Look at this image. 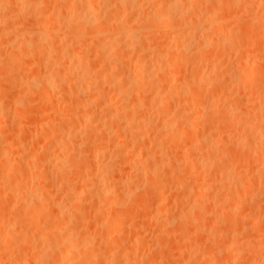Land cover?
Returning <instances> with one entry per match:
<instances>
[{"label":"rangeland","instance_id":"374dc122","mask_svg":"<svg viewBox=\"0 0 264 264\" xmlns=\"http://www.w3.org/2000/svg\"><path fill=\"white\" fill-rule=\"evenodd\" d=\"M21 1H23V0H0V5L2 6H0V146L1 145H5L6 144V146H4V148H2V149H4L3 151H0V152H4V154L3 155H1L0 156V172H1V174H0V177L2 178L3 176V179H5L6 181V183L8 184V185H6V187H7V190H6V187H1L0 188V197H1V199H0V214H1V211H2V214L1 215H4V214H6L7 216L6 217H8V218H6L5 217V215L4 216H1L0 217V226H2L3 224H2V222H3V218H6V219H9L10 220V218H11V220H12V222H16V223H18V220H19V223L18 224H16L15 226H14V228H13V230H15V231H13L12 233H11V237L13 238H10V239H8V240H10V242L8 243V241L7 240H5L7 243H4L5 241L4 240H2V239H4V237H3V235H5V232L4 231H0L1 233V235H2V237L0 236V240H1V243L0 244H4L5 245V248H6V246L8 247H10L9 249H7V251H6V249L5 248H2L3 246L2 245H0V257H1V259H0V264H20V262L23 260V261H27V263H30V264H40V262L42 263V264H45L42 260H41V258L46 262V260L48 261V262H50L49 261V259L52 257V255H50L49 254V250H47V248H46V246H43L44 244H42V243H45V241L44 242H42V238L41 237H43V235H42V233L44 232V234H45V232L46 233H48V231L47 230H49L50 231V229H49V227L50 228H54L55 226L54 225H56V224H59L60 226H62L61 227V231L63 232V230H62V228H64V231L66 232V234L67 235H65V237L63 238V239H65V241L64 240H62V241H60L59 243H60V245H59V243H58V245H57V243H56V246H60V247H54V248H56L57 250H58V248H60V250L61 249H63V247H66V246H68V245H72V244H69V243H67V242H73L72 240V238H70V237H68V234L69 233H75L76 234V236H77V234H78V236H84V237H81L82 239L83 238H85V236L86 237H88V238H90L89 239V241L91 240V242H93V244H95V245H93V249H95V251L94 252H92V257H91V254H90V256L89 257H91V260H93L92 258L95 256V255H93V253L94 254H96V256L98 257V259H99V257L100 256H102L101 257V260H103L102 261V263L103 264H105L106 262L108 263V264H127V262H129L128 264H130V261H132V262H134L135 261V264H153V262H154V264H264V240H263V238H264V163H262L261 162V160L259 161V158L257 157V156H261V155H259L257 152H259V150H260V148H263L264 149V110H262V109H264V21H263V18H264V0H257V1H255V0H229V1H231V2H229V1H227V0H223V2L221 1V0H219V1H214V0H198L199 2V7H198V5H197V7H196V4L195 3H190V0H187L188 1V3H186V4H184V6L182 5V4H179V6H178V8L180 7L181 8V5L183 6V7H185V8H181V10H180V8H179V10L176 8L177 6H175V7H173L174 9H175V11L173 10V8H172V6L170 7L169 6V2H167L166 0H164L166 3H165V6H164V2H163V0L161 1V0H153L152 1V3H151V0H147L148 1V4H147V2L145 3H143V4H141V5H143V6H141V5H139L138 7V9H141V10H138L136 13H134V15L137 17H135L134 15H133V13L132 12H135V11H130V10H127L126 12L125 11H122V12H119V13H121V14H118V13H116L115 14V17H118V18H115L116 19V21L118 22L119 21V23L121 22V23H125L124 25L125 26H128V25H133L134 23L133 22H135V23H137V22H139V21H141V23L139 24V23H137V24H134L137 28H140L142 25H143V23H145V22H147L148 20V22H150V21H154L152 18H154L155 17V15H157L159 12H160V8L161 7H165L164 8V11H167V9L169 10V12L171 13H168L169 15H173L172 17H174V15L175 16H178L179 17V19L181 20V18L183 17L184 18V16L185 17H187V15H189V14H191L190 12L192 11V12H195L196 14H194V13H192L191 14V16L189 15L187 18H184V20L185 21H183L180 25H178V27H180L183 23L185 24V26L187 25V26H189V27H192L193 29H195L196 31H197V29H198V31H202L201 33L200 32H194V31H190V28L189 27H187V28H189V29H187V28H185V26H184V24H183V26H181L180 28H179V30H178V28H177V32L174 30H171V29H169L170 27H168V26H162L163 28H164V31H163V28L162 27H155L154 26V28H152L153 30H152V32L154 33V32H157L156 34L154 33H151V31L150 30H148V31H150V32H147L146 33V35H144V33H145V30L143 31L142 29H138V33L139 34H141L142 35V41H143V44L146 46V49L144 50L145 52V54H143V52H141L140 50H137V51H134L135 52V54L134 53H132V52H130V54H131V57L132 56H135V57H130V55H129V50H127L126 51V53H123V51L122 50H126V48H121V50L118 52V50L117 49H120V43H122L121 41V39H123V41H125V39L122 37L121 39H119L120 38V33L119 32H117V30H116V27H114V29H113V27L112 26H109V27H111L112 29H109V27H108V29L110 30V31H108L107 30V28H106V30L107 31H105V28H104V30H103V38H106V39H104V40H107V38L108 37H112V38H114L115 40H118V42H120V43H118L117 44V48H115V49H113V51H112V49H111V51L113 52H111L110 50H108L107 51V53H105L106 52V50L104 51V57H102V55H97V56H94V55H92V52L94 53V51H93V49H92V47H91V43L89 42V40H91V37H90V34L88 33V32H86L84 35H85V37L83 38V39H81V40H83L84 41V43H83V41H80V40H78V42H79V44H80V42H81V45H82V43H83V45L82 46H85V47H82V46H80V45H78L76 42H75V44L73 43V42H71V37L69 38V36H72V35H70L71 33H70V31H69V33H68V30H66L65 28H62L61 30H60V32L61 33H59L60 35H59V37L58 38H56V37H53V40H55V41H57V42H53V40H52V38H51V40H49L48 39V41H50V42H53V44H50V42H49V45L51 46L49 49H47V51H50V50H52V51H50V52H47V51H45L44 52V50L43 49H41V47H39L40 45L38 44L39 42H35L36 40V38L37 39H39L38 37L39 36H41L40 34H41V32H38V31H40V30H42V29H40L41 27H43L44 26V28L45 29H47V28H49V29H51V28H53V29H55V28H60V26L62 25V23L63 22H65V20H69L68 19V16L70 17V15H68V13L66 12V6H68V4L69 3H71V0H70V2H69V0H66V3H63V4H59V5H57L58 3H62V1L63 2H65V0H43V2H42V0H25L26 1V3H28V4H26L25 3V1L23 2V3H25V4H23ZM28 1V2H27ZM35 1V2H34ZM36 1L38 2V4L36 3ZM48 1H51V2H48ZM55 1H56V4H55ZM73 1V0H72ZM103 1V0H102ZM102 1H98V0H96V1H93L92 3H90L89 2V4H88V6H93V10H95L94 9V7L96 8V10L95 11H93L92 13H91V15L92 16H95L96 18H98V16L100 17V18H102L103 16H105L106 14H105V12L106 11H104V10H107L108 8H106L105 9V3L104 2H102ZM186 1V2H187ZM192 1V0H191ZM214 1V2H213ZM248 1H249V3H248ZM19 2H21V3H19ZM30 2L32 3V2H34V4H30ZM41 2V3H40ZM45 2V3H44ZM69 2V3H68ZM150 2V3H149ZM155 2H157V3H155ZM193 2H194V0H193ZM201 2V3H200ZM204 2H207V4H205ZM227 2V3H226ZM242 2V3H241ZM246 2V3H245ZM19 3V4H18ZM39 3H40V5H39ZM51 3V4H50ZM68 3V4H67ZM137 3V2H136ZM158 3H160V4H158ZM168 3V4H167ZM185 3V2H184ZM225 3V4H224ZM242 5H241V4ZM258 3V4H257ZM260 3V4H259ZM18 4V5H17ZM29 4H30V6H32L33 8H30V6H29ZM36 4V5H35ZM43 4V5H42ZM91 4V5H90ZM94 4V5H93ZM96 4V5H95ZM146 4V5H145ZM151 4H153V5H151ZM156 4H158V5H156ZM163 4V5H162ZM169 6H167V5ZM190 4V6H188ZM192 4H195V5H192ZM221 4H222V6H223V8H220L221 7ZM224 4V5H223ZM48 6V9H47V6ZM155 5H156V7H155ZM159 5H161V7H159ZM207 5L210 7H207ZM252 5V6H251ZM60 6H61V8H60ZM65 6V7H64ZM102 6V7H101ZM174 6V5H173ZM191 6H194V8L196 7L197 9H196V11L195 10H193L192 8H190ZM206 6V7H205ZM229 6V7H228ZM235 6V7H234ZM46 9H45V8ZM57 7V8H56ZM63 7H64V9H63ZM100 7H101V9H100ZM152 7V8H151ZM205 7V8H204ZM227 7V8H226ZM244 7H246V8H244ZM27 8L29 9V10H33V11H36L37 13H35V12H29V10H27ZM35 8H37V9H35ZM39 8H41V9H39ZM50 8V9H49ZM56 8V10H57V13H55L54 14V9ZM171 9V11H170V9ZM192 9V10H189L188 11V9ZM202 8V10H200ZM211 8H212V10H211ZM243 8V9H242ZM63 9V10H62ZM177 9V10H176ZM205 9V10H204ZM241 9V10H240ZM40 10V11H39ZM51 10H53V11H51ZM62 10V11H61ZM156 10H158V11H156ZM173 10V11H172ZM211 10V11H210ZM221 10V11H220ZM225 10V11H224ZM233 10V11H232ZM245 10V11H244ZM246 10H249V11H246ZM45 11H48V12H45ZM60 11V12H59ZM150 11V12H149ZM154 11H156V14L154 13ZM208 11H210V12H207ZM219 12V14H218V12ZM231 11H232V13H231ZM131 12V13H130ZM140 12V13H139ZM143 12V13H142ZM173 12V13H172ZM189 12V13H188ZM217 12V13H216ZM225 12H226V14H225ZM230 12V13H229ZM234 12V13H233ZM240 12H242V13H240ZM33 13H35V14H37L38 16H36V15H33ZM44 15H43V14ZM51 13V14H50ZM66 13H67V15H66ZM98 14V15H95V14ZM125 13V14H124ZM132 14V16H128V15H130V14ZM176 13V14H175ZM183 15H182V14ZM202 13V14H201ZM216 13V14H215ZM43 16H42V15ZM52 14H54L55 15V17H54V15H52ZM62 14V15H61ZM137 14H138V16H137ZM140 14V15H139ZM143 14V15H142ZM185 14V15H184ZM198 14V15H197ZM206 14V15H205ZM215 14V15H214ZM223 14V15H222ZM252 14V15H251ZM57 15V16H56ZM59 15V16H58ZM60 15H61V17H60ZM91 15H88L89 17L91 16ZM120 15H122V17L120 16ZM194 15H195V21L197 20V22L195 23V24H197L198 26H190L189 25V21H188V19H190L191 17H194ZM201 15H204V16H201ZM229 15V16H228ZM256 15V16H255ZM53 16V17H52ZM76 16V17H75ZM88 16L85 18L86 19V21L87 20H91V21H89V22H92V24H94V22H97L96 20H94V22H93V17H91V18H88ZM143 16V17H142ZM154 16V17H153ZM201 16V17H200ZM226 16V17H225ZM227 16H228V18H227ZM235 16V17H234ZM262 16V17H261ZM74 19H73V18ZM81 17V16H80ZM128 17V18H127ZM135 17V18H134ZM152 17V18H151ZM203 17V18H202ZM211 19H210V18ZM213 17H215L213 20H212V18ZM217 17V18H216ZM232 17V18H231ZM249 17V18H248ZM254 17V18H253ZM261 19H260V18ZM55 18V19H54ZM57 18V19H56ZM70 18H72L73 20H75V21H72L73 23H76V22H78V24L81 22V20L83 19H81V18H78V15H74V16H72L71 15V17ZM141 18V19H140ZM143 18H145V19H143ZM147 18H150V19H147ZM176 18V17H175ZM197 18V19H196ZM227 18V19H226ZM231 18V19H230ZM250 18H253L252 20L253 21H251L250 20ZM85 19H83L84 21L83 22H86L85 21ZM118 19V20H117ZM138 19V20H137ZM146 19H147V21H146ZM152 19V20H151ZM155 19V18H154ZM186 19H187V22H186ZM202 19H203V21H202ZM209 19V20H208ZM220 19V20H219ZM235 19H237V20H235ZM257 19V20H256ZM259 19V20H258ZM59 20H61V21H59ZM64 20V21H63ZM128 21L129 22V24H127L128 22H125V21ZM131 20V21H130ZM142 20H145V22H143ZM206 20V21H205ZM208 20V21H207ZM232 20H233V22H232ZM239 20H241V21H239ZM262 20V21H261ZM63 21V22H62ZM123 21V22H122ZM156 21V20H155ZM201 22V24H200V22ZM214 21V23H212ZM225 21V22H224ZM256 21H258L256 24H255V22ZM262 23H261V22ZM61 22V23H60ZM133 24H132V23ZM187 24H186V23ZM206 22H208V23H206ZM210 22V23H209ZM30 23H31V25H30ZM82 23V22H81ZM211 23H212V26H211ZM225 23L227 24V25H225ZM77 24V25H78ZM148 24V23H147ZM150 24H152V23H150ZM194 24V25H195ZM210 24V25H209ZM214 24V25H213ZM33 25H37V27L39 28V29H37V27L36 26H34V27H36V29L38 30H36L34 27H33ZM41 25V26H40ZM95 25H97V23H95ZM133 25V26H134ZM137 25H139L140 27H138ZM199 25H201V26H199ZM209 25V26H208ZM232 25V26H231ZM259 25V26H258ZM261 25V26H260ZM29 26H31V27H29ZM71 26H73V25H71ZM170 26V25H169ZM205 26H206V28H205ZM210 28H208V27ZM216 26V27H215ZM218 26H220L219 28H217ZM263 26V27H262ZM11 27L12 28H15L16 30H17V28H22L21 29V31L19 32V33H17L18 34V36H16V35H9V37L10 38H8V32H9V30L11 29ZM29 27V28H28ZM75 27H76V25H75ZM146 27V26H145ZM171 27H174V26H171ZM177 27V26H176ZM259 27V28H258ZM262 27V28H261ZM25 28H26V30H28L27 32L29 33V34H31L32 32H29V30L30 31H33L34 30V34H32L31 36L29 35L28 36V38H29V40L27 41V37L26 38H24V37H22L23 38V40H22V38H21V41L20 42H23L24 41V43H25V45L27 46L26 48H29L28 50L27 49H24V43H23V46H22V43L20 44V42H19V40H17L16 41V38H19V35L21 36V33H22V35L24 34L25 36H27L26 34V30H25ZM30 28H33V29H30ZM157 28V29H156ZM166 28V29H165ZM185 28V29H184ZM191 28V30H193ZM199 28H201V30L199 29ZM213 28H216V29H214L213 30V32H212V29ZM221 28V29H220ZM256 28V29H255ZM154 29H156V30H154ZM187 29V30H186ZM209 29V30H208ZM225 29V30H224ZM35 30H36V32H37V35L39 34V36H37L36 34H35ZM141 30V31H140ZM169 30H171V31H169ZM216 30V31H215ZM234 32H233V31ZM241 30H243V31H241ZM8 31V32H7ZM63 31V32H62ZM65 31H67V33L65 32ZM113 31V32H112ZM115 31V32H114ZM161 31V32H160ZM181 31V33H179ZM186 31V32H185ZM208 33V34H210V36H212L213 35V37H216L217 38V36H219V33L220 32H224L223 33V36H219V37H221V39H223V40H221V41H224V40H226L227 39V37H228V32L230 33V35H229V37H228V39H227V41H226V43L227 42H230V44H231V46L230 47H232V48H230L228 45L227 46H225L226 44H224L225 43V41H224V43H220V44H223L222 46L224 47V49H222L223 47H221V45L220 44H218V46L220 47V48H217V46H215V44H217V41L215 42V44H213V42L212 41H215V40H212V41H208V40H211V38L209 37H204L203 36V34L202 33H205L206 34V32ZM217 31H218V33H217ZM231 31V32H230ZM239 33H238V32ZM258 31V32H257ZM261 31V32H260ZM7 32V33H6ZM26 34H25V33ZM165 32H168V33H165ZM183 32V33H182ZM189 32V33H188ZM190 32H191V34H190ZM211 32H212V34H211ZM214 32H215V35H214ZM236 32V33H235ZM242 32H243V34H242ZM143 33V34H142ZM151 33V34H150ZM174 33V34H173ZM187 33V34H186ZM218 35H217V34ZM225 33H226V35H225ZM232 33H234L235 35H233ZM261 33V35L262 36H260L259 34ZM6 34V35H5ZM10 34V33H9ZM64 36H63V35ZM147 34H148V36H147ZM152 34H153V36H152ZM172 36H171V35ZM181 35V36H176V35ZM184 34V35H183ZM188 34H190V37H188L189 35ZM197 34H201V35H197ZM221 34V33H220ZM241 34V35H240ZM257 36H256V35ZM23 35V36H24ZM35 35H36V38L34 39V37H35ZM65 35H66V37H65ZM86 35H87V37H86ZM149 35H151V36H149ZM239 35V36H238ZM255 35V36H254ZM6 36H7V38H6ZM147 36V37H146ZM193 36H195L194 38H193ZM197 36V37H196ZM234 36H235V38H234ZM243 37V39H242V37ZM258 36H260V37H258ZM65 37V38H64ZM144 37H146V39H144ZM150 37V38H149ZM167 37V38H166ZM171 37H173V38H171ZM178 38V40H180L179 41V43L181 42L182 43V40H183V43L181 44V45H178V43H176L174 40H176V41H178L177 39H175V38ZM179 37H182V38H179ZM186 37V38H185ZM202 39H201V38ZM204 37V38H203ZM218 37V38H219ZM223 37V38H222ZM15 38V39H14ZM19 38V39H20ZM56 38V39H55ZM171 40H170V39ZM184 38H185V40H184ZM206 38V39H205ZM230 38H231V41H230ZM61 39V40H60ZM64 39V40H63ZM65 39L67 40L65 43H66V46H69V47H67V48H69V52H71L72 50H76V49H78V50H76L75 52L77 53H81V51H79L80 49H82V48H84L85 49V52H87V55H84V57L85 56H87L88 58H84L83 60H82V62L84 63L86 60H88V61H86V63H88V68L90 69V72L87 74L88 76H86V79H87V81H88V83H91L92 82V87L89 89L90 90V92H88V91H86V92H88V93H86V94H83L82 92H78V91H80L79 90V87H78V84L81 82V81H79V78H77L78 76H76V77H71V79L69 78V80H65L66 82H68V83H71V84H68V83H66L65 82V85L66 84H68V85H64V82L62 83V84H60L59 82L61 81H63V80H60L59 82L56 80V78H55V81H57V82H54V78H53V81H52V79H51V77L53 76V71H52V68H55V67H57L56 65H58V67H59V65H60V67H68V68H72L73 69V71H76V70H74V68L76 67V65H77V63L75 64V60H73V57H74V52L72 51L71 52V54H67L68 53V51L66 52V54H64L63 52H62V46L60 47V44H62V43H64V41H65ZM70 39V40H69ZM93 39V38H92ZM149 39V40H148ZM153 39V40H152ZM164 39V40H163ZM168 39V40H167ZM207 40V41H205V40ZM234 39V40H233ZM241 39V40H240ZM251 40V41H249V40ZM60 40V41H59ZM63 40V41H62ZM103 40V42H105ZM120 40V41H119ZM162 41V42H159V41ZM167 40V41H166ZM173 40V41H172ZM194 40V41H193ZM199 40V41H198ZM233 40V41H232ZM236 40V41H235ZM254 40V41H253ZM260 40V41H259ZM175 42L176 43V46L175 47H173L175 44L174 43H171V42ZM189 41V42H188ZM192 41V42H191ZM240 41H242V42H240ZM246 41H248L247 43H246ZM253 41V42H252ZM258 41V42H257ZM16 42V44L14 45V43ZM32 43V45H30L31 43ZM70 42L74 45H71L70 44ZM86 42V43H85ZM199 42H202V43H199ZM209 42H211V44H213V46L212 45H210V43ZM251 42V43H250ZM261 42V43H260ZM19 43V44H18ZM36 43V44H35ZM56 43V44H55ZM64 43V44H65ZM89 43V44H88ZM170 43V44H169ZM203 43H205L204 44V47L205 48H207L206 50H205V48L204 47H202V45H203ZM207 43V44H206ZM208 43H209V45H208ZM233 43H235L234 45H233ZM239 43V44H238ZM245 43V45H243ZM258 43V44H257ZM12 44H13V46H12ZM70 44V45H69ZM188 44V45H187ZM228 44V43H227ZM252 44V45H251ZM256 44H257V49L255 48L254 49V47L256 46ZM260 44V45H259ZM38 46V49H39V51H40V53L42 52H44L43 53V55L45 54V57L46 58H40V56H43L42 55V53L40 54V55H38V53L36 52V50H38L37 48L36 49H34V47L33 46ZM76 45H78L77 47H75ZM122 45H123V43H122ZM201 45V46H200ZM242 45V46H241ZM18 46V47H17ZM23 47L22 49L20 48V47ZM53 46H55L54 48H52ZM57 46V47H56ZM65 45L63 46V47H66ZM70 46H72V47H70ZM80 46V47H79ZM190 46V47H189ZM196 46V47H195ZM208 46V47H207ZM210 46H212V47H210ZM15 49H14V48ZM30 47H33V48H30ZM87 47H88V49H87ZM170 47H172V48H170ZM199 47H202V48H199ZM216 47V48H215ZM234 47H236V48H234ZM243 47H244V49H243ZM247 47V48H246ZM259 47V48H258ZM12 48V49H11ZM73 48V49H72ZM148 48V49H147ZM152 49V51L150 50V49ZM203 48H204V50H203ZM208 48H211V49H208ZM230 49V51H229V49ZM30 49H32V50H30ZM42 51H41V50ZM60 49H61V51H60ZM70 49H72L71 51H70ZM90 49V50H89ZM194 49V50H193ZM198 49V50H197ZM203 50V51H200V50ZM214 49V50H213ZM247 49V50H246ZM17 50V51H16ZM34 50V51H33ZM56 50H58V51H56ZM96 50V49H95ZM146 50H148V51H146ZM222 50V51H221ZM242 50L244 51V52H242ZM255 50H256V52H255ZM261 50V51H260ZM28 51H30V52H28ZM91 52L90 54H89V52ZM110 51V53H108ZM156 51H158V52H156ZM207 51H209V52H207ZM212 51V52H211ZM56 54H55V53ZM57 52H59V53H57ZM82 52H84L83 51V49H82ZM116 52V53H115ZM122 52V54H120L121 55V57L124 59V60H122V58L120 57V59H119V53H121ZM147 52V53H146ZM149 52H150V54H149ZM156 52V53H155ZM163 52H169L168 54L166 53V55L164 56L165 57V60L166 61H164V60H162V58H164V57H162V58H157V59H159V60H162L163 61V64H162V62L161 61H156L157 59L155 58V54H163ZM197 52V53H196ZM213 52H215V53H213ZM218 54H217V53ZM234 52V53H233ZM246 52V53H245ZM24 53V54H23ZM52 53H54V54H52ZM115 53V54H114ZM136 53H137V55H136ZM152 53V54H151ZM154 53V54H153ZM238 55V56H236V54ZM243 53V54H242ZM34 54V55H33ZM37 54V55H36ZM58 54V56H56ZM61 54H63L62 56H61ZM95 55H96V53H94ZM109 54V55H108ZM116 54H117V56H116ZM124 54H127V55H124ZM141 54V55H140ZM147 54V56H144V55H146ZM172 56H171V55ZM174 54H176V55H174ZM231 56H230V55ZM241 54H242V57H241ZM47 55V56H46ZM53 55V56H52ZM55 55V56H54ZM65 55V56H64ZM92 55V56H91ZM107 55V56H106ZM119 55V56H118ZM126 56V59H125V57L124 56ZM151 55V56H150ZM223 55V56H222ZM224 55H227V56H224ZM90 56V57H89ZM113 56H115V57H113ZM145 58H144V57ZM162 56V55H161ZM177 56H182V57H178L179 58V61L177 60L178 58H177ZM185 56H188L186 59L184 58V60H183V57H185ZM44 57V56H43ZM48 57V58H47ZM59 59H58V58ZM63 57V58H62ZM110 57H112V58H110ZM118 57V58H117ZM131 59H129V58ZM144 58V59H141V58ZM154 59H153V58ZM158 57V56H157ZM168 57V58H167ZM170 57V58H169ZM191 58V59H193V62H194V65H193V63H192V61L189 63V61L187 60L188 58ZM49 58H51V59H53L54 58V60H53V62L52 61H49V60H51V59H49ZM72 58V59H71ZM93 60H92V59ZM115 58V59H114ZM128 58V59H127ZM41 59V60H40ZM65 59H66V61H65ZM100 59V60H99ZM108 59L109 60H111V59H114V60H111V61H108ZM118 59H119V61H121L120 63H119V66L121 65V67L119 68V71L120 70H122L121 72H123V73H125V72H127L126 74H123V73H119V71H117L118 70V68H117V70H113L114 69V67H113V71L111 70V67L112 66H114V65H117V62H116V60L118 61ZM137 59V60H136ZM169 59V60H168ZM195 59V60H194ZM256 59V60H255ZM36 60V61H35ZM46 60H48L47 61V63H45L46 62ZM73 62H72V61ZM85 60V61H84ZM92 62H91V61ZM105 60V61H104ZM130 60V61H129ZM135 60V61H134ZM140 60V61H139ZM152 60V61H151ZM168 60V61H167ZM174 60H176V61H178V63L176 62V63H174L175 61ZM183 60V61H182ZM190 60V59H189ZM197 60V61H196ZM199 60V61H198ZM201 60V61H200ZM240 60V61H239ZM262 60V61H261ZM38 61H40V62H38ZM57 61V62H56ZM65 61V62H64ZM93 61H96V62H93ZM118 61V62H119ZM126 61V63H124ZM138 61V62H137ZM145 61L146 62H148V63H145ZM151 61V62H150ZM170 61V62H169ZM196 61V62H195ZM252 61V62H251ZM36 62V63H35ZM68 62V63H67ZM105 62V63H104ZM108 62V63H107ZM110 62H116V63H112V66H111V63ZM129 62V63H128ZM142 62V65L140 64L139 65V63H141ZM143 62H144V64H143ZM156 62H157V64H156ZM169 62V63H168ZM182 62V63H181ZM197 62H198V64H197ZM204 62V63H203ZM256 62V63H255ZM258 62H261V63H258ZM43 63V64H42ZM109 63H110V66H109ZM150 63V64H149ZM152 63H154V64H152ZM168 63V64H167ZM184 63V64H183ZM186 63V64H185ZM196 63V64H195ZM208 63H210L209 65H208ZM39 64V65H38ZM51 64V65H50ZM54 64V65H53ZM85 64V63H84ZM92 64V65H91ZM114 64V65H113ZM128 64V65H127ZM131 64V65H130ZM134 64V65H133ZM145 64H147V65H145ZM148 64H149V66H148ZM159 64V65H158ZM161 64V65H160ZM165 64H167V66L165 65ZM176 64H177V66H176ZM182 64H183V67H182ZM187 64H189V66L187 65ZM45 65V66H44ZM75 65V66H74ZM83 65V64H82ZM108 65V66H107ZM124 65V66H123ZM125 65H127V66H125ZM138 65V66H137ZM153 65V66H152ZM169 65V66H168ZM172 65H174V66H172ZM181 65V66H180ZM199 65V66H198ZM213 65V66H212ZM217 65H219L218 67H217ZM223 65L225 66V67H223ZM84 66V65H83ZM90 66H93V67H90ZM101 68H100V67ZM104 66V67H103ZM137 66V67H136ZM140 66V67H139ZM143 66H145L146 68H148V69H146V70H144L143 68H145V67H143ZM153 67V69H155L156 67H158V68H156L154 71H153V69H152V67ZM156 66V67H155ZM185 66V67H184ZM188 66V67H187ZM194 66H198V67H194ZM39 67V68H38ZM41 67V68H40ZM44 67V68H43ZM48 67V68H47ZM66 67V68H67ZM74 67V68H73ZM86 67H87V65H86ZM130 67V68H129ZM133 67V68H132ZM155 67V68H154ZM160 67V68H159ZM162 67H163V69H162ZM165 67H167L166 69H165V74H167L166 76H168V78H171V80L170 79H168L167 77H165V75H164V77L165 78H167V79H165L164 77V79L165 80H160V82H158L156 79V77H155V79H154V76H156V74L158 73V69H162L161 71L163 72L164 71V68ZM168 67H170V69H169V72H168ZM176 68L175 70H174V68ZM193 67V69H191ZM205 67V68H204ZM207 67V68H206ZM209 67V68H208ZM219 67H220V69H219ZM100 68V69H99ZM106 68V69H105ZM110 68V70H111V72H110V70H108L107 71V69H109ZM121 68H123V69H121ZM129 68V69H128ZM139 68H140V71H139ZM188 68V69H187ZM213 68V69H212ZM223 68H225V69H223ZM75 69H77V68H75ZM103 69H105L106 70V74H109V77L112 75V73H114L113 75L115 76H113L112 75V77H113V79L112 78H110L111 80L109 81V79H107V80H105L106 81V83L108 82V84L107 85H105V81L103 80L104 78H103ZM132 70V72H134V74L131 72V70ZM135 69V70H134ZM136 69H138L137 71H136ZM142 69L144 70V72L142 71ZM151 69V70H150ZM171 69H172V71H171ZM178 69H182L181 71L182 72H179V70ZM188 71H187V70ZM196 69H198V70H196ZM203 69V70H202ZM212 69V70H211ZM48 70V71H47ZM51 70V71H50ZM187 72H189V73H187L186 74V71ZM22 71H24V73L22 72ZM43 71V72H42ZM46 71V72H45ZM96 71V72H95ZM116 71L118 72V73H116ZM136 71V72H135ZM150 71H153V72H151V74L152 75H148V79H151V81L150 80H148V81H150V83L152 82V80H153V82H152V85H154V90L152 89V87L151 86H146V85H148L149 84V82L148 81H146L147 79H145L146 78V76L145 75H142V74H146V72H150ZM155 71H156V74H154L155 73ZM175 73H174V72ZM196 72V74H195V72ZM230 71V72H229ZM27 72V73H26ZM40 72V73H39ZM47 72H49V74H50V76H49V78L47 79L46 78V76L48 75V73ZM98 72V73H97ZM138 72H140L139 74H137ZM167 72V73H166ZM179 74H178V73ZM194 72V73H193ZM232 72H233V74H237L236 76L235 75H233V77L231 76L232 75ZM234 72H236V73H234ZM248 72V73H247ZM42 73H45V74H47L46 76H44V74H42ZM79 76L82 74V71L80 70L79 72ZM111 73V74H110ZM169 73L171 74V73H173V75H169ZM211 73V74H210ZM228 73V74H227ZM261 73H263L262 75H261ZM21 74V75H20ZM37 74V75H36ZM98 74H100L101 75V77L98 75ZM117 76H116V75ZM120 74V75H119ZM123 74V75H122ZM176 74H178L177 76H175ZM181 74V75H180ZM184 74H186V77H185V75ZM195 74V75H194ZM221 74V75H220ZM229 74H230V76H229ZM239 74V75H238ZM245 74V75H244ZM246 74H247V77L249 76V78L247 79V78H245L244 76H246ZM253 74H254V76H253ZM259 74H260V76H259ZM19 75V76H18ZM24 75V76H23ZM41 75H43L42 76V78H46L47 80H45V78H44V83L40 80V78L41 77H39V76H41ZM52 75V76H51ZM105 75V74H104ZM126 75H128V77L126 76ZM130 75V76H129ZM134 75H140V76H138L137 78L139 79V81H137L138 79L134 76ZM196 75H198V77H200V75H202V77H205L204 78V80L205 81H201V83H198V86H196L197 84V82L195 81V79L194 78H197V76ZM211 75H213L212 77H211ZM224 75V76H223ZM15 76V77H14ZM92 76V77H91ZM94 76H97V77H94ZM121 76V77H120ZM145 76V77H144ZM151 76H153V77H151ZM170 76V77H169ZM216 76V77H215ZM218 76V77H217ZM225 77V78H223V77ZM229 78H228V77ZM16 77H18V78H16ZM20 77V78H19ZM24 77H26V78H24ZM31 80H38L37 81V85H38V83L40 82H42V85L44 84V85H46V84H48V82H51L52 81V83H53V85H52V83H49L48 85L50 86H52V87H46L45 88V86L43 85V86H41V84H40V88L36 85V84H32L30 81H29V79ZM32 77H36V78H32ZM87 77H90V79H88ZM98 77H100V80H99V78ZM133 77V78H132ZM142 77H144V80H143V78ZM209 77H211L212 79H208ZM227 77V78H226ZM12 78V79H11ZM22 78V79H21ZM96 80H95V79ZM135 78V79H134ZM153 78V79H152ZM174 78V79H173ZM175 78H176V80H175ZM220 78V79H219ZM231 78H232V80H231ZM92 79H94L93 81H92ZM97 79H98V81H97ZM118 79V80H117ZM131 79V80H130ZM141 79H142V81H143V84H145V82L144 81H146L148 84H145V86L143 85V87H142V81H141ZM187 79V80H186ZM192 79V80H191ZM215 79V80H214ZM262 79V80H261ZM17 82H16V81ZM20 80V81H19ZM27 80H28V82H27ZM40 80V81H39ZM51 80V81H50ZM72 80V81H71ZM78 80V81H77ZM126 80V81H125ZM182 80V82H180ZM222 82H221V81ZM261 80V81H260ZM25 81V82H24ZM48 81V82H47ZM75 83H74V82ZM100 81H102V82H100ZM104 81V82H103ZM124 83H123V82ZM163 81V82H162ZM170 83H169V82ZM190 81V82H189ZM191 81H194V83H195V85L193 84V82H191ZM207 81H208V83H207ZM210 81H211V83H210ZM214 81V82H213ZM229 81V82H228ZM45 82H47V83H45ZM96 83V84H94V83ZM99 82V83H98ZM127 83V85H126V83ZM136 82V83H135ZM139 82V83H138ZM166 82H168V83H166ZM175 82H177V84L175 83ZM186 84H185V83ZM204 82V84H202ZM218 84H217V83ZM227 82H228V84H227ZM240 82V83H239ZM250 82H252V83H250ZM260 82V83H259ZM23 83V84H22ZM28 83H31L33 86H36V87H38L36 90H32L31 88L33 87V86H31V87H26L27 85H28ZM97 83H98V85H97ZM109 83L110 84H112V85H109ZM121 83H123L122 85H121ZM155 83H159V84H157L156 86H158V87H156L155 86ZM188 83H190V84H188ZM214 83V84H213ZM221 83H224L223 84V86H221L222 84ZM249 84L250 83V85H247V84ZM259 83V84H258ZM13 84H15V85H13ZM25 84V85H24ZM30 84V85H31ZM56 84V85H55ZM58 84H60V85H58ZM99 84H101L102 86H100ZM139 84H141V85H139ZM161 84V85H160ZM165 84V85H164ZM182 84V85H181ZM202 84V86H200V87H202V89H201V91H199L198 89H200V88H197V87H199V85H201ZM212 84V85H211ZM221 84V85H220ZM239 84V85H238ZM245 84H246V86H245ZM256 84V85H255ZM262 84V85H261ZM55 85V86H54ZM64 85V86H63ZM70 85V86H69ZM94 85H95V87H94ZM96 85H97V87H96ZM104 85V86H103ZM110 87H109V86ZM128 85L129 86H132V87H128ZM138 85H139V87H141V88H139L138 87ZM181 85V86H180ZM185 85V86H184ZM191 85V86H190ZM206 87H204V86ZM213 85H215L216 87H214L213 88ZM219 85V86H218ZM227 85V86H226ZM261 85V86H260ZM62 86H63V88H62ZM75 86V87H74ZM180 86V87H179ZM186 87L189 91H185V89H184V91L181 89V87ZM242 86V87H241ZM250 86H251V91L249 90L250 89ZM259 86H260V88H259ZM45 89V90H47V92L45 91V90H43L44 92H45V94H41V93H44V92H42V89L43 88ZM67 87H69L68 88V90L66 89ZM71 87H72V89H71ZM77 88L78 89V91H77V89H74V88ZM122 87V88H121ZM134 87H136V88H134ZM150 87H151V89H150ZM161 87V88H160ZM226 87V88H225ZM241 89H240V88ZM248 87V88H247ZM31 89V91H29L30 89ZM48 88V89H47ZM51 88V89H50ZM57 88V89H56ZM66 89V93H68V92H72V93H69L71 96H70V100H69V102H67L68 100H66L67 98H65L64 100H63V98L61 99H58V97H57V95L59 96V95H61L60 93L61 92H63L65 89ZM97 88V89H96ZM114 88V89H113ZM138 88V89H137ZM144 88H145V90L147 89V91H145L144 90ZM151 90V91H149V89ZM155 88H157L156 90H155ZM174 88V89H173ZM197 88V89H196ZM222 88H225V89H222ZM236 88V89H235ZM246 88V89H245ZM27 89V90H26ZM50 89V90H49ZM58 89H60V91H58ZM64 89V90H63ZM75 91H74V90ZM96 89L97 91L94 93V90ZM122 89V90H121ZM133 91V92H135V90L137 89L138 91V93L140 92V95L142 96L143 94H145V95H143L142 97H140V95L138 94V93H134V97H136L137 98V100H136V98H131V97H133V96H130V98H131V100L133 99V101L135 100V102H136V104H135V102H133V101H130L129 100V102H126L128 99H130L129 98V96L128 97H126V98H128V99H120V97L118 96L119 95V93L121 92V91ZM168 89V90H167ZM179 90V92H178V90ZM186 89V90H187ZM195 89V90H194ZM258 89V90H257ZM39 90V91H38ZM49 90V91H48ZM55 90V91H54ZM63 90V91H62ZM73 90V91H72ZM101 91V93H100V91ZM106 90V91H105ZM114 90V91H113ZM141 90H142V92H143V94H142V92H141ZM191 90V91H190ZM198 90V91H197ZM245 90V91H244ZM248 92H247V91ZM257 90V91H256ZM260 90V91H259ZM38 91V92H37ZM51 91H52V93H51ZM54 91V92H53ZM57 91H58V93H57ZM162 91V92H161ZM172 91V92H171ZM194 91L195 92H197V95H196V93H194ZM224 91V92H223ZM244 91V92H243ZM249 91H250V93H249ZM259 91V92H258ZM263 91V92H262ZM73 92H74V94H73ZM104 92V94H102ZM148 92H150V93H148ZM158 92V93H157ZM187 92V93H186ZM229 92V93H228ZM231 92V93H230ZM258 92V94H256V93ZM54 93V95H52ZM55 93H57V94H55ZM65 93V91L63 92V94ZM65 93V94H66ZM78 93L80 94V95H82V97H84V96H87V94H88V98L90 97V99H89V103L91 104L89 107L86 105L85 107H83L82 106V108H81V106H79V104H77L78 106H76L74 103L75 102H77V103H80L79 102V100L81 101L82 99L81 98H79V97H81V96H75L76 94L78 95ZM92 93H94L95 95H93ZM101 94V96L103 97V98H101L100 97V94ZM118 93V94H117ZM148 93V94H147ZM179 93V94H178ZM189 93V94H188ZM193 93V94H192ZM200 93H203V94H200ZM206 93L208 94L209 93V95H207L206 96ZM213 93H214V95H213ZM223 93H224V95H223ZM227 93V94H226ZM238 93V94H237ZM40 94V95H39ZM48 94H50V95H48ZM62 94V95H63ZM69 94H67V97H68V95ZM90 94H92V96H90ZM113 94V95H112ZM133 94V93H132ZM138 94V95H137ZM151 94V95H150ZM175 94H177V97L176 96H174V99H172V101H173V103H171L172 105H170V107L172 106V108H170V107H166V108H164V107H160V106H156V104H155V102L157 103V105H158V102L159 101H161V99L163 98V99H166V97L165 96H167V99L166 100H169V102H170V100H171V97H173L172 95H175ZM182 94V95H181ZM188 94V95H187ZM198 94L199 95H201L203 98H201V96L199 97L198 96ZM212 96H211V95ZM215 94H216V96H215ZM233 94V95H232ZM236 94V95H235ZM240 94V95H239ZM253 94H255V96L253 95ZM262 94V95H261ZM56 95V96H55ZM84 95V96H83ZM168 95L170 96V98L168 97ZM187 95V96H186ZM205 95V96H204ZM230 95V96H229ZM259 95V96H258ZM47 96V97H46ZM55 96V97H54ZM65 96V95H64ZM110 96V97H109ZM145 96H146V98H147V96H148V99H147V101L145 100L146 98H145ZM159 96V97H158ZM163 96V97H162ZM179 96H181V97H179ZM185 96V97H184ZM195 96V97H194ZM227 96H229V101H230V99L231 100H234V101H228L227 102ZM249 96V97H248ZM49 97H51V98H49ZM59 97H61V96H59ZM74 97H78V99L79 100H77V99H75ZM118 97V98H117ZM139 97H140V99H139ZM143 97H144V99H143ZM149 97H150V99H149ZM154 97H156L155 99H154ZM188 99H187V98ZM208 97H210V98H208ZM222 97V98H221ZM226 98V99H224V98ZM231 97V98H230ZM240 97V98H239ZM254 97H255V99H254ZM258 97V98H257ZM261 97V98H260ZM101 98V99H100ZM160 98V99H159ZM169 98V99H168ZM206 98V99H205ZM213 98V99H212ZM263 98V99H262ZM51 99V100H50ZM73 99V100H72ZM103 99H105V100H103ZM116 99H117V101H116ZM119 99H120V101H119ZM152 99V100H151ZM156 99H158V101H155L154 102V104L152 105V103H153V101L154 100H156ZM162 99V100H163ZM185 99V100H184ZM190 99V100H189ZM212 99V100H211ZM216 99H218V100H216ZM221 99H223V100H221ZM261 99V100H260ZM43 100V101H42ZM57 100V101H56ZM66 100V101H65ZM93 102V103H91V101ZM100 100V101H99ZM102 100H103V102H102ZM139 100H143V102H144V105H142V103L143 102H141V101H139ZM151 100V101H150ZM175 100V101H174ZM187 100V101H186ZM191 100H193V102L191 101ZM224 100H226V104H225V101ZM251 100V101H250ZM48 101V102H47ZM55 101V102H54ZM72 101L74 102L73 104H72ZM106 101V103H104ZM119 101V102H118ZM122 101L124 102L123 104H122ZM151 102V103H148V102ZM171 101V102H172ZM182 101V102H181ZM260 101H262V103L260 102ZM47 102V103H46ZM51 102V103H50ZM67 102V103H66ZM71 102V103H70ZM100 102V103H99ZM102 102V103H101ZM113 104H112V103ZM141 102V103H140ZM176 102V103H175ZM190 102H192L191 104H193L192 106H191V104H187V103H190ZM198 103V104H196V103ZM199 102H200V104H199ZM234 102V103H233ZM55 103V104H54ZM68 103H69V105H70V107L68 106ZM96 103V104H95ZM100 104V107H99V105L98 104ZM118 103V104H117ZM145 103L147 104V105H145ZM178 103V104H177ZM210 103V104H209ZM247 103H248V105L249 106H247ZM53 104V105H52ZM97 106H95V105ZM106 104H107V106H106ZM133 104H135V107H136V109L135 110H133L132 108L134 107V105ZM138 104H139V106H140V108L138 107ZM182 104V105H181ZM187 104V106H184V105H186ZM207 105V106H205V105ZM211 104H212V107H211ZM238 105L241 109H239V107L237 106H235V105ZM241 104V105H240ZM27 105V106H26ZM103 107H102V106ZM118 105V106H117ZM133 105V106H132ZM142 105V106H141ZM155 105V106H154ZM174 105V106H173ZM177 105V106H176ZM252 105V106H251ZM52 106V107H51ZM59 106V107H58ZM62 106H66V107H62ZM72 106H74V107H76V110H75V108L73 107L72 109H71V107ZM117 106V107H116ZM146 106V107H145ZM154 106V107H153ZM201 106V107H200ZM228 106V107H227ZM262 106V107H261ZM40 107V108H39ZM91 107V108H90ZM94 107H95V109H94ZM114 107V108H113ZM119 107H121L120 109H119ZM124 107V111L125 112H123L122 110V108ZM126 107V108H125ZM131 107V108H130ZM147 107H149V108H147ZM151 107V108H150ZM153 107V108H152ZM179 107H180V109L182 108V109H186V112L183 110L182 111V109H181V111H180V109H179ZM184 107V108H183ZM190 109H189V108ZM220 107H221V109H220ZM231 107V108H230ZM236 107V108H235ZM242 107H244V110H242L243 108ZM245 107H246V109H248V111L247 110H245ZM249 107V108H248ZM255 107V108H254ZM49 108V109H48ZM50 108L53 110V112L50 110ZM84 108V109H83ZM89 110H88V109ZM97 108H99V109H103V110H97ZM133 112V113H131V111H129V109ZM139 108V110H138V112L140 111L141 113H139L138 114V112H137V109ZM147 108V109H146ZM228 108V109H227ZM233 108H234V111H233ZM250 108H252V109H250ZM62 109V110H61ZM66 109V110H65ZM115 109H117L116 111H115ZM118 109L119 110H121V111H119V112H117L118 111ZM126 109V110H125ZM142 109V110H141ZM213 109V110H212ZM218 110V111H215V110ZM237 109V110H236ZM238 109H239V111H238ZM35 110V111H34ZM64 110V111H63ZM86 110V111H85ZM88 110V111H87ZM92 110V111H91ZM105 110H107V111H105ZM114 111V112H117L119 115H117V113H115L116 114V118L117 117H119V118H117V119H113L112 121H110L111 120V118L109 117L108 118V114H105L106 112L108 113L109 111ZM175 111V114H173V112ZM178 110V111H177ZM191 110H193V111H191ZM220 110H222V111H220ZM241 110L243 111V112H241ZM252 110H253V112H252ZM44 113H43V112ZM51 111V113H49ZM74 111L76 112V113H74ZM78 111V112H77ZM100 111H102L101 113L103 114V115H100L101 113H100ZM104 111V112H103ZM135 111V112H134ZM205 111V112H204ZM209 111H211L212 113H210ZM237 111H238V113H240V114H238L237 113ZM89 112H91V113H89ZM92 112H94V113H92ZM97 112H99V113H97ZM113 112V113H114ZM120 112H122V113H120ZM136 112H137V114H138V117H137V114H136ZM179 112V113H178ZM214 112H217L218 113V115H217V113H214ZM234 112V113H233ZM238 114H236V113ZM250 114H248V113ZM256 112H257V114H256ZM260 112H262L263 114H261ZM42 113H43V115H42ZM79 113V114H78ZM89 113V114H88ZM127 113V114H126ZM156 113V114H155ZM181 113V114H180ZM198 113V114H197ZM34 114V115H33ZM39 114H41V116L42 117H46L47 119L46 120H48L49 122H45L46 120H44L45 118H41L40 117V115ZM45 114L47 115V116H45ZM62 114V115H61ZM104 114H105V116H104ZM120 114L122 115V116H120ZM134 116H133V115ZM136 114V115H135ZM172 114H173V116H172ZM183 114V115H182ZM195 114H197V115H195ZM206 114H208V116H209V118L206 116ZM216 116H215V115ZM236 114V115H235ZM244 114H248L249 115V118H248V115H244ZM252 114H254V115H252ZM261 114V115H260ZM50 115V116H49ZM55 115V116H54ZM98 115L100 116V117H98ZM132 115V116H131ZM151 115V116H150ZM161 115H162V117H161ZM164 115V116H163ZM170 115V116H169ZM177 117H175V116ZM180 115V116H179ZM193 115V116H192ZM224 115V116H223ZM235 115V116H234ZM242 115H244V116H242ZM258 115V116H257ZM260 115V116H259ZM31 116L34 118V120L31 118ZM35 116V117H34ZM59 116V117H58ZM61 116V117H60ZM71 116V117H70ZM75 116V117H74ZM76 116H77V118H76ZM80 116V117H79ZM91 116V117H90ZM128 117L129 116V118H130V123H129V118H125V117ZM155 116V117H154ZM206 116V117H205ZM218 116V117H217ZM223 116V117H222ZM231 116H233L234 118H235V120H234V118L233 117H231ZM254 116H255V118L257 119L258 117V119H259V121H255L256 119L254 118ZM257 116V117H256ZM263 116V117H262ZM56 117V118H55ZM73 117V118H72ZM102 117H105L104 119H102ZM106 117L108 118L107 120H106ZM123 117H124V119H123ZM135 118V119H132V118ZM140 117V118H139ZM168 117V118H167ZM175 117V118H174ZM184 117V118H183ZM191 117V118H190ZM241 117V118H240ZM250 117H252L253 119H255L254 121H255V124H253L252 123V121H251V118ZM262 117V118H261ZM31 118V119H30ZM38 118H40L39 120H38ZM53 118V119H52ZM85 118V119H84ZM91 120H90V119ZM149 118V119H148ZM180 118L182 119V120H180ZM186 118V119H185ZM187 118H188V120L190 121V124H192V123H194L195 124V128H194V126L193 125H190L191 126V129H196V128H198V129H196V133H195V131H190V130H187L188 132H191V133H189L188 134V132L186 131V130H184L185 128H184V124L186 123L185 121H187L188 122V120H187ZM193 118H195V120H194V122H191L192 120L191 119H193ZM206 118V119H205ZM231 119V121L230 120H227V119ZM238 118V119H237ZM248 118V119H247ZM37 119V120H36ZM77 119L79 122H78V124H77V121H75V120ZM81 119V120H80ZM87 119V120H86ZM97 119L100 121H97ZM110 119V120H109ZM118 119H120V120H122V121H120V120H118ZM125 119H127L126 121L128 122V124H126L127 122H125ZM134 120V121H132V120ZM137 119H139V123L137 122ZM153 119V120H152ZM164 119V120H163ZM203 119H205L204 121H203ZM208 119H209V121H211V123H208L209 121H208ZM213 119V120H212ZM225 119V120H224ZM233 119V120H232ZM242 121H241V120ZM263 119V120H262ZM44 120V121H43ZM64 120V121H63ZM66 120V121H65ZM85 120V121H84ZM89 120V122H87ZM95 120H96V122H95ZM104 120H106V122H104ZM118 120V121H117ZM124 120V121H123ZM196 120H199L198 122H195ZM214 120H216V121H214ZM247 120H250L249 122L247 121ZM261 120V121H260ZM29 121V122H28ZM34 121H36V123L34 122ZM73 123H72V122ZM93 121V123H91ZM116 121V122H115ZM146 121H147V123H146ZM149 121V122H148ZM152 121V122H151ZM162 121V122H161ZM170 121V122H169ZM208 121V122H207ZM214 121V122H213ZM230 121V122H229ZM239 121V122H238ZM247 121V122H246ZM34 122V123H33ZM41 122V123H40ZM44 122V123H43ZM57 122V123H56ZM67 122V123H66ZM74 122H75V131L74 130H72L73 131V134H72V132H70L69 134H71L72 135V137L73 136H76V137H73L74 139H71L74 143H73V147L71 146V144L69 145V142L71 141V140H69L70 138H72V137H70V135L68 134V133H65V131L66 130H69L70 131V129H68V128H70L71 126V129L72 128H74L73 127V124H74ZM81 122V123H80ZM109 122V123H108ZM111 122V123H110ZM112 122H114V123H116V124H118V125H116V124H112ZM121 123L120 125H122L123 123L125 124H123L122 125V127L119 125V123ZM132 122H134L135 123V126H134V124L132 123ZM137 122V123H136ZM169 122V123H168ZM202 122V123H201ZM213 122V123H212ZM218 122V123H217ZM222 122V123H221ZM224 122V123H223ZM234 122V123H233ZM256 122H258V125H259V122H260V125L258 126V125H256ZM262 122V123H261ZM32 123V124H31ZM41 125H40V124ZM47 123V124H46ZM54 123V124H53ZM68 123H72V125L71 124H69V126H68ZM79 123H80V125H79ZM86 123V124H85ZM110 127H108L106 124ZM145 123H146V125H148V126H146L145 125ZM150 125H149V124ZM155 123L157 124V126L155 125ZM162 123V125L160 126V124ZM177 123V124H176ZM180 123V124H179ZM189 123V122H188ZM199 123V124H198ZM205 123H208V124H206V125H204ZM234 125H233V124ZM239 125H238V124ZM243 123H244V125H243ZM249 123H252V125H256V127H253V126H250V125H248ZM20 124V125H19ZM22 124V125H21ZM24 124V125H23ZM37 125V126H35V125ZM38 124L40 125V126H38ZM43 124V125H42ZM51 124L52 125H54V126H51ZM88 124H90V129L88 128ZM110 124V125H109ZM131 124H132V126L134 127V129H133V127L131 126ZM138 124V125H137ZM175 124V125H174ZM198 126H197V125ZM201 124V125H200ZM203 124V125H202ZM212 124V125H211ZM217 124V125H216ZM225 124H226V126H225ZM227 124H229L228 126H227ZM241 124V125H240ZM32 125V126H31ZM58 125H60V126H58ZM76 125H79V126H81V127H84L83 129L81 128V129H78L77 128V126ZM85 125H86V127H85ZM94 125H96V126H94ZM101 125V126H100ZM103 125V126H102ZM112 125V126H111ZM128 125V126H127ZM144 125H145V128H143L142 129V127L141 126H143L144 127ZM208 125V126H207ZM236 125V126H235ZM248 125V127H246V129L244 128L245 126H247ZM19 126H22V127H19ZM44 126V127H43ZM48 126H50V127H48ZM78 126V127H79ZM94 128H93V127ZM104 126H107L106 128L104 127ZM117 126H119L120 128H119V130H118V127ZM125 126V127H124ZM171 126V127H170ZM199 126H201V127H199ZM204 126H206V127H204ZM239 126V127H238ZM242 126V127H241ZM249 126L250 127H253L252 129L251 128H249ZM44 129H43V128ZM54 127H56V128H54ZM60 127V128H59ZM65 127V128H64ZM68 127V128H67ZM97 127V128H96ZM99 127V128H98ZM102 129H101V128ZM104 127V128H103ZM138 127V128H137ZM147 127H154V128H150V130H148L149 128H147ZM170 132V131H172L171 129H173V132H170V133H172V134H170L167 130V133H165L166 131H163V130H165V128ZM176 127V128H175ZM182 127L184 128V129H182ZM204 128V131H203V128ZM209 129H208V128ZM226 127V128H225ZM232 129H231V128ZM77 128V129H76ZM87 128V129H86ZM107 128H109V129H107ZM112 128V129H111ZM127 129L128 131H126V130H122V129ZM147 128V129H146ZM216 128V129H215ZM223 128H225L224 130H223ZM230 128V129H229ZM241 130H240V129ZM242 128H244V129H242ZM250 130H249V129ZM254 128H256L255 130H253ZM39 129V130H38ZM48 130L47 132L46 131H44V130ZM57 129H58V131H57ZM64 129V130H63ZM86 131H85V130ZM116 129V130H115ZM130 129V130H129ZM161 129H163V130H161ZM202 129V130H201ZM215 129V130H214ZM238 129V130H237ZM261 129H263V130H261ZM52 130H53V132L55 131V133H51L52 132ZM80 130V131H79ZM102 130V131H101ZM105 130V131H104ZM107 130H109V131H107ZM113 130V131H112ZM122 130V132H120ZM138 130L140 131H142L143 130V132H141L140 131V133H138ZM176 130H178V132L176 131ZM182 131V130H184V131H186L185 133L184 132H180V131ZM213 130V131H212ZM218 130H220L219 132H218ZM232 130V131H231ZM62 131H63V133H62ZM79 131V132H78ZM94 131V132H93ZM100 131V132H99ZM107 131V132H106ZM123 131H125V132H127V134L126 133H124ZM144 131H145V133H148V134H145V136H143L144 134ZM149 131V132H148ZM161 131V132H160ZM198 131V132H197ZM206 131V132H205ZM210 131V132H209ZM237 131V132H236ZM244 131V132H243ZM253 131V132H252ZM42 132V133H41ZM44 132V133H43ZM60 132V133H59ZM66 132H68V131H66ZM77 133V135H76V133ZM102 132V133H101ZM119 132V133H118ZM176 132V133H175ZM212 132V133H211ZM245 132H248V133H246L245 134ZM252 132V133H251ZM258 134H257V133ZM59 133V134H58ZM68 134V136L69 137H66V135L64 136V135H62V134ZM82 133V134H81ZM103 133H104V136L106 135V137H104V136H102L103 135ZM112 133V134H111ZM124 133V134H123ZM173 133L174 134H176L177 135V137L179 138H176V136L174 137L173 136ZM179 133H184V135H182V134H179ZM199 133V134H198ZM241 133V134H240ZM47 134H49L48 136H45V135H47ZM54 134V135H53ZM110 134V135H109ZM120 134H122V135H120ZM135 135V134H139V138H138V141L136 142V140L135 139H132V137L131 136H133V135ZM143 134V135H142ZM196 134H198V135H196ZM252 136H251V135ZM254 134H255V136H254ZM262 134V135H261ZM60 135H61V137H60ZM100 135L104 138H100ZM125 135H127L126 136V138H128L127 139V141H126V138H125ZM142 135V136H141ZM167 135V136H166ZM179 135V136H178ZM192 135V136H191ZM217 135V136H216ZM257 135V136H256ZM146 136H148L149 138H147ZM166 136V137H165ZM186 136V137H185ZM190 136V137H189ZM198 136V137H197ZM224 136V137H223ZM244 136V137H243ZM249 136V138H247ZM47 137H49V138H47ZM51 137V138H50ZM56 139H55V138ZM80 137V138H79ZM82 137V138H81ZM87 137H89L88 139H87ZM110 137V138H109ZM118 137V138H117ZM129 137L131 138V140H135V142H136V144H133V143H131V142H134V141H131L130 139H129ZM144 138V137H146V138H144V139H142L141 140V138ZM171 137V138H170ZM184 137V138H183ZM197 137V138H196ZM221 137H223V138H221ZM228 137V138H227ZM258 137V138H257ZM54 138V139H53ZM62 138V139H61ZM64 138V139H63ZM67 138H69V139H67ZM109 138V139H108ZM115 138V139H114ZM166 138V139H165ZM195 138V139H194ZM226 138V139H225ZM252 138V139H251ZM261 138H263V139H261ZM58 139V140H57ZM65 139L67 140V142H68V150L66 149V153H64V155H62L61 157H60V160L62 161L61 163H62V165H64L63 166V168H65V170L66 171H69V172H71L70 170H72V172L69 174H67V176L65 175V177H62V178H64V181H66L67 183H65L64 184V181H61V180H58V181H56L57 179H55L54 177L55 176H53L52 177V175H53V173H55V172H57V170L55 171L54 170V168L53 167H55V164L54 163H51V164H54V165H51V164H49L51 167H49V165L46 167V166H39L42 162H45V164H48V161L53 157V156H55L56 155V153H59L60 151H59V146L57 145V144H64V143H62L60 140H62L63 142L65 141ZM81 139V140H80ZM94 139V140H93ZM100 139V140H99ZM103 139V140H102ZM137 139V138H136ZM139 139H140V141H139ZM165 139V140H164ZM167 139H169V140H167ZM174 139H176V140H174ZM185 139H187V140H185ZM190 139V140H189ZM193 139V140H192ZM203 139V140H202ZM215 139V140H214ZM54 140H56V141H58V143L56 142L55 143V141ZM107 141V142H104V141ZM111 140H114V141H111ZM129 140V141H128ZM144 140V141H143ZM174 140V141H173ZM248 140V141H247ZM250 140H252V142L250 141ZM17 141V142H16ZM53 141V142H52ZM76 141V142H75ZM78 141V142H77ZM87 141V142H86ZM98 141L99 142H101L100 144H98L97 145V143H98ZM141 141H143V142H141ZM160 141V142H159ZM163 141V142H162ZM164 141H166V142H164ZM175 141H177V142H175ZM186 141V143H182V142H185ZM204 141H206V142H204ZM212 141V142H211ZM213 141H215V142H213ZM245 141V142H244ZM254 141H255V143H254ZM258 141V142H257ZM7 142V143H6ZM9 142V143H8ZM22 142V143H21ZM67 142H65L66 144H67ZM93 142V143H92ZM95 142H96V144H95ZM109 142V143H108ZM127 142V143H126ZM129 142V143H128ZM139 142H141V143H139ZM198 142V143H197ZM223 142H225V143H223ZM257 142V143H256ZM263 142V144H261ZM15 143H17V144H15ZM90 143V144H89ZM110 143H111V145H110ZM137 143H139V145H141V146H139ZM142 143H145V145H147V146H145L144 144H142ZM159 143V144H158ZM211 143H213L212 145H211ZM217 143L219 144L216 148L215 147H213V145L214 146H216L217 145ZM221 143H223V144H221ZM241 143V144H240ZM253 143V144H252ZM9 144H12V145H9ZM14 144H15V146H14ZM22 144H23V146H22ZM50 144V145H49ZM51 144L53 145L52 147H51ZM56 144V145H55ZM106 146H105V145ZM127 144V145H126ZM132 144H133V146H132ZM161 144V145H160ZM169 144H172V145H169ZM179 144H181V147H180V145L178 146ZM194 144H196V145H194ZM198 144V145H197ZM250 144V145H249ZM257 144V145H256ZM8 145V146H7ZM19 145V146H18ZM79 145V146H78ZM89 145H90V147H89ZM94 145V147H102L101 148V151L102 152H99V155H97V156H95V157H93V156H91V154L92 155H94L92 152H90L89 153V150L90 151H92L91 150V148H92V146ZM96 145V146H95ZM121 145V146H120ZM130 145V146H129ZM160 145V146H159ZM169 145V146H168ZM175 145V146H174ZM201 145V146H200ZM208 147H207V146ZM222 145V146H221ZM241 145V147H239ZM245 145H246V147H245ZM248 145L249 146H251V148L250 147H248ZM17 146V147H16ZM49 146V147H48ZM58 146V147H57ZM84 146V147H83ZM103 146H104V148H103ZM129 146V147H128ZM183 146V147H182ZM197 146V147H196ZM212 146V147H211ZM219 146H221L220 147V149L218 148ZM228 146H229V148H230V150L229 149H227L228 148ZM256 146V147H255ZM260 146V148L259 149H257V147H259ZM25 147H27V148H25ZM71 147H72V150H71ZM105 147H106V150H105V152H104V149H105ZM116 147V148H115ZM124 147H126V148H123ZM133 147V148H132ZM137 147V148H136ZM167 147V148H166ZM169 147H170V149H169ZM180 147V148H179ZM186 147V148H185ZM209 147H211V148H209ZM224 147V148H223ZM253 147V148H252ZM6 148H8V150H7V152L5 151V149ZM23 148H24V151H23ZM30 148V149H29ZM56 148V149H55ZM78 148V149H77ZM80 148V149H79ZM201 148V149H200ZM244 148H247V150L246 149H244ZM1 149V150H2ZM14 149V151H12ZM16 149L18 150L16 153H15V151H16ZM22 149V150H21ZM28 151H27V150ZM78 150L77 152H76V150ZM103 149V150H102ZM109 149V150H108ZM116 149V150H115ZM121 149L123 150V151H121ZM133 149V150H132ZM135 149V150H134ZM144 149H146L147 150V152H146V150H144ZM174 149H176V150H174ZM178 149V150H177ZM198 149V150H197ZM212 149H215V150H213V151H211ZM217 149H219V150H217ZM224 151H223V150ZM254 149V150H253ZM20 150V151H19ZM26 150V151H25ZM35 150V151H34ZM58 150V151H57ZM73 150H75L74 152H76V153H72L73 152ZM95 150V149H94ZM117 150H119V151H117ZM126 150V151H125ZM174 150V152H171V151H173ZM200 150H203V152L202 151H200ZM220 150H222L221 152H220ZM229 150V151H228ZM243 150H245V151H243ZM252 150V151H251ZM71 151V152H70ZM82 151V152H81ZM115 151V152H114ZM177 151V152H176ZM180 151V152H179ZM185 151V152H184ZM194 151V152H193ZM198 151V152H197ZM200 151V152H199ZM251 151V152H250ZM12 152H14L15 154H16V156H20V158H21V163H23V164H25L27 161H28V159H32L33 157H34V159H36V155H37V159L36 160H38V162L35 160V162H37V164H33L34 166H36V167H38V169L39 170H41V168H42V170H44L45 172H46V170L48 171V169H49V171L48 172H51L52 170H53V172H52V175H50V173H49V175H46L45 177H46V179H47V181H46V179L44 178V176H42L41 175V177H39L40 176V174L41 173H39L38 175V177L37 178H32L31 179V177H30V179H28L29 178V176H27V173L25 172L26 170L28 171L29 170V165L27 166L28 168H24V166H23V164L20 166V165H18V163H20V161H18V162H16V161H14L11 157H14V153H12ZM20 152V153H19ZM25 152V153H24ZM35 152V153H34ZM49 152V153H48ZM68 152V153H67ZM81 152V153H80ZM117 152V153H116ZM122 152V153H121ZM144 152V153H143ZM176 152V153H175ZM182 152V153H181ZM196 152V153H195ZM214 152V153H213ZM223 152V153H222ZM227 152V153H226ZM231 152H232V154H231ZM254 152V153H253ZM8 155H7V154ZM46 153V154H45ZM70 153H72V155H70ZM114 153V154H113ZM134 153V154H133ZM176 155H175V154ZM193 153V154H192ZM205 153V154H204ZM218 153V156L216 155ZM222 153V154H221ZM19 154V155H18ZM22 154V155H21ZM26 154V155H25ZM32 154V155H31ZM36 154V155H35ZM45 154V155H44ZM65 154H68V155H66L65 156ZM75 154V155H74ZM84 154V155H83ZM90 154V155H89ZM105 154V155H104ZM122 154V155H121ZM132 154V155H131ZM169 154V155H168ZM177 154L179 155V156H177ZM181 154V155H180ZM230 154V155H229ZM241 154V155H240ZM249 156H248V155ZM253 154H257V155H253ZM6 155V156H5ZM9 155L11 156V157H9ZM44 155V156H43ZM58 155V154H57ZM79 155H80V157H82L81 159H79L80 157H79ZM81 155H83V156H81ZM109 155H110V157H109ZM175 155V156H174ZM184 155H185V157H184ZM198 157H197V156ZM239 155H240V157H239ZM242 155H244V156H242ZM264 155V154H263ZM5 156V157H4ZM22 156V157H21ZM31 156H33V157H31ZM47 156V157H46ZM69 156V157H68ZM75 156V157H74ZM93 157V159H91L90 157ZM100 156V157H99ZM120 158H119V157ZM132 156V157H131ZM139 156V157H138ZM144 156V157H143ZM168 156V157H167ZM173 156V157H172ZM181 156V157H180ZM187 156V157H186ZM228 158H227V157ZM250 156H251V158L254 160V158H256L257 160H252L251 158H250ZM256 156V157H255ZM29 157V158H28ZM46 158L45 160L44 159H42V158ZM50 157V158H49ZM56 157V156H55ZM63 157V158H62ZM66 159H65V158ZM124 157V158H123ZM126 157V158H125ZM174 158V157H176L175 159H172V158ZM180 157V158H179ZM209 157V158H208ZM214 157V158H213ZM230 157V158H229ZM242 157H244V158H242ZM246 157L247 158H249L250 159V161H252L251 163H250V161H247V160H249V159H247L246 160ZM6 158V159H5ZM8 158V159H7ZM10 158L12 159L11 161H10V163L8 164L10 167L13 165L14 166V164L15 163H17V165L15 166V167H18L17 169H19V174H18V177H19V175H21V169L23 170V172H24V174H25V176L22 174V176H20L21 178H18V177H16L15 175V177H12L11 179L12 180H9L10 179V177H7L9 174H10V172H11V168L13 167H11V168H8L9 166L7 165V161L6 160H10ZM27 160L26 162H24L25 161V159ZM28 158V159H27ZM62 158V159H61ZM74 158H76V159H74ZM140 158V159H139ZM146 158H148L149 159V161H148V159H146ZM165 158V159H164ZM167 158V159H166ZM169 158V159H168ZM212 160H211V159ZM233 158V159H232ZM235 158V159H234ZM239 158H241V159H239ZM2 159H5V161L4 160H2ZM30 159V160H31ZM34 159H32L31 161H33ZM70 159V160H69ZM74 159V160H73ZM126 159H128V160H126ZM153 159H154V161H153ZM158 159V160H157ZM181 159V160H180ZM194 159V160H193ZM198 159V160H197ZM206 159H207V161L208 162H210V160L213 162V161H215L216 163H218V164H213V167H212V169H213V172H212V169H211V164H212V162H210V163H207L206 162V166H207V164H210V165H208L207 167L206 166H204L203 165V163H205V161H206ZM223 159H225V160H223ZM24 160V161H23ZM41 160H44V161H41ZM46 160H48V161H46ZM64 160H68L67 162L66 161H64ZM83 160V161H82ZM140 160H142V161H140ZM143 160H145V161H143ZM152 160V161H151ZM155 160H157V162L155 161ZM167 160V161H166ZM173 160H175L172 164L175 166H173V165H171L170 163V161H173ZM190 160H191V162H190ZM217 160H219V161H217ZM223 160V161H222ZM240 160V161H239ZM242 160L244 161L243 163H242ZM30 161V162H31ZM41 161V162H40ZM70 161V162H69ZM86 161V162H85ZM106 161H107V163H106ZM113 161V162H112ZM115 161V162H114ZM124 161V162H123ZM131 161V162H130ZM159 161H162V162H165V163H167V166H164V167H166V168H164L163 167V165L161 166L160 164H159ZM195 161V162H194ZM228 163H227V162ZM64 162V163H63ZM99 162H100V164H99ZM111 162V163H110ZM116 162H118V163H116ZM121 162H123V164L121 163ZM140 162H142L141 163V165H139L140 164ZM145 162V163H144ZM154 162H156V164L154 163ZM177 163V165H176V163ZM181 162V163H180ZM194 162V163H193ZM199 162V163H198ZM230 162V163H229ZM248 164H247V163ZM29 163V162H28ZM40 163V164H39ZM67 163L68 164H70L68 167H70V166H72L73 168L72 169H69V168H67L66 166H67ZM72 163H74L73 165H75V166H73L72 165ZM105 163H106V165H105ZM134 163V164H133ZM193 164L192 166H191V164ZM200 164L199 165V167L201 166V167H205L206 169H204V171H203V168L201 169V167L199 168V167H196V166H198V164ZM233 163V164H232ZM258 163V164H257ZM95 164V165H94ZM99 164V165H98ZM102 164V165H101ZM145 164V165H144ZM152 164H154V165H152ZM161 166V168H162V170L160 169V166ZM172 166H170V165ZM190 164V165H189ZM229 164H230V166H229ZM239 164H240V166H239ZM244 164V165H243ZM3 165H4V167H3ZM26 165L27 164H25V167H26ZM94 165V166H93ZM108 165L110 166V167H108ZM112 165H113V167H112ZM152 166V168L153 169H155V170H152V168H151V166ZM184 167H183V166ZM194 165H195V167H196V169L198 170H196V169H194L195 167H194ZM215 165H217V166H215ZM218 165H220V166H218ZM223 165V166H222ZM224 165H226L225 166V168H224ZM242 165V166H241ZM246 165V166H245ZM5 166H7V167H5ZM32 166V165H31ZM78 167V169H77V167ZM84 166V167H83ZM92 166V167H91ZM102 166V167H101ZM106 166V167H105ZM123 166V167H122ZM126 166V167H125ZM148 166V167H147ZM150 166V167H149ZM153 166H156V167H153ZM159 166V167H158ZM170 166V167H169ZM188 166V167H187ZM194 167V168H191V167ZM253 166V167H252ZM86 167V168H85ZM97 167V168H96ZM104 167V168H103ZM137 167V168H136ZM145 167V168H144ZM158 167V168H157ZM187 167V168H186ZM219 167V168H218ZM227 167V168H226ZM246 167H250L249 168V170H251V172L253 173V174H251V172L248 170V168L247 169H245ZM8 168V169H7ZM21 168V169H20ZM43 168H45V169H43ZM74 168H76V170H74L73 171V169ZM109 168V169H108ZM111 168V169H110ZM115 168V169H114ZM118 170H117V169ZM119 168H121V169H119ZM149 168H150V170H149ZM169 169V171H170V173L168 172V170L167 171H164L165 169ZM179 168V169H178ZM220 168H223V170L222 169H220ZM230 168V169H229ZM252 168V169H251ZM56 169V168H55ZM81 169H83V170H81ZM104 169V170H103ZM109 171H108V170ZM141 169H142V171H141ZM160 169V170H159ZM177 169V170H176ZM192 169H194V170H192ZM217 169V170H216ZM218 169H220V170H218ZM234 169V170H233ZM7 171L8 170V172H9V174H8V172H5V171ZM42 170H41V172H42ZM51 170V171H50ZM81 170V171H80ZM90 170V171H89ZM92 170V171H91ZM100 170V171H99ZM107 170V171H106ZM113 170V171H112ZM121 170H123V171H121ZM133 170V171H132ZM142 172H140V171ZM144 170V171H143ZM171 170H173V173H172V171ZM175 170H176V172H175ZM186 170V171H185ZM187 170H188V172H187ZM201 172H200V171ZM232 170H233V172H232ZM246 170H247V172H246ZM2 171H3V174L4 175H2ZM75 171H77V174L76 173H73V172H75ZM78 171H80V173L78 172ZM104 171V172H103ZM112 171V172H111ZM119 172V174H118V172ZM148 172V175L150 176H148V175H145L144 173H146V172ZM164 171V172H163ZM190 171V172H189ZM218 171V172H217ZM225 171L227 172V171H229L228 173H230L228 176L226 175V173H225ZM249 171V172H248ZM254 171V172H253ZM257 171V172H256ZM21 172V173H20ZM98 172V173H97ZM100 172V173H99ZM103 174H102V173ZM109 172H111V173H109ZM124 172V173H123ZM138 172V173H137ZM143 175H140V177L142 178V180H141V178H140V181L138 180L139 178V176H138V174H140V173ZM150 172V173H149ZM166 172V173H165ZM186 172H187V174H186ZM222 172H223V174H222ZM246 174H245V173ZM47 173V172H46ZM91 173H93V174H91ZM105 173V174H104ZM136 174V176H135V174ZM175 173V174H174ZM179 173H181V174H179ZM192 173H194V174H192ZM200 173V174H199ZM248 173V174H247ZM258 173V174H257ZM261 173V174H260ZM5 174H6V176H5ZM43 174V173H42ZM83 175V176H79V175ZM88 174V175H87ZM93 176H91V175ZM97 174H100V175H97ZM111 174V175H110ZM133 174V175H132ZM147 174V173H146ZM155 174H156V176H155ZM184 174V175H183ZM186 174V175H185ZM43 175H45V174H43ZM87 175V176H86ZM116 175V176H115ZM122 175V176H121ZM163 175V176H162ZM164 175H166V176H164ZM244 175H246V176H244ZM262 177H261V176ZM69 176H73L72 178L70 177L69 178ZM80 178H79V177ZM86 176V177H85ZM110 176H112L114 179V181L111 179L112 177H110ZM145 176V177H144ZM235 176V177H234ZM244 176V177H243ZM23 177H27L26 178V183H23L24 181H22V178ZM48 177H52V179H51V181L52 180H54V181H52L51 183H52V185H49V184H51V183H49L48 181H50L49 179H48ZM69 178L70 179V181H69V179H66V178ZM82 177V178H81ZM92 179H91V178ZM120 177V178H119ZM157 177H158V179H157ZM162 178V180L160 181L159 179H161ZM168 177V178H167ZM228 177V178H227ZM54 178V179H53ZM85 178V179H84ZM88 178V179H87ZM90 178V179H89ZM100 178V179H99ZM119 178V179H118ZM146 178V179H145ZM174 178H175V180H177V181H175L174 180ZM184 178V179H183ZM241 178V179H240ZM19 179H21V180H19ZM74 179H75V181H76V183H74L75 181H74ZM79 179V180H78ZM102 179V180H101ZM133 179V180H132ZM138 181H137V180ZM164 179V180H163ZM185 179H188V180H185ZM192 179V180H191ZM234 179V180H233ZM239 179V180H238ZM247 180V181H245V180ZM252 179H254V180H256L255 182H253L254 180H252ZM32 182H31V181ZM110 180V181H109ZM116 180V181H115ZM184 180V181H183ZM236 180V181H235ZM244 180V181H243ZM10 181H12V183L10 182ZM18 181V182H17ZM21 181V182H20ZM28 181V182H27ZM46 181V182H45ZM59 181H61V182H59ZM73 181V182H72ZM82 181V182H81ZM86 181V182H85ZM97 181H98V183H97ZM117 181H120V182H118L117 183ZM135 181V182H134ZM137 181V182H136ZM142 181V182H141ZM160 181V182H159ZM162 181H165V182H163L162 183ZM178 181H180V183L178 182ZM249 181V182H248ZM258 181V182H257ZM43 182H45V183H43ZM57 184V186H56V184ZM91 182V183H90ZM131 182V183H130ZM172 182V183H171ZM174 182V183H173ZM224 184H223V183ZM11 183V184H10ZM48 183V184H47ZM69 183V184H68ZM94 183V184H93ZM109 183V184H108ZM136 183V184H135ZM139 183V184H138ZM168 183V184H167ZM236 183V184H235ZM259 183V184H258ZM16 184V185H15ZM26 184H28L27 186H26ZM31 184H33V185H31ZM42 184V185H41ZM54 184V185H53ZM71 184V185H70ZM106 184H108L109 186H107ZM110 184H112V185H110ZM165 184V185H164ZM190 184V185H189ZM248 184V185H247ZM249 184H250V186L251 185H253V186H249ZM15 185V186H14ZM47 185V186H46ZM75 185V186H74ZM88 185V186H87ZM96 185V186H95ZM118 185V186H117ZM160 185H162V186H160ZM200 185H201V187H200ZM222 185H223V187H222ZM248 187H247V186ZM20 187L21 189H18L17 187ZM24 186V187H23ZM40 186L41 187H43L44 188V190H43V188H40ZM53 186H55V187H57V188H55V187H53ZM69 186V187H68ZM85 186V187H84ZM100 186V187H99ZM104 186V187H103ZM107 186V187H106ZM116 186V187H115ZM122 186V187H121ZM128 186H129V188H128ZM164 186V187H163ZM166 186V187H165ZM198 186V187H197ZM232 186H233V188L235 189H233L232 188ZM240 186V187H239ZM9 187V188H8ZM11 187V188H10ZM16 187V189L15 190H13V188H15ZM28 187V188H27ZM34 187V188H33ZM65 187H67V188H65ZM94 187L96 188V187H99V188H102L103 190L104 189H107V191L105 192V194L104 195H106L107 193L109 194V195H106L105 197H102V196H100L99 198H104V200L101 198V200L99 199H97L98 197H94V196H92V195H89V194H87V195H89V196H87L86 197V194H83L84 195V197H86L85 198V202L83 201L84 200V197L82 198L81 196H78L79 194H81L82 192H83V190H81V189H83V188H85V190H88V189H91V188H93L94 189ZM106 187V188H105ZM110 187V188H109ZM115 187V188H114ZM168 187H170V188H168ZM244 187V188H243ZM247 189H246V188ZM2 188L4 189V191L2 190ZM37 188V189H36ZM40 188V189H39ZM46 188V189H45ZM52 188V191L50 190ZM63 188V189H62ZM125 188V189H124ZM159 188V189H158ZM224 188V189H223ZM226 188V189H225ZM237 188H238V192H237ZM251 188V189H250ZM255 188V189H254ZM262 188V189H261ZM9 189V190H8ZM12 191H11V190ZM22 189L24 190V192L22 191ZM62 190V192H61V190ZM67 189V190H66ZM71 189H73V190H71ZM78 191H77V190ZM162 189V190H161ZM232 189V190H231ZM20 190V191H19ZM35 190V191H34ZM36 190H37V192H36ZM48 190H49V192H48ZM70 190V191H69ZM249 190V191H248ZM76 191V192H75ZM79 191H80V193H79ZM112 191V192H111ZM128 191V192H127ZM200 191V193L198 194V192ZM252 193H251V192ZM7 192H9V193H7ZM12 194H11V193ZM20 192H22V193H24L23 195H25L26 194V196H23L24 197V199H23V197H20V199H19V196H17V194H19L20 195ZM51 192V193H50ZM67 192V193H66ZM69 192L71 193V194H73L72 196H71V194H69ZM110 192H111V194H110ZM162 192H164L163 194H162ZM223 192V193H222ZM231 192H236V194L235 193H231ZM239 192H241V193H239ZM2 193H5V194H2ZM22 193H21V195H22ZM38 194L39 193V195H40V197L42 196L41 194H44L45 196H46V200L47 201H49V202H51V200H52V202L54 203H52L53 205L52 206H50L49 204H48V207H50L51 209L49 210L48 208L44 211V212H42L40 215L41 216H43L44 218H42V217H38V216H36V218H35V220H36V222L34 223L33 222V224L29 227V229L28 230H26L24 227H23V223H25V222H27V220H29L27 217L29 216L28 215V208H27V205H25L26 203H24V200H25V198L27 199V198H29V195H32V194ZM77 193H79V194H77ZM113 193V194H112ZM195 193V194H194ZM6 194H8V195H6ZM10 194H11V196L13 197V198H9V197H11L10 196ZM46 194H48V195H46ZM49 194H50V196H51V199H49L50 197H48L49 196ZM55 194H57V195H55ZM65 195V197H64V195ZM124 194V195H123ZM226 194L227 195H229V196H231V194H233L234 196H236L234 199H231V202H230V199L229 198H233L234 196L232 195V197H226ZM247 194V195H246ZM16 195V196H15ZM60 195V196H59ZM68 195L70 196L69 198H68ZM76 195V196H75ZM103 195V196H104ZM110 195H112V196H110ZM159 195V197H157ZM209 195V196H208ZM221 195H224L223 197L221 196ZM6 196L9 198H6ZM55 196V197H54ZM67 196V197H66ZM78 196V197H77ZM163 196V197H162ZM200 196V197H199ZM238 196V197H237ZM243 198H242V197ZM258 196V197H257ZM16 197H18L16 200H15V198ZM43 197L44 196H42V199H43ZM48 197V198H47ZM65 199H64V198ZM82 198L83 200H81L80 201V199L79 198ZM154 197V198H153ZM207 197H209V198H207ZM246 197V198H245ZM251 197V198H250ZM257 197V198H256ZM22 198V199H21ZM63 198V199H62ZM159 198V199H158ZM227 198V199H226ZM3 199V200H2ZM6 199V200H5ZM67 199H69V200H67ZM72 199V200H71ZM74 199H75V201H76V205L73 203V202H75L74 201ZM79 199V200H78ZM107 199V200H106ZM201 199H202V202H201ZM225 199V200H224ZM243 199H245L244 201H243ZM2 200V201H1ZM7 200H9V201H7ZM14 200H15V204H14ZM21 200V201H20ZM23 200V201H22ZM64 200H66V201H64ZM91 200V201H90ZM233 200V201H232ZM237 200V201H236ZM239 200V201H238ZM6 201V202H5ZM12 201V202H11ZM45 201V200H44ZM46 201V202H47ZM71 201V202H70ZM82 201L85 203V204H83L82 203ZM102 201H106V202H103L102 203ZM113 201V202H112ZM153 201V202H152ZM205 201V202H204ZM236 201V202H235ZM249 202L248 204L246 203V202ZM253 201V202H252ZM10 202V203H9ZM91 202V203H90ZM96 202H98V203H96ZM107 202H110V203H108V204H106ZM120 202V203H119ZM142 202V203H141ZM159 202H161V204L159 203ZM207 202V203H206ZM240 202V203H239ZM5 203L7 204L6 205V207L5 206H3V204L5 205ZM9 203V204H8ZM23 204L24 203V205H21V204ZM48 203V202H47ZM56 203V204H55ZM59 203V204H58ZM61 203V204H60ZM70 203V204H69ZM82 203V204H81ZM105 203V204H104ZM116 204V207L114 206V205H111V204ZM122 203V204H121ZM165 203V205H163ZM199 203V204H198ZM214 203V204H213ZM230 203V204H229ZM14 206H13V205ZM19 204V205H18ZM65 204V205H64ZM69 206V212L70 211H72L73 213L71 214V212H70V215H69V217L67 216L66 218H64V220L63 219H59L60 217L59 216H61V211H58V209L61 207V206H64V208H68V206ZM77 204H79V205H77ZM81 204V205H80ZM92 204V205H91ZM102 204V205H101ZM103 204H104V207H102L103 209H101L100 210V212H99V208H97L99 205L100 206H103ZM147 206H146V205ZM149 204V205H148ZM157 204H159V205H157ZM197 204V205H196ZM205 204V205H204ZM61 205V206H60ZM98 205V206H97ZM106 205H108V206H106ZM119 205L121 206V207H119ZM161 205H163V207L161 206ZM209 205V206H208ZM211 205V206H210ZM227 205H230L229 207L232 209H230ZM17 206H19V208L17 207ZM56 206V207H55ZM57 206L59 207L58 209H56L57 208ZM66 206V207H65ZM73 206V207H72ZM76 206H79V207H76ZM90 206V207H89ZM94 206V207H93ZM108 207L107 209H105L106 207ZM110 206H114L115 208H114V210H111V207ZM143 206V207H142ZM155 206H157V207H155ZM198 206V207H197ZM2 207V208H1ZM7 207H9V208H7ZM18 208V210L16 209V208ZM23 207H24V210H23ZM87 207V208H86ZM151 207V209H148V208H150ZM153 207V208H152ZM164 208L165 207V209H162V208ZM207 207H209L208 209L209 210H211V211H209L208 209H207ZM224 207V208H223ZM227 207V208H226ZM3 208H4V210H3ZM5 208H7L6 210H5ZM91 208H92V210H91ZM116 208H118V210H116ZM201 209L202 210V213H204V212H206V213H208V212H211L209 215L208 214H199V212H197V211H199L198 209ZM250 208V209H249ZM12 209V210H11ZM72 209H74V210H72ZM78 210V211H76V210ZM84 209V210H83ZM113 209V208H112ZM158 209V210H157ZM197 209V210H196ZM217 209V210H216ZM8 210H10L12 213H10V211H8ZM16 210V211H15ZM19 210H20V212H22L23 214H25L24 215V218L25 219H20V217L21 216H15L16 214H20V212H19ZM23 210V211H22ZM49 210V211H48ZM60 210V209H59ZM106 210V211H105ZM111 210V211H110ZM193 210H195L196 211V213H195V211H193ZM200 210V211H201ZM203 210H205V211H203ZM7 211L9 212V213H7ZM26 211V212H25ZM51 211H52V215H51ZM56 211V212H55ZM58 211V212H57ZM92 211H94V212H92ZM103 211V212H102ZM113 211V212H112ZM19 212V213H18ZM28 212V213H27ZM48 212V213H47ZM60 212V213H59ZM75 212V213H74ZM78 212V213H77ZM84 212V213H83ZM98 212V213H97ZM111 212V213H110ZM117 212H118V214H117ZM120 212V213H119ZM144 212H146V213H144ZM181 212V213H180ZM196 214H194V213ZM4 213V214H3ZM15 215H14V214ZM57 213H59L60 215H58L57 216ZM77 213V214H76ZM93 213V214H92ZM104 214V215H102V214ZM133 213V214H132ZM136 213V214H135ZM201 213V212H200ZM216 213V214H215ZM222 213V214H221ZM235 213V214H234ZM9 214H11L10 216H8ZM15 216H13V215ZM22 214V215H23ZM45 214H47V215H45ZM53 214H55V216H53ZM89 214V215H88ZM100 215V217H99V215ZM126 214H127V216H126ZM135 214V215H134ZM224 214V215H223ZM230 214V215H229ZM28 215V216H27ZM63 215V214H62ZM71 215L73 216H76V218L75 217H71ZM78 215L79 216H82V217H84L83 218V220L82 219H80V218H82V217H78ZM116 215H117V217H116ZM121 215H124V217H126V218H119ZM130 215V216H129ZM238 215V216H237ZM46 216L48 217H50V216H53V217H48V219L46 218ZM64 216V215H63ZM98 216V217H97ZM132 216H133V218H132ZM219 216V217H218ZM221 216H222V219H220L221 218ZM241 216H244V217H241ZM16 217H19V219H17ZM54 217H59L58 219H59V221H58V219H56L55 218V220H54ZM62 217V216H61ZM90 217V218H89ZM113 217H115V219H123V220H126V221H123V223H122V220H117L118 221V223L119 222H121L122 224H120V225H116L117 227L118 226H120L119 228H117L114 224H113V221L114 222H116L115 221V219L113 218ZM122 217V216H121ZM146 219H145V218ZM149 217V218H148ZM219 219H218V218ZM16 218V219H15ZM39 218V219H38ZM46 218V219H45ZM96 218H97V220H96ZM206 218V219H205ZM2 219V220H1ZM5 219V220H6ZM44 219V220H43ZM80 219V220H79ZM90 219V220H89ZM93 219H95V220H93ZM114 219V220H113ZM141 219V220H140ZM242 219H243V221H242ZM4 220V221H5ZM24 220V222H22ZM40 220V221H39ZM46 220V222H44ZM51 220V221H50ZM67 220V221H66ZM74 220V221H73ZM77 220H79L78 222H77ZM107 220V221H106ZM113 220V221H112ZM138 220V221H137ZM143 220V221H142ZM206 220V221H205ZM219 220H221V221H223V222H221V221H219ZM20 221H21V223H20ZM83 223H82V222ZM87 221H88V223H87ZM90 221V222H89ZM112 221V222H111ZM147 221V222H146ZM200 221H201V223H200ZM239 223H238V222ZM6 222H9V221H7L6 220ZM11 222V221H10ZM54 222V223H53ZM67 222V223H66ZM72 222V223H71ZM79 222H81L80 223V225L78 224L77 225V223H79ZM95 222H97L96 224H95ZM105 222V223H104ZM111 222V223H110ZM125 222V223H124ZM133 222V223H132ZM143 222V223H142ZM45 223H47V224H45ZM49 223V224H48ZM118 223H116V224H118ZM146 223H147V225H146ZM168 223V224H167ZM195 223V224H194ZM197 223V224H196ZM203 223V225H200V224H202ZM206 223H208L207 225H206ZM223 223V224H222ZM237 223V224H236ZM240 223H242V224H240ZM20 224V225H19ZM22 224V225H21ZM53 224V225H52ZM74 224H76V225H74ZM82 224V225H81ZM88 224V225H87ZM107 224V225H106ZM112 224V225H111ZM124 224V225H123ZM221 224V225H220ZM19 225V226H18ZM34 225V226H33ZM52 227H51V226ZM59 225H57V227H58V229L60 230V227H59ZM109 225H110V228L112 229V230H110V228H108L109 227ZM127 225V226H126ZM129 225V226H128ZM237 225V226H236ZM49 226V227H48ZM54 226V227H53ZM66 226H68V228H66ZM74 226V227H73ZM226 226V227H225ZM245 226V227H244ZM45 227V228H44ZM48 227V228H47ZM200 227V228H199ZM43 230H42V229ZM47 228V229H46ZM66 228V229H65ZM72 228V229H71ZM76 228H77V230H76ZM116 230H115V229ZM130 228V229H129ZM161 228V230H159ZM236 228H238V229H236ZM114 229V230H113ZM123 229V230H122ZM221 229H222V232H221ZM29 230H31V231H29ZM38 230H40V231H38ZM67 230H71V232L70 231H67ZM121 230V231H120ZM198 230V232H196V231ZM225 230H227V231H225ZM230 230V231H229ZM27 231V232H26ZM73 231H76V232H73ZM157 231V232H156ZM188 231V232H187ZM200 231H201V233H200ZM215 231V232H214ZM220 231V232H219ZM224 231V232H223ZM239 231V232H238ZM241 231V232H240ZM24 232V233H23ZM29 234L28 236L31 238V239H29L28 238V236H27V234ZM195 232H196V234H195ZM219 233V236H218V233ZM230 232V233H229ZM263 232V233H262ZM32 233H33V235H32ZM64 233V232H63ZM82 233V235H80V234ZM84 233V234H83ZM105 233H108V234H105ZM166 233H167V235H166ZM217 233V234H216ZM227 234V236L228 235H230V236H224L223 234ZM14 234V235H13ZM23 234H26V236L25 235H23ZM40 234H41V236H40ZM57 234V233H56ZM111 234V235H110ZM121 234V236H119ZM190 234V235H189ZM221 234V235H220ZM242 234V235H241ZM250 234H251V236H250ZM19 235H21V236H19ZM39 235V236H38ZM46 235V234H45ZM107 235H109V236H107ZM236 235V236H235ZM23 236V237H22ZM38 236V237H37ZM77 236V237H78ZM116 236H117V238H116ZM161 236V237H160ZM217 237V239H215L216 237ZM220 236H222V238L220 237ZM244 236V237H243ZM262 236H263V238H262ZM19 237V238H18ZM20 237H22V239L20 238ZM36 237V238H35ZM45 237L46 236H44L43 238L45 239ZM213 237V238H212ZM220 237V239H218ZM257 237V238H256ZM259 237V238H258ZM28 239L27 241V243H25L23 240L24 239ZM33 238H35L34 239V243L32 244L31 242L29 243V241H32V239ZM79 238V237H78ZM97 238V239H96ZM109 239L110 241H108V240H106V239ZM110 238H113L114 240H118L117 242L116 241H113V239H110ZM119 238V239H118ZM128 238V239H127ZM224 238H228L227 240L225 239L224 240ZM16 239H18V240H16ZM70 239H72V240H70ZM82 239H81V241H82ZM94 239V240H93ZM213 239V240H212ZM252 240V242L251 241H246V240ZM261 239V240H260ZM20 240V241H19ZM78 240V239H77ZM75 240L74 242L75 243H77V242H79L80 240ZM85 240V239H84ZM83 240V241H84ZM93 240V241H92ZM106 240V241H105ZM120 240V241H119ZM122 240V241H121ZM137 240V241H136ZM141 240H143V241H141ZM4 241V242H3ZM95 241V242H94ZM256 241V242H255ZM36 242H38V243H36ZM40 242V243H39ZM63 242V243H62ZM96 242H97V244H96ZM106 242V243H105ZM112 243V247L111 246H109V248H108V243ZM120 242H122V243H120ZM229 242V243H228ZM251 242V243H250ZM261 242V243H260ZM24 243H25V245L26 246H22V245H24ZM74 243V244H75ZM113 243H114V246H113ZM228 243V244H227ZM247 243V244H246ZM253 243V244H252ZM13 244V245H12ZM20 244H22L21 246L22 247H24V248H22V249H25V251H23L22 249H21V246H18V245H20ZM28 244V245H27ZM29 244H31L30 246H29ZM38 244H40V245H38ZM63 244V245H62ZM256 244V245H255ZM42 245V246H41ZM111 245V244H110ZM116 245V246H115ZM117 245H121V246H117ZM243 245V246H242ZM249 245V246H248ZM251 245H252V247H251ZM39 246V247H38ZM95 246V247H94ZM242 246V247H241ZM25 247H27V248H25ZM29 247V248H28ZM36 247H37V249H36ZM42 249H41V248ZM122 247V248H121ZM139 247V248H138ZM244 247V248H243ZM254 247V248H253ZM18 249L19 251H17L16 252V249ZM105 248V249H104ZM3 249V251H1ZM11 249V250H10ZM47 251H46V250ZM56 249H55V251H56ZM108 249L112 252H110V251H108ZM123 249V250H122ZM137 249V250H136ZM139 249V250H138ZM248 249V250H247ZM250 249V250H249ZM255 249V250H254ZM15 250V251H14ZM37 250V251H36ZM99 250V254L97 253V251ZM132 250H134L133 252H132V254H131V251ZM244 250H245V252H244ZM12 251H14L13 253H12ZM41 251V252H40ZM63 251V250H62ZM65 251V250H64ZM117 251V252H116ZM43 252H45V254H47V252H48V254L47 255H50L51 257H49L48 258V256L47 255H45ZM53 252V251H52ZM51 252V253H52ZM58 252V251H57ZM102 252V253H101ZM105 254H107V255H105ZM108 252V253H107ZM113 252H115V253H113ZM213 252H215V256H214V259H213V257L211 256V255H213L214 253ZM220 252V253H219ZM250 252H252V253H250ZM16 253V254H15ZM56 253V252H55ZM59 253H60V251H59ZM213 253V254H212ZM244 253V254H243ZM247 253H249V254H247ZM14 254V255H13ZM22 254V255H21ZM52 254H54V252L52 253ZM58 254V253H57ZM57 254H54V255H57ZM110 254H113V255H110ZM128 254H129V256H128ZM209 254H211V255H209ZM220 254V255H219ZM243 254V255H242ZM247 254V255H246ZM8 257H7V256ZM18 255V256H17ZM19 255H21V256H19ZM24 255V256H23ZM81 256H79V253H78V255H75V257H67L66 255H64L63 256V258H61L62 260H60V254H59V258L57 259L56 258V260H59V261H52L51 262V264L52 263H54V264H85V263H88V264H90L89 262H91L90 260H89V257H87L88 258V261L89 262H86L87 260V258L85 257V255L83 254H80ZM89 255V254H88ZM109 255H110V257H109ZM118 255V256H117ZM134 255V256H133ZM208 255V256H207ZM216 255H217V257H216ZM15 256V257H14ZM41 256V257H40ZM94 257V258H97V257ZM209 256H211L212 258L210 259L209 258ZM219 256H221V257H219ZM46 257L47 259H44V258ZM54 257H56V256H54ZM57 257H58V255H57ZM64 257H66V260L68 259V258H70V259H72V260H65V258ZM107 257V258H106ZM117 257V258H116ZM120 257V258H119ZM123 257V258H122ZM128 257V259H126ZM134 259H133V258ZM206 257V258H205ZM231 257V258H230ZM240 257H242V258H240ZM16 258H18V260L20 259V262L19 261H17L16 260ZM109 258H110V261L111 262H109ZM113 258V262H114V259H115V262L113 263L112 262V259ZM130 258V259H129ZM132 258V259H131ZM136 258V259H135ZM147 258V259H146ZM216 258V259H215ZM240 258V259H239ZM63 259H64V261H63ZM82 259H83V261L84 260H86V261H84V262H82ZM121 261H120V260ZM197 259V261H195ZM11 260V261H10ZM29 260H31V261H29ZM37 260V261H36ZM41 260V261H40ZM51 260H54V258L53 259H51ZM101 260L99 259V260H97V262H91V264L92 263H94V264H101ZM107 260V261H106ZM119 260V261H118ZM127 260V261H126ZM200 260V261H199ZM207 260V261H206ZM66 261V262H65ZM93 261H95V259L93 260ZM99 261V262H98ZM119 262V263H117V262ZM123 261H125V262H123ZM4 262V263H3ZM7 262V263H6ZM19 262V263H18ZM82 262V263H81ZM132 262H131V264H132ZM148 262V263H147ZM195 262V263H194ZM106 263V264H107ZM50 264V263H49Z\"/></svg>","mask_w":264,"mask_h":264},{"label":"bare ground","instance_id":"6f19581e","mask_svg":"<svg viewBox=\"0 0 264 264\" xmlns=\"http://www.w3.org/2000/svg\"><path fill=\"white\" fill-rule=\"evenodd\" d=\"M24 1H25V0H23V1H21V2L23 3ZM37 1H38V0H37ZM37 1H36V3L38 4ZM56 1H57V0H56ZM56 1H55V4H56ZM93 1H96V0H73V1L71 0V3H69V2H70V0H69V2H68L69 4L67 3L68 6H66V12L68 13V15H70V17H71V15H72V16H74V15H78V18H81V19L83 18V19H85L88 15H91V13H92L93 11L96 10L95 7H94L95 10H93V6H91V7L88 6L89 2L92 3ZM98 1H99V0H98ZM100 1H102V0H100ZM148 1H149V0H148ZM148 1H147V0H103L102 2L105 3V9L108 8L107 10H104V11H106V12H105L106 15L103 16L102 18H100L99 16H98V18H96L95 16H92V15H91L90 17L88 16V18L93 17V22H94V20L97 21V22H94V24H92V22H89V21H91V20H87V21H86V19H85L86 22H83L84 20L82 19V20H81L82 23H81V22H80L79 24H78V22L73 23L72 21H75V20H73L74 18H73V17H72L73 19L70 18V17L67 15V13H66V15L68 16V19H69V20H65V22H63V21H64V20H63V21H62L63 23H62V25L60 26V28H55V29H53V28H51V29L47 28V29H45L44 26H43V27L40 28V29H42V30L38 31L37 29H39V28H38L39 26L37 27V25H33V27H34V26L37 27V29H36V27H34V28H35L38 32H41V34H40L41 36H39V34L37 35V32H36V30H35V34H36L37 36H39V37H38L39 39H37V38H36V35H35V37H34V39L36 38V39H35V40H36L35 42H36V43L39 42V43H38V44L40 45L39 47H41V49H43L44 52H45V51H47V49H49V48L51 47V46L49 45V42H50V41H48V39L50 38L49 40H51V38H52V40H53V37L58 38L59 35H60L59 33H61L60 30H61L62 28H65L66 30H68V33H69V31H70V33H71L70 35H72V36H69V38L71 37V42H73L74 44H75V42L77 43L78 40L83 41V40H84L83 38L85 37L84 34H85L86 32H88V33L90 34V37L92 36V37H91V40H89V42L91 43L90 45H91V47H92L94 53H96V55H95V54L92 52V55H94V56L102 55V54L104 53L105 50H106L105 53H107L108 50L111 51V49H112V51H113V49H115V48L118 47L117 44L120 43V42H118V40H115V39L112 38V37H108L107 40H104V39H106V38H103V30H104V28L106 27L107 30L110 31L109 29H112V28L109 27V26H112V27L114 26V27H116L117 32H119L120 35H121L119 39H121L122 37L125 39V41H123V39H121V40H122L121 42L123 43V45H122V43H120V44H121V45H120V49H117L118 52L121 50V48H126V50H122L123 53H126V51L129 50V55H130V57H131V54H132V53L135 54L134 51H137V50H140L141 52H143V54H145V53H144V52H145L144 50L146 49V46L143 44V41H142V35L138 33V29H142L143 31L146 29L144 35H146V33H147V32H150V31H151V33H153V32H152V30H153L152 28H154V26H155V27H156V26H157V27H162V26L164 25L165 27H166V26L170 27L169 29H171V30H173V29H174V30H175V29L177 30V28H178V30H179V28H180L181 26H183L184 23H183L180 27H178V25H180L183 21H185L184 18H187L189 15L191 16L192 13L196 14L195 12H192V11H191V12H190L191 14L187 15V17H185V16H184V18L182 17L181 20H180L178 16H175V15H174V17H172L173 15H172V16L169 15V14H168V13H170L169 10L167 9V11H164V8H165V7H161V5H159V7H161V8H160V9H161L160 12H159L157 15H155V17L153 16L155 19L151 17L154 21H150V22H148L149 20L147 21V19H150V18H147V19H146L147 22H145V20H142V21L145 22V23H143V25H142L141 27H140L139 25H137V26L140 27V28H137L134 24H137V23L140 24L141 21H139V22H137V23H135V22H136V21H135V22H133L134 24L131 22L134 26H133V25L125 26V25H124L125 23L123 24V23H121V22L119 23V21H118V22L116 21L115 18H118V17H115V14H116V13L121 14V13H119V12H122V11H125V12H126L127 10H130V11H135V12H132L133 15H134V13H136L138 10H141V9H138V8L140 7L139 5L143 4L144 2H145V3L147 2V4H148ZM152 1H153V0H151V3H152ZM161 1H162V0H161ZM166 1L169 2V6L171 5L172 8L175 7V6H177L176 8H177L178 10H179V8H180V7L178 8L179 4H182V5L184 6V4L188 3L187 0H166ZM186 1H187V2H186ZM196 1H197V2H196ZM196 1L194 0V2H193V0H192V1L190 0V3H195V2H196V3H197V4L195 3V4H196V7H197V5H198V7H199V3H198L199 1H198V0H196ZM210 1H211V0H210ZM214 1H215V0H214ZM214 1H213V2H214ZM216 1H219V0H216ZM216 1H215V2H216ZM221 1L223 2V0H221ZM227 1H229V0H227ZM233 1H234V0H233ZM238 1H239V0H238ZM255 1H257V0H255ZM21 2H19V3H21ZM27 2H28V1H27ZM34 2H35V1H34ZM34 2H32V3L30 2V4H34ZM42 2H43V0H42ZM48 2H51V1H48ZM136 2H137V3H136ZM163 2H164V3H163L164 6H165V3H166V2H165L164 0H163ZM184 2H185V3H184ZM229 2H231V1H229ZM19 3H18V4H19ZM22 3H21V4H22ZM25 3H26V1H25ZM25 3H23V4H25ZM40 3H41V2H40ZM40 3H39V5H40ZM44 3H45V2H44ZM63 3H66V0H65V2L62 1V3L60 2V3H58L57 5H59V4L61 5V4H63ZM140 3H141V4H140ZM149 3H150V2H149ZM155 3H157V2H155ZM200 3H201V2H200ZM204 3L207 4V2H204ZM226 3H227V2H226ZM241 3H242V2H241ZM241 3H240V4H241ZM245 3H246V2H245ZM248 3H249V1H248ZM18 4H17V5H18ZM26 4H28V3H26ZM30 4H29V6H30ZM50 4H51V3H50ZM158 4H160V3H158ZM158 4H156V5H158ZM163 4H162V5H163ZM167 4H168V3H167ZM167 4H166V5H167ZM195 4H192V5H195ZM224 4H225V3H224ZM224 4H223V5H224ZM257 4H258V3H257ZM259 4H260V3H259ZM35 5H36V4H35ZM42 5H43V4H42ZM90 5H91V4H90ZM93 5H94V4H93ZM95 5H96V4H95ZM143 5H144V4H143ZM143 5H141V6H143ZM145 5H146V4H145ZM151 5H153V4H151ZM156 5H155V7H156ZM173 5H174V6H173ZM182 5H181V8H185V7H186V6L183 7ZM186 5H187V4H186ZM241 5H242V4H241ZM0 6H1V5H0ZM46 6H47V5H46ZM138 6H139V7H138ZM167 6H168V5H167ZM169 6H168V7H169ZM171 6H170V7H171ZM188 6H190V4H189ZM251 6H252V5H251ZM1 7H2V6H1ZM64 7H65V6H64ZM64 7H63V9H64ZM101 7H102V6H101ZM101 7H100V9H101ZM196 7L194 8V6H191L190 8H192L193 10L196 11V9L198 8V7H197V8H196ZM205 7H206V6H205ZM205 7H204V8H205ZM207 7H209V6L207 5ZM228 7H229V6H228ZM234 7H235V6H234ZM30 8H33V7L30 6ZM44 8H45V7H44ZM56 8H57V7H56ZM56 8L54 9V14L57 13V10H58V9L56 10ZM60 8H61V6H60ZM151 8H152V7H151ZM156 8H157V7H156ZM181 8H180V10H181ZM190 8L188 9V11H189V10H192V9H190ZM209 8H210V7H209ZM220 8H223L222 4H221V7H220ZM226 8H227V7H226ZM244 8H246V7H244ZM35 9H37V8H35ZM39 9H41V8H39ZM45 9H46V8H45ZM47 9H48V6H47ZM49 9H50V8H49ZM63 9H62V10H63ZM169 9H170V8H169ZM177 9H176V10H177ZM242 9H243V8H242ZM27 10H29V9L27 8ZM62 10H61V11H62ZM173 10L175 11L174 8H173ZM173 10H172V11H173ZM200 10H202V8H201ZM204 10H205V9H204ZM211 10H212V8H211ZM211 10H210V11H211ZM240 10H241V9H240ZM39 11H40V10H39ZM51 11H53V10H51ZM141 11H142V10H141ZM156 11H158V10H156ZM156 11H154L155 14H156ZM170 11H171V9H170ZM210 11H208V12H210ZM220 11H221V10H220ZM224 11H225V10H224ZM232 11H233V10H232ZM232 11H231V13H232ZM244 11H245V10H244ZM246 11H249V10H246ZM29 12H30V13H31V12H35V13H37L36 11H33V10H32V11L29 10ZM45 12H48V11H45ZM59 12H60V11H59ZM127 12H128V11H127ZM149 12H150V11H149ZM196 12H197V11H196ZM206 12H207V11H206ZM208 12H207V13H208ZM217 12H218V11H217ZM217 12H216V13H217ZM35 13H33V15L38 16V15H37L38 13H37V14H35ZM130 13H131V12H130ZM130 13H129V14H130ZM139 13H140V12H139ZM142 13H143V12H142ZM172 13H173V12H172ZM188 13H189V12H188ZM216 13H215V14H216ZM229 13H230V12H229ZM233 13H234V12H233ZM240 13H242V12H240ZM42 14H43V13H42ZM42 14H41V15H42ZM50 14H51V13H50ZM54 14H52V15H54ZM94 14H95V13H94ZM98 14H99V13H98ZM98 14H95V15H98ZM124 14H125V13H124ZM170 14H171V13H170ZM175 14H176V13H175ZM181 14H182V13H181ZM201 14H202V13H201ZM215 14H214V15H215ZM218 14H219V12H218ZM225 14H226V12H225ZM43 15H44V14H43ZM43 15H42V16H43ZM61 15H62V14H61ZM61 15H60V17H61ZM135 15H136V14H135ZM135 15H134V16H135ZM139 15H140V14H139ZM142 15H143V14H142ZM182 15H183V14H182ZM184 15H185V14H184ZM197 15H198V14H197ZM205 15H206V14H205ZM222 15H223V14H222ZM251 15H252V14H251ZM56 16H57V15H56ZM58 16H59V15H58ZM80 16H81V17H80ZM120 16L122 17V15H120ZM128 16H132V14H130V15H128ZM137 16H138V14H137ZM201 16H204V15H201ZM201 16H200V17H201ZM228 16H229V15H228ZM228 16H227V18H228ZM255 16H256V15H255ZM52 17H53V16H52ZM54 17H55V15H54ZM75 17H76V16H75ZM135 17H136V16H135ZM135 17H134V18H135ZM142 17H143V16H142ZM175 17H176V18H175ZM225 17H226V16H225ZM234 17H235V16H234ZM261 17H262V16H261ZM0 18H1V17H0ZM61 18H62V17H61ZM127 18H128V17H127ZM136 18H137V17H136ZM202 18H203V17H202ZM209 18H210V17H209ZM214 18H215V17H213L212 20H213ZM216 18H217V17H216ZM227 18H226V19H227ZM231 18H232V17H231ZM231 18H230V19H231ZM248 18H249V17H248ZM253 18H254V17H253ZM253 18H250V20L253 21V20H252ZM259 18H260V17H259ZM54 19H55V18H54ZM56 19H57V18H56ZM140 19H141V18H140ZM143 19H145V18H143ZM152 19H151V20H152ZM196 19H197V18H196ZM210 19H211V18H210ZM228 19H229V18H228ZM260 19H261V18H260ZM117 20H118V19H117ZM137 20H138V19H137ZM155 20H156V21H155ZM197 20H198V19H197ZM197 20L195 21V15H194V17H191L190 19H188V21H189V25H190V26H198L197 24H195V23L197 22ZM208 20H209V19H208ZM208 20H207V21H208ZM219 20H220V19H219ZM235 20H237V19H235ZM256 20H257V19H256ZM258 20H259V19H258ZM59 21H61V20H59ZM128 21H129V20H128ZM128 21L126 20L125 22H128ZM130 21H131V20H130ZM202 21H203V19H202ZM205 21H206V20H205ZM239 21H241V20H239ZM261 21H262V20H261ZM261 21H260V22H261ZM263 21H264V18H263ZM122 22H123V21H122ZM186 22H187V19H186ZM186 22H185V23H186ZM199 22H200V21H199ZM224 22H225V21H224ZM232 22H233V20H232ZM257 22H258V21H256L255 24H256ZM60 23H61V22H60ZM95 23H97V25H95ZM147 23H148V24H147ZM150 23H152V24H150ZM197 23H198V22H197ZM206 23H208V22H206ZM209 23H210V22H209ZM212 23H214V21H213ZM212 23H211V26H212ZM261 23H262V22H261ZM77 24H78V25H77ZM127 24H129V22H128ZM186 24H187V23H186ZM194 24H195V25H194ZM200 24H201V22H200ZM257 24H258V23H257ZM30 25H31V23H30ZM71 25H73V26H71ZM75 25H76V27H75ZM169 25H170V26H169ZM209 25H210V24H209ZM209 25H208V26H209ZM213 25H214V24H213ZM225 25H227V24L225 23ZM263 25H264V24H263ZM40 26H41V25H40ZM145 26H146V27H145ZM164 26H163V27H164ZM171 26H174V27H171ZM176 26H177V27H176ZM184 26H185V24H184ZM186 26H187V25H186ZM186 26H185V28L189 27V26H187V27H186ZM199 26H201V25H199ZM208 26H207V27H208ZM231 26H232V25H231ZM258 26H259V25H258ZM260 26H261V25H260ZM29 27H31V26H29ZM29 27H28V28H29ZM108 27H109V29H108ZM114 27H113V29H114ZM163 27H162V28H163ZM215 27H216V26H215ZM219 27H220V26H218L217 28H219ZM262 27H263V26H262ZM262 27H261V28H262ZM106 28H105V31H107ZM185 28H184V29H185ZM189 28H190V31L200 32V31H198V29H197V31H196V30L193 29L192 27H189ZM189 28H187V29H189ZM191 28H192L193 30H191ZM205 28H206V26H205ZM208 28H209V27H208ZM258 28H259V27H258ZM21 29H22L21 27H20V28H17V30H16L15 28H12V27H11V29L9 30V32L7 31V32H8V38H10L9 35H16V36H18L17 33H19V32L21 31ZM30 29H33V28H30ZM156 29H157V28H156ZM156 29H154V30H156ZM165 29H166V28H165ZM187 29H186V30H187ZM199 29L201 30V28H199ZM209 29H210V28H209ZM209 29H208V30H209ZM214 29H216V28H213V29H212V32H213ZM220 29H221V28H220ZM255 29H256V28H255ZM19 30H20V31H19ZM22 30H23V29H22ZM25 30H26V28H25ZM148 30H150V31H148ZM171 30H169V31H171ZM174 30H173V31H174ZM176 30H175V31H176ZM178 30H177V31H178ZM224 30H225V29H224ZM23 31H24V30H23ZM27 31H28V30L25 31L27 34L24 32L27 36H25L24 34H23V35H24V36H23L22 33H21V36L19 35V38H20V37H21V38H22V37H24V38L27 37V38H28L29 35L31 36L32 34H34V33H33L34 30H33V31H30V30H29V32H32L31 34H29ZM140 31H141V30H140ZM163 31H164V28H163ZM177 31H176V32H177ZM202 31H203V30H202ZM202 31H201V32H202ZM215 31H216V30H215ZM232 31H233V30H232ZM241 31H243V30H241ZM7 32H6V33H7ZM62 32H63V31H62ZM65 32L67 33V31H65ZM112 32H113V31H112ZM114 32H115V31H114ZM160 32H161V31H160ZM185 32H186V31H185ZM201 32H200V33H201ZM205 32H206V31H205ZM212 32H211V34H212ZM230 32H231V31H230ZM233 32H234V31H233ZM237 32H238V31H237ZM257 32H258V31H257ZM260 32H261V31H260ZM9 33H10V34H9ZM151 33H150V34H151ZM154 33L156 34L157 32H154ZM154 33H153V34H154ZM165 33H168V32H165ZM179 33H181V31H180ZM182 33H183V32H182ZM188 33H189V32H188ZM217 33H218V31H217ZM217 33H216V34H217ZM220 33H221V34H220ZM220 33H219V36H223V33H224V32L222 31V32H220ZM235 33H236V32H235ZM238 33H239V32H238ZM142 34H143V33H142ZM153 34H152V36H153ZM173 34H174V33H173ZM186 34H187V33H186ZM190 34H191V32H190ZM190 34H188V35H189L188 37H190ZM202 34H203L204 37H208V38L210 37V38H211V40H208V39H207L208 41L215 40V41H212L213 44H215V42L217 41V44H215V46H217V48H220V47L218 46V44H220V43H224V41H225L224 44H226L225 46H227V45H228V46H229V45L231 46L230 42H227L228 44L226 43V41H227V39H228V37H229V35H230L229 32H228V34H227V35H228L227 39L224 40V41H221V40H223V39H221V37L217 36V38H216V37H213V35L210 36V34H208L207 32H206V34H205V33H202ZM232 34L235 35L234 33H232ZM242 34H243V32H242ZM5 35H6V34H5ZM62 35H63V34H62ZM170 35H171V34H170ZM183 35H184V34H183ZM197 35H201V34H197ZM214 35H215V32H214ZM217 35H218V34H217ZM225 35H226V33H225ZM240 35H241V34H240ZM255 35H256V34H255ZM255 35H254V36H255ZM259 35L262 36L261 33H260ZM57 36H58V37H57ZM63 36H64V35H63ZM147 36H148V34H147ZM147 36H146V37H147ZM149 36H151V35H149ZM171 36H172V35H171ZM176 36H181V35L178 34V35H176ZM230 36H231V35H230ZM238 36H239V35H238ZM256 36H257V35H256ZM260 36H258V37H260ZM65 37H66V35H65ZM65 37H64V38H65ZM86 37H87V35H86ZM146 37H144V39H146ZM194 37H195V36H193V38H194ZM196 37H197V36H196ZM204 37H203V38H204ZM218 37H219V38H218ZM241 37H242V36H241ZM6 38H7V36H6ZM19 38H16V41L19 40V42H20V41H21V38H20V39H19ZM56 38H55V39H56ZM87 38H88V37H87ZM92 38H93V39H92ZM149 38H150V37H149ZM166 38H167V37H166ZM171 38H173V37H171ZM174 38H175V37H174ZM179 38H182V37H179ZM185 38H186V37H185ZM185 38H184V40H185ZM200 38H201V37H200ZM222 38H223V37H222ZM234 38H235V36H234ZM14 39H15V38H14ZM81 39H83V40H81ZM169 39H170V38H169ZM175 39L178 40V38H175ZM201 39H202V38H201ZM205 39H206V38H205ZM205 39H204V40H205ZM242 39H243V37H242ZM22 40H23V38H22ZM28 40H29V38L27 39V41H28ZM52 40H51V41H52ZM60 40H61V39H60ZM60 40H59V41H60ZM63 40H64V39H63ZM63 40H62V41H63ZM69 40H70V39H69ZM103 40H104L105 42H103ZM148 40H149V39H148ZM152 40H153V39H152ZM163 40H164V39H163ZM167 40H168V39H167ZM167 40H166V41H167ZM170 40H171V39H170ZM207 40H205V41H207ZM233 40H234V39H233ZM233 40H232V41H233ZM240 40H241V39H240ZM248 40H249V39H248ZM66 41H67V40L65 39L64 43H65ZM84 41H85V40H84ZM84 41H83V43H84ZM119 41H120V40H119ZM172 41H173V40H172ZM174 41H175L176 43H178V45H181V44L183 43V40H182V43H181V42L179 43L180 40H178V41L174 40ZM193 41H194V40H193ZM198 41H199V40H198ZM230 41H231V38H230ZM235 41H236V40H235ZM249 41H251V40H249ZM253 41H254V40H253ZM253 41H252V42H253ZM259 41H260V40H259ZM53 42H57V41L53 40ZM53 42H50V44H53ZM71 42H70V44L73 45ZM159 42H162V41L160 40ZM170 42H171V41H170ZM175 42H171V43H174V44H175L173 47L176 46V43H175ZM188 42H189V41H188ZM191 42H192V41H191ZM240 42H242V41H240ZM247 42H248V41H246V43H247ZM257 42H258V41H257ZM21 43H22V46H23L24 41H23V42H20V44H21ZM25 43H26V42H25ZM25 43H24V46H23V47H24V49H27V50H28L29 48H26L28 45L26 46ZM30 43H31V42H30ZM36 43H35V44H36ZM64 43L60 44V47L62 46V47H61V48L63 49L62 52H63L64 54H66V52L69 50V48H67V47H69V46H66V43H65V44H64ZM83 43H82V45H83ZM85 43H86V42H85ZM199 43H202V42H199ZM209 43H210V45L213 46V44H211V42H209ZM209 43H208V45H209ZM250 43H251V42H250ZM260 43H261V42H260ZM15 44H16V42L14 43V45H15ZM18 44H19V43H18ZM55 44H56V43H55ZM70 44H69V45H70ZM77 44L80 45V46H82V45H81V42H80V44H79V42H78ZM88 44H89V43H88ZM169 44H170V43H169ZM204 44H205V43H203L202 47H204ZM206 44H207V43H206ZM234 44H235V43H233V45H234ZM238 44H239V43H238ZM247 44H248V43H247ZM257 44H258V43H257ZM257 44H256V46L254 47V49H255V48L257 49ZM16 45H17V44H16ZM30 45H32V43H31ZM64 45H65L66 47H63ZM78 45H76L75 47H77ZM187 45H188V44H187ZM220 45H221V47L224 46L223 44H220ZM222 45H223V46H222ZM243 45H245V43H244ZM251 45H252V44H251ZM259 45H260V44H259ZM12 46H13V44H12ZM73 46H74V45H73ZM80 46H79V47H80ZM200 46H201V45H200ZM212 46H210V47H212ZM230 46H229V47H230ZM241 46H242V45H241ZM17 47H18V46H17ZM19 47H20V46H19ZM23 47H20V48L22 49ZM33 47H34V49H36V48L38 49V46H36V45L33 46ZM33 47H30V48H33ZM54 47H55V46H53L52 48H54ZM56 47H57V46H56ZM70 47H72V46H70ZM82 47H85V46H82ZM189 47H190V46H189ZM195 47H196V46H195ZM202 47H199V48H202ZM205 47H206V46H205ZM205 47H204V48H205ZM207 47H208V46H207ZM13 48H14V47H13ZM15 48H16V47H15ZM15 48H14V49H15ZM170 48H172V47H170ZM204 48H203V50H204ZM215 48H216V47H215ZM230 48H232V47H230ZM234 48H236V47H234ZM246 48H247V47H246ZM258 48H259V47H258ZM11 49H12V48H11ZM16 49H17V48H16ZM41 49H40V50H41ZM50 49H51V48H50ZM72 49H73V48H72ZM72 49H70V51H71ZM78 49H79V48H78ZM78 49H76V50H78ZM82 49H83L84 52H82ZM82 49L79 50V51H81V53H80V52H79V53H78V52L76 53V52H75L76 50H75V51L72 50V51L74 52V54H75L74 57H73V60L76 59V60H75V64L77 63V65H76V67H75V68H77V69H75V68L73 67L74 70H76V71H73L72 68H68L67 66H66L67 68H66V67H63V68H62V67H60V65H59V67H58V65H56L57 67L52 68L53 76L51 75V76H52L51 79H52V81H53V78H54V82H57V81L59 82L60 80H63L62 82L60 81L59 83L62 84V83L64 82V85H65V82H66L67 80H69V78L71 79V77L74 78V77L78 76L77 78H79V81H81V82L78 84V87H79V90H80V91H78L77 88H74L75 86H74L73 88H74V89H77V91H78L79 93L82 92L83 94H86V93L90 92L89 89L92 87V82H91V83H88V81H87V79H86V76H88L87 74L90 72V69H91V68H90V69L88 68V63H89V62L86 63V61H88L89 59L86 60V61L84 60V61H85V62H84L85 64L82 62V60H83L85 57L88 58L87 56L84 57V55H87V52H85V49H84V48H82ZM87 49H88V47H87ZM95 49H96V50H95ZM107 49H108V50H107ZM147 49H148V48H147ZM149 49H150V48H149ZM206 49H207V48H205V50H206ZM208 49H211V48H208ZM222 49H224V47H223ZM228 49H229V48H228ZM243 49H244V47H243ZM30 50H32V49H30ZM66 50H67V51H66ZM89 50H90V49H89ZM150 50L152 51V49H150ZM193 50H194V49H193ZM197 50H198V49H197ZM199 50H200V49H199ZM203 50H200V51H203ZM213 50H214V49H213ZM224 50H225V49H224ZM246 50H247V49H246ZM16 51H17V50H16ZM33 51H34V50H33ZM41 51H42V50H41ZM50 51H52V50H50ZM50 51H47V52H50ZM56 51H58V50H56ZM60 51H61V49H60ZM72 51H71V52H72ZM110 51H109L108 53H110ZM112 51H111V52H112ZM132 51H133V52H132ZM146 51H148V50H146ZM221 51H222V50H221ZM229 51H230V49H229ZM260 51H261V50H260ZM28 52H30V51H28ZM36 52L38 53V55H40V54L42 53V52L40 53L39 49L36 50ZM44 52H43V53H44ZM71 52L68 51L67 54H71ZM88 52H89V51H88ZM130 52H132V53L130 54ZM152 52H153V51H152ZM156 52H158V51H156ZM156 52H155V53H156ZM207 52H209V51H207ZM211 52H212V51H211ZM242 52H244V51L242 50ZM255 52H256V50H255ZM39 53H40V54H39ZM43 53H42V55H43ZM45 53H46V52H45ZM54 53H55V52H54ZM54 53H52V54H54ZM57 53H59V52H57ZM90 53H91V52H89V54H90ZM105 53H104V54H105ZM112 53H113V52H112ZM115 53H116V52H115ZM115 53H114V54H115ZM146 53H147V52H146ZM166 53H167V52H166ZM166 53H165V52H163V54H162V53H161V54H160V53H159V54L157 53V54H155V55H156L155 58H156V59H157V58L160 59V58L164 57V56L166 55ZM168 53H169V52H168ZM168 53H167V54H168ZM196 53H197V52H196ZM213 53H215V52H213ZM216 53H217V52H216ZM233 53H234V52H233ZM245 53H246V52H245ZM23 54H24V53H23ZM55 54H56V53H55ZM67 54H66V55H67ZM104 54H103V55H104ZM120 54H122V52L119 53V55H120ZM149 54H150V52H149ZM151 54H152V53H151ZM153 54H154V53H153ZM217 54H218V53H217ZM235 54H236V53H235ZM242 54H243V53H242ZM242 54H241V57H242ZM33 55H34V54H33ZM36 55H37V54H36ZM62 55H63V54H61V56H62ZM92 55H91V56H92ZM103 55H102V57H104ZM108 55H109V54H108ZM119 55H118V56H119ZM124 55H127V54H124ZM124 55H123V56H124ZM132 55H133V54H132ZM136 55H137V53H136ZM140 55H141V54H140ZM161 55H162V56H161ZM163 55H164V56H163ZM168 55H169V54H168ZM170 55H171V54H170ZM174 55H176V54H174ZM229 55H230V54H229ZM43 56H44V57H43ZM43 56H40V58H41V57H42L43 59L46 58V57H45V54H44ZM46 56H47V55H46ZM52 56H53V55H52ZM54 56H55V55H54ZM56 56H58V54H57ZM64 56H65V55H64ZM106 56H107V55H106ZM116 56H117V54H116ZM144 56H147V54L144 55ZM144 56H143V57H144ZM150 56H151V55H150ZM157 56H158V57H157ZM166 56H167V55H166ZM171 56H172V55H171ZM222 56H223V55H222ZM224 56H227V55H224ZM230 56H231V55H230ZM236 56H238V55L236 54ZM83 57H84V58H83ZM89 57H90V56H89ZM113 57H115V56H113ZM120 57H121V55L119 56V59H120ZM124 57H125V59H126V56H124ZM132 57H135V56H132ZM132 57H131V58H132ZM143 57H142L141 59H144V58H145V57H144V58H143ZM147 57H148V56H147ZM178 57H179V56H177V58H178ZM180 57H182V56H180ZM180 57H179V58H180ZM187 57H188V56L183 57V60H184V58L186 59ZM47 58H48V57H47ZM57 58H58V57H57ZM59 58H60V57H59ZM59 58H58V59H59ZM62 58H63V57H62ZM74 58H75V59H74ZM110 58H112V57H110ZM117 58H118V57H117ZM121 58H122V57H121ZM128 58H129V57H128ZM128 58H127V59H128ZM152 58H153V57H152ZM167 58H168V57H167ZM169 58H170V57H169ZM179 58L177 59L178 61H179ZM49 59H51V58H49ZM71 59H72V58H71ZM91 59H92V58H91ZM114 59H115V58H114ZM114 59H111V60H114ZM119 59H118V61H119ZM129 59H130V58H129ZM153 59H154V58H153ZM159 59H157L156 61H158ZM189 59H190V60H189ZM40 60H41V59H40ZM53 60H54V58L51 59V60H49V61H52V62H53ZM92 60H93V59H92ZM99 60H100V59H99ZM111 60L108 59V61H111ZM122 60H124V59L122 58ZM122 60H121V61H122ZM130 60H131V59H130ZM130 60H129V61H130ZM136 60H137V59H136ZM162 60L166 61V60H165V57L162 58ZM162 60H159V61H161L162 64H163V61H162ZM168 60H169V59H168ZM168 60H167V61H168ZM183 60H182V61H183ZM187 60L189 61V63L192 61L193 65H194L193 59H191V58L189 57ZM194 60H195V59H194ZM255 60H256V59H255ZM35 61H36V60H35ZM47 61H48V60H46L45 63H47ZM65 61H66V59H65ZM65 61H64V62H65ZM71 61H72V60H71ZM90 61H91V60H90ZM104 61H105V60H104ZM118 61L116 60L117 65H114V64H113L114 66H112V63H116V62H110V63H111V66H112V67H111V70H112L113 67H114V69H113L114 71L117 70V68H118L117 71H119V68L121 67V65L119 66V63H120L121 61H119V62H118ZM134 61H135V60H134ZM139 61H140V60H139ZM151 61H152V60H151ZM151 61H150V62H151ZM174 61H175L174 63H176V62L178 63V61H176V60H174ZM184 61H185V60H184ZM196 61H197V60H196ZM196 61H195V62H196ZM198 61H199V60H198ZM200 61H201V60H200ZM239 61H240V60H239ZM261 61H262V60H261ZM38 62H40V61H38ZM56 62H57V61H56ZM72 62H73V61H72ZM91 62H92V61H91ZM93 62H96V61H93ZM137 62H138V61H137ZM169 62H170V61H169ZM169 62H168V63H169ZM179 62H180V61H179ZM251 62H252V61H251ZM263 62H264V61H263ZM35 63H36V62H35ZM67 63H68V62H67ZM104 63H105V62H104ZM107 63H108V62H107ZM110 63H109V66H110ZM124 63H126V61H125ZM128 63H129V62H128ZM145 63H148V62L145 61ZM168 63H167V64H168ZM181 63H182V62H181ZM203 63H204V62H203ZM255 63H256V62H255ZM258 63H261V62H258ZM42 64H43V63H42ZM47 64H48V63H47ZM82 64H83L84 66H83ZM89 64H90V63H89ZM140 64L142 65V62L139 63V65H140ZM143 64H144V62H143ZM149 64H150V63H149ZM149 64H148V66H149ZM152 64H154V63H152ZM156 64H157V62H156ZM167 64H165V65L167 66ZM183 64H184V63H183ZM183 64H182V67H183ZM185 64H186V63H185ZM195 64H196V63H195ZM197 64H198V62H197ZM209 64H210V63H208V65H209ZM38 65H39V64H38ZM50 65H51V64H50ZM53 65H54V64H53ZM86 65H87V67H86ZM91 65H92V64H91ZM127 65H128V64H127ZM127 65H125V66H127ZM130 65H131V64H130ZM133 65H134V64H133ZM145 65H147V64H145ZM158 65H159V64H158ZM160 65H161V64H160ZM163 65H164V64H163ZM187 65L189 66V64H187ZM44 66H45V65H44ZM74 66H75V65H74ZM107 66H108V65H107ZM123 66H124V65H123ZM137 66H138V65H137ZM137 66H136V67H137ZM152 66H153V65H152ZM152 66H151V67H152ZM168 66H169V65H168ZM172 66H174V65H172ZM176 66H177V64H176ZM180 66H181V65H180ZM188 66H187V67H188ZM198 66H199V65H198ZM198 66H194V67H198ZM212 66H213V65H212ZM218 66H219V65H217V67H218ZM90 67H93V66H90ZM99 67H100V66H99ZM103 67H104V66H103ZM139 67H140V66H139ZM143 67H145V66H143ZM149 67H150V66H149ZM155 67H156V66H155ZM155 67H154V68H155ZM184 67H185V66H184ZM223 67H225V66L223 65ZM38 68H39V67H38ZM40 68H41V67H40ZM43 68H44V67H43ZM47 68H48V67H47ZM100 68H101V67H100ZM100 68H99V69H100ZM129 68H130V67H129ZM129 68H128V69H129ZM132 68H133V67H132ZM156 68H158V67H156ZM156 68H155V69H156ZM159 68H160V67H159ZM166 68H167V67L164 68V71H163V72L161 71V70L163 69V67H162V69H158V73H157V74H156V71H155L154 74H156V76H154V79H155V77H156V78H157L156 80H157L158 82H160V80H165V79H167L168 76H166L167 74L164 73ZM173 68H174V67H173ZM176 68H177V67H176ZM176 68H174V70H175ZM204 68H205V67H204ZM206 68H207V67H206ZM208 68H209V67H208ZM105 69H106V68H105ZM105 69H103V78H104L103 80L105 81V80L109 79V81H110V80H111L110 78L113 79L112 75H113L114 73H112V75L109 77V74H106L107 72H106ZM121 69H123V68H121ZM143 69L146 70V69H148V68L145 67V68H143ZM143 69H142V71L144 72ZM152 69H153V67H152ZM155 69H153V71H154ZM169 69H170V67H168V69H167L168 72H169ZM187 69H188V68H187ZM187 69H186V70H187ZM191 69H193V67H192ZM212 69H213V68H212ZM212 69H211V70H212ZM219 69H220V67H219ZM223 69H225V68H223ZM80 70L82 71V74L79 76V73H78V72H79ZM108 70H110V68L107 69V71H108ZM111 70H110V72H111ZM113 70H112V71H113ZM130 70H131V69H130ZM134 70H135V69H134ZM137 70H138V69H136V71H137ZM150 70H151V69H150ZM178 70H179V72H182V71H181L182 69H178ZM186 70H185V71H186ZM196 70H198V69H196ZM202 70H203V69H202ZM47 71H48V70H47ZM50 71H51V70H50ZM117 71H116V73H118ZM121 71H122V70H120L119 73H120ZM136 71H135V72H136ZM139 71H140V68H139ZM146 71H147V70H146ZM153 71L146 72V74H145V73L142 74V75H145V76L147 75L146 78H145V79H147L146 81H148V80L151 81V79H148L147 77H148V75H152L153 73L151 74V72H153ZM171 71H172V69H171ZM187 71H188V70H187ZM187 71H186V74L189 73V72H187ZM22 72L24 73V71H22ZM42 72H43V71H42ZM45 72H46V71H45ZM87 72H88V73H87ZM95 72H96V71H95ZM108 72H109V71H108ZM131 72H132V70H131ZM173 72H174V71H173ZM194 72H195V71H194ZM194 72H193V73H194ZM229 72H230V71H229ZM26 73H27V72H26ZM39 73H40V72H39ZM47 73H48V75L45 74V73H42V74H44V76L47 75L46 78H47V77L49 78L50 74H49V72H47ZM97 73H98V72H97ZM121 73H123V72H121ZM126 73H127V72H125V73H123V74H126ZM132 73L134 74V72H132ZM139 73H140V72H138L137 74H139ZM166 73H167V72H166ZM174 73H175V72H174ZM177 73H178V72H177ZM234 73H236V72H234ZM247 73H248V72H247ZM104 74H105V75H104ZM110 74H111V73H110ZM123 74H122V75H123ZM178 74H179V73H178ZM178 74H176V75L174 74V75L177 76ZM186 74H184L185 77H186ZM195 74H196V72H195ZM195 74H194V75H195ZM210 74H211V73H210ZM227 74H228V73H227ZM262 74H263V73H261V75H262ZM20 75H21V74H20ZM36 75H37V74H36ZM98 75L101 77L100 74H98ZM115 75H116V74H115ZM117 75H118V74H117ZM117 75H116V76H117ZM119 75H120V74H119ZM164 75H165V77H167V78H165ZM169 75L171 76V75H173V73H171V74L169 73ZM180 75H181V74H180ZM220 75H221V74H220ZM233 75H235V74H233V72H232V75H231V76L233 77ZM236 75H237V74H236ZM236 75H235V76H236ZM238 75H239V74H238ZM244 75H245V74H244ZM263 75H264V74H263ZM18 76H19V75H18ZM23 76H24V75H23ZM42 76H43V75H41V76H39V77H41L40 80L42 79L41 81L44 83V81L47 80L48 78L46 79V78L44 77V78H45V80H44V78H42ZM113 76H114V75H113ZM126 76L128 77V75H126ZM129 76H130V75H129ZM134 76L137 78V77L140 76V75H138V76H137V75H134ZM145 76H144V77H145ZM170 76H169V77H170ZM196 76H197V78H194L195 81L197 82V83H196V84H197L196 86H198V83H201V81H205V80H206V79L204 80L205 77H202V75H200V77H198V75H196ZM212 76H213V75H211V77H212ZM223 76H224V75H223ZM223 76H222V77H223ZM229 76H230V74H229ZM253 76H254V74H253ZM259 76H260V74H259ZM14 77H15V76H14ZM91 77H92V76H91ZM94 77H97V76H94ZM100 77H98L99 80H100ZM114 77H115V76H114ZM120 77H121V76H120ZM144 77H142L143 80H144ZM151 77H153V76H151ZM163 77H164L165 79H164ZM211 77H209L208 79L210 80V79L213 78V77H212V78H211ZM215 77H216V76H215ZM217 77H218V76H217ZM227 77H228V76H227ZM227 77H226V78H227ZM244 77L247 78V79L249 78V76L247 77V74H246V76H244ZM16 78H18V77H16ZM19 78H20V77H19ZM24 78H26V77H24ZM27 78H28V77H27ZM32 78H36V77H32ZM55 78H56L57 81H55ZM87 78L90 79V77H87ZM132 78H133V77H132ZM138 78H139V77H138ZM138 78H137V79H138ZM223 78H225V77H223ZM228 78H229V77H228ZM11 79H12V78H11ZM21 79H22V78H21ZM28 79H29V78H28ZM94 79H95V78H94ZM94 79H92V81H93ZM134 79H135V78H134ZM152 79H153V78H152ZM154 79H153V80H154ZM168 79L171 80V78H168ZM173 79H174V78H173ZM219 79H220V78H219ZM40 80H39V81H40ZM65 80H66V81H65ZM95 80H96V79H95ZM117 80H118V79H117ZM130 80H131V79H130ZM153 80H152V82H153ZM175 80H176V78H175ZM186 80H187V79H186ZM191 80H192V79H191ZM214 80H215V79H214ZM231 80H232V78H231ZM261 80H262V79H261ZM261 80H260V81H261ZM15 81H16V80H15ZM17 81H18V80H17ZM17 81H16V82H17ZM19 81H20V80H19ZM29 81H30L32 84H33V83L36 84L38 80L36 81V80H34V79H33V80H32V79H31V80L29 79ZM50 81H51V80H50ZM52 81H51V82H48V81H47V82H48V84H49V83H52ZM71 81H72V80H71ZM77 81H78V80H77ZM97 81H98V79H97ZM104 81H103V82H104ZM107 81H108V80H107ZM125 81H126V80H125ZM137 81H139V79H138ZM141 81H142V79H141ZM146 81H144L145 84H148ZM150 81H148L149 84L146 85V86H148V87L151 86L152 89H153V88H154V85H152V82L150 83ZM220 81H221V80H220ZM24 82H25V81H24ZM27 82H28V80H27ZM42 82H41V83L39 82V83L41 84V86L44 85V84L42 85ZM47 82H45V83H47ZM54 82H53V83H54ZM68 82H69V81H68ZM68 82H66V83H68ZM73 82H74V81H73ZM100 82H102V81H100ZM122 82H123V81H122ZM162 82H163V81H162ZM168 82H169V81H168ZM168 82H166V83H168ZM180 82H182V80H181ZM189 82H190V81H189ZM191 82H193V84L195 85L194 81H191ZM213 82H214V81H213ZM221 82H222V81H221ZM228 82H229V81H228ZM228 82H227V84H228ZM31 83H28V85H27L26 87L28 88V87L33 86ZM39 83H38V85L36 84L38 87L40 86ZM53 83H52V85H53ZM74 83H75V82H74ZM93 83H94V82H93ZM98 83H99V82H98ZM98 83H97V85H98ZM123 83H124V82H123ZM123 83H121V85H122ZM125 83H126V82H125ZM135 83H136V82H135ZM138 83H139V82H138ZM141 83H142V87H143V85L145 86V84H143V81H142ZM169 83H170V82H169ZM175 83L177 84V82H175ZM184 83H185V82H184ZM207 83H208V81H207ZM210 83H211V81H210ZM216 83H217V82H216ZM239 83H240V82H239ZM250 83H252V82H250ZM250 83H249V84L246 83V84H247V85H250ZM259 83H260V82H259ZM259 83H258V84H259ZM22 84H23V83H22ZM30 84H31V85H30ZM48 84L44 85L45 88L49 86ZM60 84H58V85H60ZM68 84H71V83H68ZM68 84H66V85H68ZM94 84H96V83H94ZM107 84H108V82L106 83V81H105V85H107ZM157 84H159V83H155V86H156ZM185 84H186V83H185ZM188 84H190V83H188ZM202 84H204V82H203ZM202 84L199 85V87H197V88H200V89H198L199 91H201V89H202V87H200V86H202ZM213 84H214V83H213ZM217 84H218V83H217ZM221 84H222V85H221ZM221 84H220V85L223 86L224 83H221ZM246 84H245V86H246ZM13 85H15V84H13ZM24 85H25V84H24ZM55 85H56V84H55ZM55 85H54V86H55ZM64 85H63V86H64ZM66 85H65V86H66ZM71 85H72V84H71ZM97 85H96V87H97ZM99 85L102 86L101 84H99ZM109 85H112V84L109 83ZM109 85H108V86H109ZM126 85H127V83H126ZM139 85H141V84H139ZM139 85H138V87H139ZM160 85H161V84H160ZM164 85H165V84H164ZM181 85H182V84H181ZM181 85H180V86H181ZM211 85H212V84H211ZM228 85H229V84H228ZM238 85H239V84H238ZM255 85H256V84H255ZM261 85H262V84H261ZM261 85H260V86H261ZM41 86H40V87H41ZM63 86H62V88H63ZM69 86H70V85H69ZM103 86H104V85H103ZM146 86H145V87H146ZM180 86H179V87H180ZM184 86H185V85H184ZM190 86H191V85H190ZM203 86H204V85H203ZM218 86H219V85H218ZM226 86H227V85H226ZM260 86H259V88H260ZM38 87L33 86L31 89H32V90H33V89L36 90ZM40 87H39V88H40ZM49 87H52V86L50 85ZM94 87H95V85H94ZM109 87H110V86H109ZM128 87H132V86H129V85H128ZM151 87H150V89H151ZM156 87H158V86H156ZM204 87H205V86H204ZM214 87H216V86L213 85V88H214ZM241 87H242V86H241ZM35 88H36V89H35ZM39 88H38V89H39ZM42 88H43V87H42ZM65 88H66V87H65ZM65 88H64V89H65ZM68 88H69V87H67L66 89L68 90ZM92 88H93V87H92ZM121 88H122V87H121ZM132 88H133V87H132ZM134 88H136V87H134ZM139 88H141V87H139ZM158 88H159V87H158ZM160 88H161V87H160ZM183 88L185 89L186 87H183V86L181 87V89L184 91ZM197 88H196V89H197ZM205 88H206V87H205ZM225 88H226V87H225ZM225 88H222V89H225ZM239 88H240V87H239ZM247 88H248V87H247ZM29 89H30V88H29ZM31 89H30L29 91H31ZM47 89H48V88H47ZM50 89H51V88H50ZM50 89H49V90H50ZM56 89H57V88H56ZM64 89H63V90H64ZM66 89L64 90L65 93H66ZM71 89H72V87H71ZM74 89H73V90H74ZM96 89H97V88H96ZM96 89H95V90L93 89V90H94V93L97 91ZM113 89H114V88H113ZM137 89H138V88H137ZM137 89L135 90L136 93H138V92H137V91H138ZM148 89H149V88H148ZM150 89H149V91H151ZM156 89H157V88H155V90H156ZM173 89H174V88H173ZM186 89H187V88H186ZM186 89H185V91H189L188 89H187V90H186ZM235 89H236V88H235ZM240 89H241V88H240ZM245 89H246V88H245ZM26 90H27V89H26ZM43 90H45V89L43 88V89H42V92H44ZM49 90H48V91H49ZM63 90H62V91H63ZM69 90H70V89H69ZM69 90H68V91H69ZM73 90H72V91H73ZM88 90H89V91H88ZM121 90H122V89H121ZM125 90H126V89H125ZM144 90H145V88H144ZM153 90H154V89H153ZM157 90H158V89H157ZM167 90H168V89H167ZM177 90H178V89H177ZM179 90H180V89H179ZM179 90H178V92H179ZM194 90H195V89H194ZM198 90H197V91H198ZM249 90L251 91V86H250V89H249ZM253 90H254V89H253ZM253 90H252V91H253ZM257 90H258V89H257ZM257 90H256V91H257ZM38 91H39V90H38ZM38 91H37V92H38ZM45 91L47 92V90H45ZM54 91H55V90H54ZM54 91H53V92H54ZM58 91H60V89H58ZM58 91H57V93H58ZM64 91H63V92H64ZM74 91H75V90H74ZM86 91H88V92H86ZM99 91H100V90H99ZM105 91H106V90H105ZM113 91H114V90H113ZM145 91H147V89H146ZM190 91H191V90H190ZM244 91H245V90H244ZM244 91H243V92H244ZM246 91H247V90H246ZM250 91H249V93H250ZM252 91H251V92H252ZM254 91H255V90H254ZM254 91H253V92H254ZM259 91H260V90H259ZM259 91H258V92H259ZM63 92H61V93H60L61 95H59V96H61V97H59V96L57 95L58 99H60V98L62 99V98L64 97L63 100H64L65 98H67L66 100H68V99L70 98V96H71L69 93H72V92L70 91V92H68V93H66V94H65V93L63 94ZM85 92H86V93H85ZM135 92H133L132 90H131V91H130V90H129V91H127V90H126V91H121V92L119 93L118 96L120 97L121 100H122V99H128V98H126V97H128V96H129V98H130V96H133V97H131V98H136V97H134V93H135ZM141 92H142V90H141ZM161 92H162V91H161ZM171 92H172V91H171ZM201 92H202V91H201ZM223 92H224V91H223ZM247 92H248V91H247ZM258 92H257V93L255 92V93L258 94ZM262 92H263V91H262ZM47 93H48V92H47ZM51 93H52V91H51ZM57 93H55V94H57ZM79 93H78V95L76 94L75 96H78V97L81 96V97H79V98H81L82 100L80 101V100L78 99V97H74L75 99L79 100L80 103H77V102H75V101H74V102H75V103H74V102L72 101V104L74 103L76 106H78L77 104H79V106H81V108H82V106L85 107V106L89 103V99H90V97L88 98V94H87V96H84V95H83L84 97H82V95H80ZM94 93H92V94L95 95ZM100 93H101V91H100ZM100 93H99V94H100ZM132 93H133V94H132ZM148 93H150V92H148ZM148 93H147V94H148ZM157 93H158V92H157ZM186 93H187V92H186ZM194 93H196V95H197V92L194 91ZM228 93H229V92H228ZM230 93H231V92H230ZM41 94H45V92H44V93H41ZM62 94H63V95H62ZM67 94H69L68 97H67ZM73 94H74V92H73ZM92 94H90V96H92ZM102 94H104V92H103ZM117 94H118V93H117ZM138 94L140 95V92H139ZM138 94H137V95H138ZM142 94H143V92H142ZM178 94H179V93H178ZM188 94H189V93H188ZM188 94H187V95H188ZM192 94H193V93H192ZM200 94H203V93H200ZM226 94H227V93H226ZM237 94H238V93H237ZM250 94H251V93H250ZM39 95H40V94H39ZM48 95H50V94H48ZM52 95H54V93H53ZM64 95H65V96H64ZM104 95H105V94H104ZM112 95H113V94H112ZM143 95H145V94H143ZM143 95H142V96H143ZM150 95H151V94H150ZM181 95H182V94H181ZM187 95H186V96H187ZM207 95H209V93H208V94L206 93V96H207ZM210 95H211V94H210ZM213 95H214V93H213ZM223 95H224V93H223ZM232 95H233V94H232ZM235 95H236V94H235ZM239 95H240V94H239ZM253 95L255 96V94H253ZM261 95H262V94H261ZM55 96H56V95H55ZM55 96H54V97H55ZM95 96H96V95H95ZM102 96H103V95H102ZM102 96H101V94H100V97H101V98H103ZM142 96L140 95V97H142ZM172 96H173V97H171L170 102H169V100H166V99H167V96H165L166 99H163V98H162L163 100L161 99V101L158 102V105H157V103L155 102V101H158V99L154 100L153 103H152V105H153L154 102H155L156 106H160V107H164V108H166L167 106L170 107V105H172L171 103H173L172 99H174V96L177 97V94L172 95ZM198 96L200 97L201 95L198 94ZM204 96H205V95H204ZM211 96H212V95H211ZM215 96H216V94H215ZM229 96H230V95H229ZM229 96H227L228 98L226 97L227 99L224 98V97H223V98L226 99L227 102H228V101H229ZM258 96H259V95H258ZM46 97H47V96H46ZM109 97H110V96H109ZM140 97H139V99H140ZM158 97H159V96H158ZM162 97H163V96H162ZM168 97L170 98L169 95H168ZM179 97H181V96H179ZM184 97H185V96H184ZM194 97H195V96H194ZM248 97H249V96H248ZM49 98H51V97H49ZM101 98H100V99H101ZM117 98H118V97H117ZM131 98L128 99L126 102H129V100H130V101H133V99L131 100ZM145 98H146V96H145ZM155 98H156V97H154V99H155ZM169 98H168V99H169ZM181 98H182V97H181ZM186 98H187V97H186ZM188 98H189V97H188ZM188 98H187V99H188ZM201 98H203V97L201 96ZM208 98H210V97H208ZM221 98H222V97H221ZM230 98H231V97H230ZM239 98H240V97H239ZM257 98H258V97H257ZM260 98H261V97H260ZM120 99H119V101H120ZM143 99H144V97H143ZM147 99H148V96H147V98H146L145 100L147 101ZM149 99H150V97H149ZM159 99H160V98H159ZM205 99H206V98H205ZM212 99H213V98H212ZM212 99H211V100H212ZM231 99H232V98H231ZM231 99H230V101H234V100H235V99H234V100H231ZM254 99H255V97H254ZM262 99H263V98H262ZM50 100H51V99H50ZM66 100H65V101H66ZM69 100H70V99H69ZM69 100H68L67 102H69ZM72 100H73V99H72ZM103 100H105V99H103ZM103 100H102V102H103ZM136 100H137V98H136ZM151 100H152V99H151ZM151 100H150V101H151ZM184 100H185V99H184ZM189 100H190V99H189ZM216 100H218V99H216ZM221 100H223V99H221ZM226 100H224V101H225V104H226ZM260 100H261V99H260ZM263 100H264V99H263ZM42 101H43V100H42ZM56 101H57V100H56ZM70 101H71V100H70ZM90 101H91V100H90ZM99 101H100V100H99ZM116 101H117V99H116ZM119 101H118V102H119ZM139 101L143 102V100H139ZM150 101H149L148 103H151ZM171 101H172V102H171ZM174 101H175V100H174ZM186 101H187V100H186ZM191 101L193 102V100H191ZM230 101H229V102H230ZM235 101H236V100H235ZM250 101H251V100H250ZM47 102H48V101H47ZM47 102H46V103H47ZM54 102H55V101H54ZM67 102H66V103H67ZM102 102H101V103H102ZM133 102H135V100H134ZM141 102H140V103H141ZM181 102H182V101H181ZM192 102L187 103V104H191ZM260 102L262 103V101H260ZM50 103H51V102H50ZM70 103H71V102H70ZM91 103H93V102L91 101ZM99 103H100V102H99ZM104 103H106V101H105ZM111 103H112V102H111ZM123 103H124V102L122 101V104H123ZM175 103H176V102H175ZM193 103H194V102H193ZM195 103H196V102H195ZM233 103H234V102H233ZM54 104H55V103H54ZM95 104H96V103H95ZM95 104H94V105H95ZM97 104H98V103H97ZM112 104H113V103H112ZM117 104H118V103H117ZM135 104H136V102H135ZM135 104H133V105H134V107L132 108L133 110L136 109ZM173 104H174V103H173ZM177 104H178V103H177ZM187 104L184 105V106H187ZM196 104H198V103H196ZM199 104H200V102H199ZM209 104H210V103H209ZM52 105H53V104H52ZM90 105H91V104L89 103L87 106L89 107ZM98 105H99V107H100V104H98ZM133 105H132V106H133ZM142 105H144V102L142 103ZM142 105H141V106H142ZM145 105H147V104L145 103ZM181 105H182V104H181ZM192 105H193V104H191V106H192ZM200 105H201V104H200ZM204 105H205V104H204ZM234 105H235V104H234ZM240 105H241V104H240ZM26 106H27V105H26ZM68 106L70 107L69 103H68ZM95 106H96V105H95ZM101 106H102V105H101ZM106 106H107V104H106ZM117 106H118V105H117ZM117 106H116V107H117ZM154 106H155V105H154ZM154 106H153V107H154ZM173 106H174V105H173ZM176 106H177V105H176ZM205 106H207V105H205ZM235 106L237 107L238 105H235ZM247 106H249L248 103H247ZM251 106H252V105H251ZM51 107H52V106H51ZM58 107H59V106H58ZM62 107H66V106H62ZM73 107H74V106H72L71 109H72ZM96 107H97V106H96ZM102 107H103V106H102ZM138 107L140 108L139 104H138ZM145 107H146V106H145ZM153 107H152V108H153ZM200 107H201V106H200ZM211 107H212V104H211ZM227 107H228V106H227ZM236 107H235V108H236ZM238 107H239V106H238ZM261 107H262V106H261ZM39 108H40V107H39ZM74 108H75V110H76V107H74ZM90 108H91V107H90ZM113 108H114V107H113ZM120 108H121V107H119V109H120ZM125 108H126V107H125ZM130 108H131V107H130ZM139 108L137 109V112H138ZM147 108H149V107H147ZM147 108H146V109H147ZM150 108H151V107H150ZM170 108H172V106H171ZM183 108H184V107H183ZM188 108H189V107H188ZM230 108H231V107H230ZM242 108H243L242 110H244V107H242ZM248 108H249V107H248ZM254 108H255V107H254ZM48 109H49V108H48ZM52 109H53V108H52ZM52 109L50 108V110L53 112ZM83 109H84V108H83ZM87 109H88V108H87ZM94 109H95V107H94ZM119 109H118L117 112L121 111V110H119ZM122 109H123L122 111L125 112V111H124V107H123ZM128 109H129V108H128ZM179 109H180V107H179ZM181 109H182V108H181ZM181 109H180V111H181ZM189 109H190V108H189ZM220 109H221V107H220ZM227 109H228V108H227ZM239 109H241V108L239 107ZM239 109H238V111H239ZM250 109H252V108H250ZM61 110H62V109H61ZM65 110H66V109H65ZM88 110H89V109H88ZM88 110H87V111H88ZM97 110H103V109H99V108H97ZM116 110H117V109H115V111H116ZM125 110H126V109H125ZM141 110H142V109H141ZM183 110H184V109H182V111H183ZM212 110H213V109H212ZM214 110H215V109H214ZM236 110H237V109H236ZM242 110H241V112H243ZM245 110L248 111V109H246V107H245ZM262 110H264V109H262ZM34 111H35V110H34ZM51 111H50L49 113H51ZM63 111H64V110H63ZM85 111H86V110H85ZM91 111H92V110H91ZM105 111H107V110H105ZM129 111H131V110L129 109ZM173 111H174V110H173ZM177 111H178V110H177ZM184 111L186 112V109H185ZM191 111H193V110H191ZM215 111H218V110H215ZM220 111H222V110H220ZM233 111H234V108H233ZM238 111H237V113H238ZM42 112H43V111H42ZM77 112H78V111H77ZM101 112H102V111H100V113H101ZM103 112H104V111H103ZM113 112H114L113 110H112V111L110 110L108 113H107V112L105 113V114H108V115H107L108 118H109V117L111 118V120L109 119L110 121H112L114 118H115V119L119 118V117L116 118V114H115V113H117V112H114V113H113ZM134 112H135V111H134ZM137 112H136V114H137ZM204 112H205V111H204ZM209 112L212 113L211 111H209ZM252 112H253V110H252ZM43 113H44V112H43ZM43 113H42V115H43ZM74 113H76V112L74 111ZM89 113H91V112H89ZM89 113H88V114H89ZM92 113H94V112H92ZM97 113H99V112H97ZM120 113H122V112H120ZM131 113H133V112L131 111ZM139 113H141V112L139 111L138 114H139ZM178 113H179V112H178ZM214 113H217V112H214ZM233 113H234V112H233ZM235 113H236V112H235ZM237 113H236V114H237ZM247 113H248V112H247ZM260 113L263 114L262 112H260ZM78 114H79V113H78ZM105 114H104V116H105ZM122 114H123V113H122ZM126 114H127V113H126ZM136 114H135V115H136ZM138 114H137V117H138ZM155 114H156V113H155ZM173 114H175V111L173 112ZM173 114H172V116H173ZM180 114H181V113H180ZM197 114H198V113H197ZM197 114H195V115H197ZM236 114H235V115H236ZM238 114H240V113H238ZM238 114H237V115H238ZM248 114H249V113H248ZM248 114H244V115L246 116V115H248ZM256 114H257V112H256ZM261 114H260V115H261ZM33 115H34V114H33ZM39 115H40L41 118H45L44 120L47 119L46 117H42L41 114H39ZM61 115H62V114H61ZM100 115H103V114L101 113ZM117 115H119V114L117 113ZM132 115H133V114H132ZM132 115H131V116H132ZM139 115H140V114H139ZM182 115H183V114H182ZM214 115H215V114H214ZM217 115H218V113H217ZM235 115H234V116H235ZM244 115H242V116H244ZM249 115H250V114H249ZM249 115H248V118H249ZM252 115H254V114H252ZM260 115H259V116H260ZM45 116H47V115L45 114ZM49 116H50V115H49ZM54 116H55V115H54ZM120 116H122V115L120 114ZM133 116H134V115H133ZM150 116H151V115H150ZM163 116H164V115H163ZM169 116H170V115H169ZM174 116H175V115H174ZM176 116H177V115H176ZM176 116H175V117H176ZM179 116H180V115H179ZM192 116H193V115H192ZM206 116L209 118L208 114H206ZM206 116H205V117H206ZM215 116H216V115H215ZM223 116H224V115H223ZM223 116H222V117H223ZM257 116H258V115H257ZM257 116H256V117H257ZM34 117H35V116H34ZM58 117H59V116H58ZM60 117H61V116H60ZM70 117H71V116H70ZM74 117H75V116H74ZM79 117H80V116H79ZM90 117H91V116H90ZM98 117H100V116L98 115ZM154 117H155V116H154ZM161 117H162V115H161ZM175 117H174V118H175ZM217 117H218V116H217ZM231 117H233V116H231ZM262 117H263V116H262ZM262 117H261V118H262ZM31 118L34 120V118H33L32 116H31ZM31 118H30V119H31ZM55 118H56V117H55ZM72 118H73V117H72ZM76 118H77V116H76ZM104 118H105V117H102V119H104ZM108 118L106 117V120H107ZM125 118H129V116H128V117L126 116ZM135 118H136V117H135ZM135 118L133 117L132 119H135ZM139 118H140V117H139ZM167 118H168V117H167ZM176 118H177V117H176ZM183 118H184V117H183ZM190 118H191V117H190ZM233 118H234V117H233ZM240 118H241V117H240ZM248 118H247V119H248ZM250 118H251V121H252L253 124H255V121H259V119H258L259 117L256 119L255 116H254V118H255L256 120L253 119L252 117H250ZM39 119H40V118H38V120H39ZM52 119H53V118H52ZM84 119H85V118H84ZM89 119H90V118H89ZM91 119H92V118H91ZM91 119H90V120H91ZM115 119H114V120H115ZM123 119H124V117H123ZM132 119H131V120H132ZM148 119H149V118H148ZM185 119H186V118H185ZM205 119H206V118H205ZM205 119H203V121H204ZM237 119H238V118H237ZM36 120H37V119H36ZM44 120H43V121H44ZM74 120H75V119H74ZM80 120H81V119H80ZM86 120H87V119H86ZM106 120H104V122H106ZM118 120H120V119H118ZM118 120H117V121H118ZM126 120H127V119H125V122H127ZM128 120H129V123H130V122H131V121H130V118H129ZM152 120H153V119H152ZM163 120H164V119H163ZM180 120H182V119L180 118ZM187 120H188V118H187ZM189 120H190V119H189ZM189 120H188L189 123H188L187 121H185V122H186V123L184 124V128H185V129H184L183 127H182V129H184V130H186V131H187V130H190V131L193 130V131H195V133H196V129H198V128H196V129H191V126H190V125H193L194 128H195V124H194V123L190 124V121H189ZM191 120H192L191 122H194L195 118H193V119H191ZM212 120H213V119H212ZM224 120H225V119H224ZM227 120H230V121H231L230 118L227 119ZM232 120H233V119H232ZM234 120H235V118H234ZM240 120H241V119H240ZM254 120H255V121H254ZM262 120H263V119H262ZM63 121H64V120H63ZM65 121H66V120H65ZM75 121H77V124H78L79 121H78L77 119H76ZM84 121H85V120H84ZM97 121H99V120L97 119ZM120 121H122V120H120ZM123 121H124V120H123ZM132 121H134V120H132ZM138 121H139V119H137V122H138ZM198 121H199V120H196L195 122H198ZM208 121H209V119H208ZM208 121H207V122H208ZM214 121H216V120H214ZM214 121H213V122H214ZM230 121H229V122H230ZM235 121H236V120H235ZM241 121H242V120H241ZM247 121L249 122L250 120H247ZM247 121H246V122H247ZM251 121H250V122H251ZM260 121H261V120H260ZM28 122H29V121H28ZM34 122L36 123V121H34ZM34 122H33V123H34ZM45 122H49V121L46 120ZM71 122H72V121H71ZM87 122H89V120H88ZM95 122H96V120H95ZM99 122H100V121H99ZM115 122H116V121H115ZM137 122H136V123H137ZM148 122H149V121H148ZM151 122H152V121H151ZM161 122H162V121H161ZM169 122H170V121H169ZM169 122H168V123H169ZM213 122H212V123H213ZM238 122H239V121H238ZM40 123H41V122H40ZM40 123H39V124H40ZM43 123H44V122H43ZM56 123H57V122H56ZM66 123H67V122H66ZM72 123H73V122H72ZM72 123H68V126H69V124L72 125ZM80 123H81V122H80ZM80 123H79V125H80ZM91 123H93V121H92ZM108 123H109V122H108ZM110 123H111V122H110ZM113 123H114V122H112V124H113ZM118 123H119V122H118ZM132 123H133L134 126H135V123H134V122H132ZM138 123H139V122H138ZM146 123H147V121H146ZM146 123H145V125H146ZM201 123H202V122H201ZM208 123H211V121H209ZM208 123H205L204 125H206V124H208ZM217 123H218V122H217ZM221 123H222V122H221ZM223 123H224V122H223ZM233 123H234V122H233ZM233 123H232V124H233ZM252 123H249L248 125L253 126V127H256V125H258V122H256V125H252ZM261 123H262V122H261ZM31 124H32V123H31ZM39 124H38V126L41 125V124H40V125H39ZM46 124H47V123H46ZM53 124H54V123H53ZM85 124H86V123H85ZM105 124H106V123H105ZM114 124H116V123H114ZM114 124H113V125H114ZM120 124H121V123H119V125H120ZM123 124H124V123H123ZM123 124H122V125H123ZM126 124H128V122H127ZM148 124H149V123H148ZM150 124H151V123H150ZM150 124H149V125H150ZM176 124H177V123H176ZM179 124H180V123H179ZM198 124H199V123H198ZM237 124H238V123H237ZM263 124H264V123H263ZM19 125H20V124H19ZM21 125H22V124H21ZM23 125H24V124H23ZM34 125H35V124H34ZM42 125H43V124H42ZM74 125H75V122H74V124H73V127H74V128L71 129L72 126H71L70 128L67 127L68 129H70V131H69V130H66V131H68V132L65 131V133H68V134H69L70 132H72V134H73V131H72V130L75 129V126H74ZM79 125H76L78 129H81V128L83 129V128H84V127H81V126H79ZM88 125H89L88 128L90 129V124H88ZM106 125H107V124H106ZM109 125H110V124H109ZM116 125H118V124H116ZM122 125H120V126L122 127ZM124 125H125V124H124ZM137 125H138V124H137ZM145 125H144V127L141 126L142 129L145 128ZM155 125L157 126L156 123H155ZM161 125H162V123L160 124V126H161ZM174 125H175V124H174ZM196 125H197V124H196ZM200 125H201V124H200ZM202 125H203V124H202ZM211 125H212V124H211ZM216 125H217V124H216ZM228 125H229V124H227V126H228ZM233 125H234V124H233ZM238 125H239V124H238ZM240 125H241V124H240ZM243 125H244V123H243ZM248 125L245 126L244 128L246 129V127H248ZM259 125H260V122H259ZM259 125H258V126H259ZM31 126H32V125H31ZM35 126H37V125H35ZM51 126H54V125L51 124ZM58 126H60V125H58ZM78 126H79V127H78ZM94 126H96V125H94ZM100 126H101V125H100ZM102 126H103V125H102ZM107 126H108V125H107ZM107 126H104V127L106 128ZM111 126H112V125H111ZM127 126H128V125H127ZM131 126H132V124H131ZM146 126H148V125H146ZM162 126H163V125H162ZM197 126H198V125H197ZM207 126H208V125H207ZM225 126H226V124H225ZM235 126H236V125H235ZM250 126H249V128L252 129L253 127H250ZM258 126H257V127H258ZM19 127H22V126H19ZM43 127H44V126H43ZM43 127H42V128H43ZM48 127H50V126H48ZM60 127H61V126H60ZM60 127H59V128H60ZM85 127H86V125H85ZM92 127H93V126H92ZM104 127H103V128H104ZM108 127H109V126H108ZM117 127H118V130H119L120 127H119V126H117ZM124 127H125V126H124ZM132 127H133V126H132ZM135 127H136V126H135ZM170 127H171V126H170ZM199 127H201V126H199ZM204 127H206V126H204ZM238 127H239V126H238ZM241 127H242V126H241ZM257 127H256V128H257ZM54 128H56V127H54ZM64 128H65V127H64ZM77 128H76V129H77ZM93 128H94V127H93ZM96 128H97V127H96ZM98 128H99V127H98ZM100 128H101V127H100ZM109 128H110V127H109ZM109 128H107V129H109ZM137 128H138V127H137ZM147 128H149V127H147ZM147 128H146V129H147ZM150 128H154V127H150ZM150 128H149L148 130H150ZM164 128H165V127H164ZM175 128H176V127H175ZM202 128H203V127H202ZM207 128H208V127H207ZM225 128H226V127H225ZM225 128H223V130H224ZM230 128H231V127H230ZM230 128H229V129H230ZM244 128H242V129H244ZM249 128H248V129H249ZM256 128H254L253 130H255ZM43 129H44V128H43ZM86 129H87V128H86ZM101 129H102V128H101ZM111 129H112V128H111ZM120 129H121V128H120ZM133 129H134V127H133ZM208 129H209V128H208ZM215 129H216V128H215ZM215 129H214V130H215ZM231 129H232V128H231ZM239 129H240V128H239ZM38 130H39V129H38ZM63 130H64V129H63ZM84 130H85V129H84ZM115 130H116V129H115ZM122 130H126V131H128L126 128H125V129H122ZM122 130H121L120 132H122ZM129 130H130V129H129ZM161 130H163V129H161ZM166 130H167V129L165 128V130H163V131H166ZM171 130H172V131H170V132H173V129H171ZM184 130H182V131L179 130V131L185 133L186 131H184ZM201 130H202V129H201ZM237 130H238V129H237ZM240 130H241V129H240ZM249 130H250V129H249ZM261 130H263V129H261ZM44 131L47 132L48 130L46 129V130H44ZM57 131H58V129H57ZM74 131H75V130H74ZM79 131H80V130H79ZM79 131H78V132H79ZM85 131H86V130H85ZM101 131H102V130H101ZM104 131H105V130H104ZM107 131H109V130H107ZM107 131H106V132H107ZM112 131H113V130H112ZM140 131H141V130H140ZM140 131L138 130V133H140ZM167 131H168V130H167ZM167 131H166L165 133H167ZM176 131L178 132V130H176ZM203 131H204V128H203ZM212 131H213V130H212ZM219 131H220V130H218V132H219ZM231 131H232V130H231ZM255 131H256V130H255ZM78 132H77V133H78ZM93 132H94V131H93ZM99 132H100V131H99ZM123 132L127 134V132H125V131H123ZM141 132H143V130H142ZM148 132H149V131H148ZM160 132H161V131H160ZM168 132H169V131H168ZM170 132H169V133H170ZM187 132H188V131H187ZM197 132H198V131H197ZM205 132H206V131H205ZM209 132H210V131H209ZM236 132H237V131H236ZM243 132H244V131H243ZM252 132H253V131H252ZM252 132H251V133H252ZM41 133H42V132H41ZM43 133H44V132H43ZM51 133H55V131L53 132V130H52ZM59 133H60V132H59ZM59 133H58V134H59ZM62 133H63V131H62ZM62 133H61V134H62ZM65 133H64V134H65ZM75 133H76V132H75ZM77 133H76V135H77ZM101 133H102V132H101ZM118 133H119V132H118ZM124 133H123V134H124ZM175 133H176V132H175ZM184 133H183V134H182V133H179V134L184 135ZM189 133H191V132H188V134H189ZM211 133H212V132H211ZM246 133H248V132H245V134H246ZM256 133H257V132H256ZM64 134H62V135H64ZM68 134H67V135L65 134L66 137H69ZM81 134H82V133H81ZM111 134H112V133H111ZM140 134H141V133H140ZM143 134H144V135H143ZM143 134H142V135L145 136V134H148V133H145V131H144ZM170 134H172V133H170ZM198 134H199V133H198ZM198 134H196V135H198ZM240 134H241V133H240ZM257 134H258V133H257ZM48 135H49V134H47V135H45V136H48ZM53 135H54V134H53ZM65 135H64V136H65ZM69 135H70V137H72L71 134H69ZM109 135H110V134H109ZM120 135H122V134H120ZM132 135H133V134H132ZM142 135H141V136H142ZM189 135H190V134H189ZM250 135H251V134H250ZM261 135H262V134H261ZM102 136H104V133H103ZM102 136L100 135V138H103ZM126 136H127V135H125V138H126ZM166 136H167V135H166ZM166 136H165V137H166ZM173 136H174V137L176 136V138H178L177 135L174 134V133H173ZM178 136H179V135H178ZM191 136H192V135H191ZM216 136H217V135H216ZM251 136H252V135H251ZM254 136H255V134H254ZM256 136H257V135H256ZM60 137H61V135H60ZM73 137H76V136H73ZM73 137L70 138V139H69V138H67V139H69V140L74 139ZM104 137H106V135H105ZM131 137H132V139H135L136 142H137V141H138V138H139V134H135V135H133V136H131ZM146 137L149 138L148 136H146ZM146 137H144V138H146ZM185 137H186V136H185ZM189 137H190V136H189ZM197 137H198V136H197ZM197 137H196V138H197ZM223 137H224V136H223ZM223 137H221V138H223ZM243 137H244V136H243ZM47 138H49V137H47ZM50 138H51V137H50ZM54 138H55V137H54ZM54 138H53V139H54ZM79 138H80V137H79ZM81 138H82V137H81ZM88 138H89V137H87V139H88ZM109 138H110V137H109ZM109 138H108V139H109ZM117 138H118V137H117ZM136 138H137V139H136ZM140 138H141V137H140ZM144 138H141V140L144 139ZM170 138H171V137H170ZM183 138H184V137H183ZM227 138H228V137H227ZM247 138H249V136H248ZM257 138H258V137H257ZM55 139H56V138H55ZM61 139H62V138H61ZM63 139H64V138H63ZM103 139H104V138H103ZM103 139H102V140H103ZM114 139H115V138H114ZM127 139H128V138H126V141H127ZM129 139L131 140L130 137H129ZM165 139H166V138H165ZM165 139H164V140H165ZM178 139H179V138H178ZM194 139H195V138H194ZM225 139H226V138H225ZM251 139H252V138H251ZM261 139H263V138H261ZM57 140H58V139H57ZM80 140H81V139H80ZM93 140H94V139H93ZM99 140H100V139H99ZM135 140H131V141H134V142H131V143L136 144ZM167 140H169V139H167ZM174 140H176V139H174ZM174 140H173V141H174ZM185 140H187V139H185ZM189 140H190V139H189ZM192 140H193V139H192ZM202 140H203V139H202ZM214 140H215V139H214ZM54 141H55V143H56V142L58 143V141H56V140H54ZM60 141H61L62 143H64V144H57V145L59 146V151H60V152H59V153H56V155H55L56 157L53 156L49 161L46 160V161H48V164H45V162H42L41 164L39 163V164H40L39 166H41V165L43 166V165H44V166H46V167H47L49 164L54 163V164H55V167H53V166H52V167L54 168L55 171L57 170V172L53 173V175H52L53 170H52V171L50 170L51 172H48L50 168L48 169V171L46 170V172H47V173H46L44 170H42V168H41V170H42V172H41V170H39L40 168L38 169L39 166L36 167V166L33 165V164H37V162H38V160H36V159L38 158L36 154H35V155H36V159H34V157L31 156V157H33L32 159H34L33 161H31V160H32L31 158H30L31 160L28 159L29 157L27 158L28 161L24 158L25 161H24V160H23V161H24V162L27 161V162L25 163V164H27L26 167H25V164L21 163V161H20V160H21L20 156H16L15 153L18 151L17 149H16L15 153L12 152V153L15 154L14 157H11L10 155H9V157H11V158H12L14 161H16V162L20 161V163H18V165L21 166V165L23 164L24 168H28V167H27L28 165L30 166V167H29V170H28V171H27V170L25 171L26 173L28 172V173H27V176H29L28 179H30V177H31V179H32V178H37V177L39 176V175H38L39 173H41L39 177H41V175H42V176H44V178L46 179L45 176H46V175H49V173H50V175H52V177L55 176L54 178L57 179L56 181H58V180L64 181V178H62V177H65V175L67 176L68 173L70 174V173L72 172V170H70L71 172H69V171H66L65 168H63L64 165H62V163H61L62 161L60 160V157H61L62 155H64V153H66V149H67V150L69 149L68 146H69L70 144H71V146L73 147V143H74L73 141H74V140H73V141L71 140L70 142L68 141V142H69V145H68V142H67L66 139H65L64 142H63L62 140H60ZM111 141H114V140H111ZM128 141H129V140H128ZM139 141H140V139H139ZM143 141H144V140H143ZM143 141H141V142H143ZM247 141H248V140H247ZM250 141L252 142V140H250ZM16 142H17V141H16ZM52 142H53V141H52ZM65 142H67V144H66ZM75 142H76V141H75ZM77 142H78V141H77ZM86 142H87V141H86ZM104 142H107V141L105 140ZM141 142H139V143H141ZM159 142H160V141H159ZM162 142H163V141H162ZM164 142H166V141H164ZM175 142H177V141H175ZM204 142H206V141H204ZM211 142H212V141H211ZM213 142H215V141H213ZM244 142H245V141H244ZM257 142H258V141H257ZM257 142H256V143H257ZM6 143H7V142H6ZM8 143H9V142H8ZM21 143H22V142H21ZM92 143H93V142H92ZM100 143H101V142L98 141L97 145L100 144ZM108 143H109V142H108ZM126 143H127V142H126ZM128 143H129V142H128ZM139 143H137V144L139 145ZM166 143H167V142H166ZM182 143L184 144V143H186V141H185V142H182ZM197 143H198V142H197ZM223 143H225V142H223ZM223 143H221V144H223ZM254 143H255V141H254ZM15 144H17V143H15ZM15 144H14V146H15ZM89 144H90V143H89ZM95 144H96V142H95ZM133 144H132V146H133ZM142 144L145 145V143H142ZM158 144H159V143H158ZM212 144H213V143H211V145H212ZM240 144H241V143H240ZM252 144H253V143H252ZM261 144H263V142H262ZM3 145H4V144H3ZM3 145L0 146V151H3L4 149H2V148H4V146H6V144H5L4 146H3ZM9 145H12V144H9ZM49 145H50V144H49ZM55 145H56V144H55ZM104 145H105V144H104ZM106 145H107V144H106ZM106 145H105V146H106ZM110 145H111V143H110ZM126 145H127V144H126ZM160 145H161V144H160ZM160 145H159V146H160ZM169 145H172V144H169ZM169 145H168V146H169ZM177 145H178V144H177ZM179 145H180V147H181V144H179ZM179 145H178V146H179ZM194 145H196V144H194ZM197 145H198V144H197ZM218 145H219V144L217 143V145H216V146L213 145V147L216 148ZM249 145H250V144H249ZM249 145H248V147L251 148V146H249ZM256 145H257V144H256ZM7 146H8V145H7ZM18 146H19V145H18ZM22 146H23V144H22ZM52 146H53V145L51 144V147H52ZM58 146H57V147H58ZM78 146H79V145H78ZM95 146H96V145H95ZM120 146H121V145H120ZM129 146H130V145H129ZM129 146H128V147H129ZM139 146H141V145H139ZM145 146H147V145H145ZM174 146H175V145H174ZM200 146H201V145H200ZM206 146H207V145H206ZM221 146H222V145H221ZM221 146H219L218 148L220 149ZM16 147H17V146H16ZM48 147H49V146H48ZM72 147H71V150H72ZM83 147H84V146H83ZM89 147H90V145H89ZM133 147H134V146H133ZM133 147H132V148H133ZM180 147H179V148H180ZM182 147H183V146H182ZM196 147H197V146H196ZM207 147H208V146H207ZM211 147H212V146H211ZM211 147H209V148H211ZM239 147H241V145H240ZM245 147H246V145H245ZM255 147H256V146H255ZM25 148H27V147H25ZM52 148H53V147H52ZM101 148H102V147H97V148H96V147H94V145H93L92 148H91L92 151L89 150V153H90V152H92V153L94 152V153H93L94 155L91 154V156L95 157V156L99 155V152H102V151H101ZM103 148H104V146H103ZM115 148H116V147H115ZM122 148H123V147H122ZM124 148H126V147H124ZM124 148H123V149H124ZM136 148H137V147H136ZM166 148H167V147H166ZM185 148H186V147H185ZM223 148H224V147H223ZM252 148H253V147H252ZM259 148H260V146L257 147V149H259ZM1 149H2V150H1ZM29 149H30V148H29ZM55 149H56V148H55ZM77 149H78V148H77ZM79 149H80V148H79ZM94 149H95V150H94ZM169 149H170V147H169ZM200 149H201V148H200ZM219 149H217V150H219ZM227 149L230 150L229 146H228ZM244 149L247 150V148H244ZM7 150H8V148L5 149L6 152H7ZM21 150H22V149H21ZM26 150H27V149H26ZM26 150H25V151H26ZM75 150H76V149H75ZM75 150H73L72 153H76V152L78 151V150H76V152H74ZM102 150H103V149H102ZM105 150H106V147H105V149H104V152H105ZM108 150H109V149H108ZM115 150H116V149H115ZM132 150H133V149H132ZM134 150H135V149H134ZM144 150H146V149H144ZM174 150H176V149H174ZM174 150L171 151V152H174ZM177 150H178V149H177ZM197 150H198V149H197ZM213 150H215V149H212L211 151H213ZM222 150H223V149H222ZM222 150H220V152H221ZM229 150H228V151H229ZM253 150H254V149H253ZM12 151H14V149H13ZM19 151H20V150H19ZM23 151H24V148H23ZM27 151H28V150H27ZM34 151H35V150H34ZM57 151H58V150H57ZM117 151H119V150H117ZM121 151H123V150L121 149ZM125 151H126V150H125ZM200 151L203 152V150H200ZM200 151H199V152H200ZM223 151H224V150H223ZM243 151H245V150H243ZM251 151H252V150H251ZM251 151H250V152H251ZM70 152H71V151H70ZM81 152H82V151H81ZM81 152H80V153H81ZM114 152H115V151H114ZM146 152H147V150H146ZM176 152H177V151H176ZM176 152H175V153H176ZM179 152H180V151H179ZM184 152H185V151H184ZM193 152H194V151H193ZM197 152H198V151H197ZM1 153H2V152H0V154H1ZM17 153H18V152H17ZM19 153H20V152H19ZM24 153H25V152H24ZM34 153H35V152H34ZM48 153H49V152H48ZM67 153H68V152H67ZM72 153H70V155H72ZM116 153H117V152H116ZM121 153H122V152H121ZM143 153H144V152H143ZM175 153H174V154H175ZM181 153H182V152H181ZM195 153H196V152H195ZM213 153H214V152H213ZM222 153H223V152H222ZM222 153H221V154H222ZM226 153H227V152H226ZM253 153H254V152H253ZM257 153H258L259 155H261V156H257V157L259 158V161L261 160V162L264 163V155H263V154H264V149H263V148H260L259 152H257ZM3 154H4V152H3L1 155H3ZM6 154H7V153H6ZM45 154H46V153H45ZM45 154H44V155H45ZM57 154H58V155H57ZM113 154H114V153H113ZM133 154H134V153H133ZM192 154H193V153H192ZM204 154H205V153H204ZM231 154H232V152H231ZM1 155H0V156H1ZM7 155H8V154H7ZM18 155H19V154H18ZM21 155H22V154H21ZM25 155H26V154H25ZM31 155H32V154H31ZM44 155H43V156H44ZM66 155H68V154H65V156H66ZM74 155H75V154H74ZM83 155H84V154H83ZM83 155H81V156H83ZM89 155H90V154H89ZM104 155H105V154H104ZM121 155H122V154H121ZM131 155H132V154H131ZM168 155H169V154H168ZM175 155H176V154H175ZM175 155H174V156H175ZM180 155H181V154H180ZM216 155L218 156V153H217ZM229 155H230V154H229ZM240 155H241V154H240ZM240 155H239V157H240ZM247 155H248V154H247ZM253 155H257V154H253ZM5 156H6V155H5ZM5 156H4V157H5ZM177 156H179V155L177 154ZM196 156H197V155H196ZM242 156H244V155H242ZM248 156H249V155H248ZM21 157H22V156H21ZM46 157H47V156H46ZM66 157H67V156H66ZM68 157H69V156H68ZM74 157H75V156H74ZM79 157H80V155H79ZM89 157H90V156H89ZM93 157H90V158L93 159ZM99 157H100V156H99ZM109 157H110V155H109ZM118 157H119V156H118ZM131 157H132V156H131ZM138 157H139V156H138ZM143 157H144V156H143ZM167 157H168V156H167ZM172 157H173V156H172ZM172 157H171V158H172ZM180 157H181V156H180ZM180 157H179V158H180ZM184 157H185V155H184ZM186 157H187V156H186ZM197 157H198V156H197ZM226 157H227V156H226ZM255 157H256V156H255ZM11 158H10V160H6V161H7V165H8V164L10 163V161L12 160ZM41 158H42V157H41ZM49 158H50V157H49ZM62 158H63V157H62ZM62 158H61V159H62ZM64 158H65V157H64ZM81 158H82V157H80L79 159H81ZM119 158H120V157H119ZM123 158H124V157H123ZM125 158H126V157H125ZM175 158H176V157H174V158H172V159H175ZM208 158H209V157H208ZM213 158H214V157H213ZM227 158H228V157H227ZM229 158H230V157H229ZM242 158H244V157H242ZM250 158H251V156H250ZM5 159H6V158H5ZM5 159H2V160L5 161ZM7 159H8V158H7ZM42 159H44V158H42ZM45 159H46V158H45ZM45 159H44V160H45ZM65 159H66V158H65ZM74 159H76V158H74ZM74 159H73V160H74ZM82 159H83V158H82ZM139 159H140V158H139ZM146 159H148V158H146ZM164 159H165V158H164ZM166 159H167V158H166ZM168 159H169V158H168ZM210 159H211V158H210ZM232 159H233V158H232ZM234 159H235V158H234ZM239 159H241V158H239ZM247 159H249V158L246 157V160H247ZM251 159H252V158H251ZM35 160H36L37 162H35ZM44 160H41V161H44ZM69 160H70V159H69ZM126 160H128V159H126ZM157 160H158V159H157ZM157 160H155V161L157 162ZM180 160H181V159H180ZM193 160H194V159H193ZM197 160H198V159H197ZM211 160H212V159H211ZM211 160H210V162H212ZM223 160H225V159H223ZM223 160H222V161H223ZM252 160H253V159H252ZM254 160H257V159L254 158ZM254 160H253V161H254ZM0 161H1V160H0ZM30 161H31V162H30ZM41 161H40V162H41ZM64 161L67 162L68 160H64ZM82 161H83V160H82ZM140 161H142V160H140ZM143 161H145V160H143ZM148 161H149V159H148ZM151 161H152V160H151ZM153 161H154V159H153ZM166 161H167V160H166ZM174 161H175V160L170 161V162H171L170 164L173 165L172 163H173ZM208 161H209V160H208ZM208 161H207V159H206V161H205V163H203V165L206 166V165H205L206 162H207V163H210V162H208ZM217 161H219V160H217ZM239 161H240V160H239ZM247 161H250V159L247 160ZM28 162H29V163H28ZM33 162H34V163H33ZM69 162H70V161H69ZM85 162H86V161H85ZM112 162H113V161H112ZM114 162H115V161H114ZM123 162H124V161H123ZM123 162H121V163L123 164ZM130 162H131V161H130ZM156 162H154V163L156 164ZM190 162H191V160H190ZM194 162H195V161H194ZM194 162H193V163H194ZM226 162H227V161H226ZM243 162H244V161L242 160V163H243ZM251 162H252V161H250V163H251ZM32 163H33V164H32ZM63 163H64V162H63ZM106 163H107V161H106ZM106 163H105V165H106ZM110 163H111V162H110ZM116 163H118V162H116ZM141 163H142V162H140L139 165H141ZM144 163H145V162H144ZM160 163H161V164H160ZM167 163H168V162H167ZM167 163L162 162V161H159V164H160L161 166L163 165V167H164V166H167ZM175 163H176V162H175ZM180 163H181V162H180ZM191 163H192V162H191ZM191 163H190V164H191ZM198 163H199V162H198ZM198 163H197V164H198ZM218 163H219V162H218ZM218 163H216L215 161H213L212 164H211V165H212V166H211V169H212V167H213V164H218ZM227 163H228V162H227ZM229 163H230V162H229ZM246 163H247V162H246ZM0 164H1V163H0ZM10 164H11V163H10ZM54 164H51V165H54ZM70 164H71V163H70ZM70 164L67 163V166H66V167L69 168V169H72V168H73L72 166L68 167ZM73 164H74V163H72V165H73ZM99 164H100V162H99ZM99 164H98V165H99ZM118 164H119V163H118ZM133 164H134V163H133ZM159 164H158V165H159ZM170 164H169V165H170ZM190 164H189V165H190ZM232 164H233V163H232ZM247 164H248V163H247ZM257 164H258V163H257ZM16 165H17V163H15L14 166L12 165V166H13V167L11 166L12 168L8 165V166H9L8 168H11V172H10V174H9L8 170H7V171L4 170L5 172H8V174H9L7 177H10V176H11L9 180H12V179H13L12 177H15V176L18 177L19 169H17L18 167H15ZM31 165H32V166H31ZM94 165H95V164H94ZM94 165H93V166H94ZM101 165H102V164H101ZM144 165H145V164H144ZM152 165H154V164H152ZM160 165H159V166H160ZM171 165H170V166H171ZM176 165H177V163H176ZM192 165H193V164H191V166H192ZM199 165H200V164H198V166H196V167H199ZM208 165H210V164H207V166H208ZM243 165H244V164H243ZM44 166H43V167H44ZM73 166H75V165H73ZM106 166H107V165H106ZM106 166H105V167H106ZM150 166H151V165H150ZM150 166H149V167H150ZM159 166H158V167H159ZM161 166H160V169L162 170ZM170 166H169V167H170ZM173 166H174V165H173ZM182 166H183V165H182ZM191 166H190V167H191ZM207 166H206V167H207ZM215 166H217V165H215ZM218 166H220V165H218ZM222 166H223V165H222ZM225 166H226V165H224V168H225ZM229 166H230V164H229ZM239 166H240V164H239ZM241 166H242V165H241ZM245 166H246V165H245ZM263 166H264V165H263ZM3 167H4V165H3ZM5 167H7V166H5ZM49 167H51V166L49 165ZM52 167H51V168H52ZM76 167H77V166H76ZM83 167H84V166H83ZM91 167H92V166H91ZM101 167H102V166H101ZM108 167H110V166L108 165ZM112 167H113V165H112ZM122 167H123V166H122ZM125 167H126V166H125ZM147 167H148V166H147ZM153 167H156V166H153ZM158 167H157V168H158ZM171 167H172V166H171ZM174 167H175V166H174ZM183 167H184V166H183ZM187 167H188V166H187ZM187 167H186V168H187ZM194 167H195V165H194ZM194 167H191V168H194ZM196 167H195L194 169H196ZM200 167H201V166H200ZM200 167H199V168H200ZM220 167H221V166H220ZM252 167H253V166H252ZM1 168H2V167H1ZM1 168H0V169H1ZM8 168H7V169H8ZM47 168H48V167H47ZM55 168H56V169H55ZM85 168H86V167H85ZM96 168H97V167H96ZM103 168H104V167H103ZM136 168H137V167H136ZM144 168H145V167H144ZM151 168H152V166H151ZM164 168H166V167H164ZM202 168H203V167H201V169H202ZM213 168H214V167H213ZM218 168H219V167H218ZM226 168H227V167H226ZM247 168H248V167H246L245 169H247ZM249 168H250V167H249ZM249 168H248V170H249ZM20 169H21V168H20ZM43 169H45V168H43ZM77 169H78V167H77ZM108 169H109V168H108ZM108 169H107V170H108ZM110 169H111V168H110ZM114 169H115V168H114ZM116 169H117V168H116ZM119 169H121V168H119ZM160 169H159V170H160ZM178 169H179V168H178ZM194 169H192V170H194ZM197 169H198V168H197ZM197 169H196V170H197ZM204 169H206V168L204 167V168H203V171H204ZM220 169L223 170V168H220ZM220 169H218V170H220ZM229 169H230V168H229ZM251 169H252V168H251ZM74 170H76V168H74L73 171H74ZM81 170H83V169H81ZM81 170H80V171H81ZM103 170H104V169H103ZM107 170H106V171H107ZM117 170H118V169H117ZM149 170H150V168H149ZM152 170H155V169L152 168ZM167 170H168V172L170 173V171H169L168 168L165 169L164 171H167ZM176 170H177V169H176ZM176 170H175V172H176ZM216 170H217V169H216ZM233 170H234V169H233ZM233 170H232V172H233ZM0 171H1V170H0ZM80 171H78V172L80 173ZM89 171H90V170H89ZM91 171H92V170H91ZM99 171H100V170H99ZM108 171H109V170H108ZM112 171H113V170H112ZM112 171H111V172H112ZM121 171H123V170H121ZM132 171H133V170H132ZM139 171H140V170H139ZM141 171H142V169H141ZM141 171H140V172H141ZM143 171H144V170H143ZM150 171H151V170H150ZM164 171H163V172H164ZM171 171H172V173H173V170H171ZM185 171H186V170H185ZM194 171H195V170H194ZM197 171H198V170H197ZM199 171H200V170H199ZM249 171L251 172V170H249ZM249 171H248V172H249ZM21 172H22V173H21ZM21 172H20L21 175H19L18 178H21L20 176H22V174H23L24 176H25V174H26V173L24 174V172H23L22 169H21ZM103 172H104V171H103ZM111 172H109V173H111ZM117 172H118V171H117ZM140 172H139V173H140ZM145 172H146V171H145ZM187 172H188V170H187ZM187 172H186V174H187ZM189 172H190V171H189ZM200 172H201V171H200ZM212 172H213V169H212ZM217 172H218V171H217ZM228 172H229V171H227V172L225 171V173H226L227 176L230 174V173H228ZM246 172H247V170H246ZM253 172H254V171H253ZM256 172H257V171H256ZM42 173L45 174V175H43ZM66 173H67V174H66ZM73 173H76V174H77V171H75V172H73ZM97 173H98V172H97ZM99 173H100V172H99ZM101 173H102V172H101ZM123 173H124V172H123ZM137 173H138V172H137ZM141 173H142V172H141ZM141 173L138 174V176H139V177H138V178H139L138 180H139V181H140V178H141L140 175H142ZM146 173H147V174H146ZM146 173H144V174H145V175H148V172H146ZM149 173H150V172H149ZM165 173H166V172H165ZM244 173H245V172H244ZM0 174H1V172H0ZM91 174H93V173H91ZM91 174H90V175H91ZM102 174H103V173H102ZM104 174H105V173H104ZM118 174H119V172H118ZM134 174H135V173H134ZM174 174H175V173H174ZM179 174H181V173H179ZM186 174H185V175H186ZM192 174H194V173H192ZM199 174H200V173H199ZM222 174H223V172H222ZM245 174H246V173H245ZM247 174H248V173H247ZM251 174H253V173L251 172ZM257 174H258V173H257ZM260 174H261V173H260ZM2 175H4V174H3V171H2ZM14 175H15V176H14ZM70 175H71V174H70ZM78 175H79V174H78ZM83 175H84V174H83ZM83 175H79V176H83ZM87 175H88V174H87ZM87 175H86V176H87ZM97 175H100V174H97ZM110 175H111V174H110ZM132 175H133V174H132ZM149 175H150V174H149ZM149 175H148V176H149ZM183 175H184V174H183ZM230 175H231V174H230ZM5 176H6V174H5ZM79 176H78V177H79ZM86 176H85V177H86ZM91 176H92V175H91ZM115 176H116V175H115ZM121 176H122V175H121ZM135 176H136V174H135ZM142 176H143V175H142ZM150 176H151V175H150ZM150 176H149V177H150ZM155 176H156V174H155ZM162 176H163V175H162ZM164 176H166V175H164ZM244 176H246V175H244ZM244 176H243V177H244ZM260 176H261V175H260ZM3 177H4V176H3ZM3 177H2V178L0 177V188H1V187H6V185H8V184L5 182L6 180L3 179ZM16 177H15V178H16ZM52 177H51V178L48 177V179L50 178V179H49L50 181H48L49 183H51L52 181H54V180L51 181ZM70 177L72 178L73 176H69V178H70ZM92 177H93V176H92ZM110 177H112V176H110ZM136 177H137V176H136ZM144 177H145V176H144ZM234 177H235V176H234ZM246 177H247V176H246ZM261 177H262V176H261ZM11 178H12V179H11ZM15 178H14V179H15ZM26 178H27V177H26ZM26 178H25V177L22 178V181H24L23 183H26V181H25ZM54 178H53V179H54ZM69 178L67 177L66 179H69ZM79 178H80V177H79ZM81 178H82V177H81ZM90 178H91V177H90ZM90 178H89V179H90ZM119 178H120V177H119ZM119 178H118V179H119ZM160 178H161V177H160ZM167 178H168V177H167ZM227 178H228V177H227ZM14 179H13V180H14ZM84 179H85V178H84ZM87 179H88V178H87ZM91 179H92V178H91ZM99 179H100V178H99ZM111 179L113 180L114 178L112 177ZM145 179H146V178H145ZM157 179H158V177H157ZM183 179H184V178H183ZM240 179H241V178H240ZM19 180H21V179H19ZM78 180H79V179H78ZM101 180H102V179H101ZM132 180H133V179H132ZM136 180H137V179H136ZM138 180H137V181H138ZM141 180H142V178H141ZM159 180L161 181L162 178L159 179ZM163 180H164V179H163ZM174 180H175V178H174ZM185 180H188V179H185ZM191 180H192V179H191ZM233 180H234V179H233ZM238 180H239V179H238ZM244 180H245V179H244ZM244 180H243V181H244ZM252 180H254V179H252ZM14 181H15V180H14ZM30 181H31V180H30ZM32 181H33V180H32ZM32 181H31V182H32ZM46 181H47V179H46ZM46 181H45V182H46ZM61 181H59V182H61ZM66 181H67V180H66ZM66 181H64V184L68 182V181H67V182H66ZM69 181H70V179H69ZM74 181H75V179H74ZM76 181H77V180H76ZM76 181H75L74 183H76ZM109 181H110V180H109ZM113 181H114V180H113ZM115 181H116V180H115ZM137 181H136V182H137ZM160 181H159V182H160ZM175 181H177V180H175ZM183 181H184V180H183ZM235 181H236V180H235ZM245 181H247V180H245ZM255 181H256V180H254L253 182H255ZM10 182L12 183V181H10ZM17 182H18V181H17ZM20 182H21V181H20ZM27 182H28V181H27ZM45 182H43V183H45ZM72 182H73V181H72ZM81 182H82V181H81ZM85 182H86V181H85ZM118 182H120V181H117V183H118ZM134 182H135V181H134ZM141 182H142V181H141ZM163 182H165V181H162V183H163ZM178 182L180 183V181H178ZM248 182H249V181H248ZM257 182H258V181H257ZM11 183H10V184H11ZM54 183H55V182H54ZM90 183H91V182H90ZM97 183H98V181H97ZM130 183H131V182H130ZM171 183H172V182H171ZM173 183H174V182H173ZM222 183H223V182H222ZM47 184H48V183H47ZM55 184H56V183H55ZM68 184H69V183H68ZM93 184H94V183H93ZM108 184H109V183H108ZM108 184H106V185L109 186ZM135 184H136V183H135ZM138 184H139V183H138ZM167 184H168V183H167ZM223 184H224V183H223ZM235 184H236V183H235ZM258 184H259V183H258ZM15 185H16V184H15ZM15 185H14V186H15ZM27 185H28V184H26V186H27ZM31 185H33V184H31ZM41 185H42V184H41ZM49 185H52V183L49 184ZM53 185H54V184H53ZM70 185H71V184H70ZM110 185H112V184H110ZM164 185H165V184H164ZM189 185H190V184H189ZM247 185H248V184H247ZM247 185H246V186H247ZM46 186H47V185H46ZM56 186H57V184H56ZM74 186H75V185H74ZM87 186H88V185H87ZM95 186H96V185H95ZM107 186H106V187H107ZM117 186H118V185H117ZM160 186H162V185H160ZM249 186H250V184H249ZM251 186H253V185H251ZM251 186H250V187H251ZM23 187H24V186H23ZM53 187H55V186H53ZM68 187H69V186H68ZM84 187H85V186H84ZM99 187H100V186H99ZM99 187H96V188L94 187V189L91 188V189H88V190H85V188H83V189H81V190H83V192H82L81 194H79V193H80V191H79V193H77V194H79L78 196H81V197H82V196L84 197L83 194H86V197L89 196V195H92V196H94V197H98V198H97L98 200H99V199L101 200L102 197H105L106 195H109V194L107 193L106 195H104L105 192L107 191V189H104V190H103L102 188H99ZM103 187H104V186H103ZM106 187H105V188H106ZM115 187H116V186H115ZM115 187H114V188H115ZM121 187H122V186H121ZM163 187H164V186H163ZM165 187H166V186H165ZM197 187H198V186H197ZM200 187H201V185H200ZM222 187H223V185H222ZM239 187H240V186H239ZM247 187H248V186H247ZM8 188H9V187H8ZM10 188H11V187H10ZM17 188H18V189H21L19 186H18ZM27 188H28V187H27ZM33 188H34V187H33ZM40 188H43V187L40 186ZM40 188H39V189H40ZM55 188H57V187H55ZM65 188H67V187H65ZM109 188H110V187H109ZM128 188H129V186H128ZM168 188H170V187H168ZM232 188H233V186H232ZM243 188H244V187H243ZM245 188H246V187H245ZM15 189H16V187L13 188V190H15ZM36 189H37V188H36ZM45 189H46V188H45ZM62 189H63V188H62ZM124 189H125V188H124ZM158 189H159V188H158ZM223 189H224V188H223ZM225 189H226V188H225ZM233 189H234V188H233ZM235 189H236V188H235ZM235 189H234V190H235ZM246 189H247V188H246ZM250 189H251V188H250ZM254 189H255V188H254ZM261 189H262V188H261ZM2 190L4 191L3 188H2ZM6 190H7V187H6ZM8 190H9V189H8ZM10 190H11V189H10ZM43 190H44V188H43ZM50 190L52 191V188H51ZM60 190H61V189H60ZM66 190H67V189H66ZM71 190H73V189H71ZM76 190H77V189H76ZM161 190H162V189H161ZM231 190H232V189H231ZM11 191H12V190H11ZM19 191H20V190H19ZM22 191L24 192L23 189H22ZM34 191H35V190H34ZM69 191H70V190H69ZM77 191H78V190H77ZM248 191H249V190H248ZM36 192H37V190H36ZM48 192H49V190H48ZM61 192H62V190H61ZM75 192H76V191H75ZM111 192H112V191H111ZM111 192H110V194H111ZM127 192H128V191H127ZM237 192H238V188H237ZM250 192H251V191H250ZM252 192H253V191H252ZM252 192H251V193H252ZM7 193H9V192H7ZM10 193H11V192H10ZM21 193H22V192H20V195L17 194V196H19V199H20V197L26 196V194L23 195L24 193H22V195H21ZM50 193H51V192H50ZM66 193H67V192H66ZM163 193H164V192H162V194H163ZM199 193H200V191L198 192V194H199ZM222 193H223V192H222ZM231 193H235V194H236V192H231ZM239 193H241V192H239ZM2 194H5V193H2ZM11 194H12V193H11ZM11 194H10V196H11ZM69 194H71V193L69 192ZM87 194H89V195H87ZM112 194H113V193H112ZM194 194H195V193H194ZM6 195H8V194H6ZM41 195L44 196L43 199H42V196L40 197L39 193H38V194H35V193H34V194H32V195H29V198H27V199L25 198V200H24V203H26L25 205H27L28 212H29V213L27 212L28 215H29V216L27 215V216H28L27 218H28L29 220H27V222L23 223V224H24L23 227H24L26 230L29 229V227L33 224L34 221L36 222V220H37V219L35 220L36 216L39 215L38 217H42V218H44V217L41 216L40 214H41L42 212H44L47 208H48L49 210L51 209L50 207H48V204H49L50 206H52V205L54 204V203L52 202V200H53L54 198L51 200V202L53 203V204H52L51 202H49L50 200H49V201L46 200V196H45L44 194H41ZM46 195H48V194H46ZM55 195H57V194H55ZM63 195H64V194H63ZM72 195H73V194H71V196H72ZM103 195H104V196H103ZM123 195H124V194H123ZM232 195H233V194H231V196H229V195L226 194V197H227V196H228V197H232ZM246 195H247V194H246ZM2 196H3V195H2ZM2 196H1V197H2ZM15 196H16V195H15ZM59 196H60V195H59ZM75 196H76V195H75ZM78 196H77V197H78ZM100 196H102V197L99 198ZM110 196H112V195H110ZM208 196H209V195H208ZM221 196L223 197L224 195H221ZM233 196H234V195H233ZM1 197H0V199H1ZM8 197H9V196H8ZM8 197L6 196V198H8ZM48 197H50L49 199H51L50 194H49ZM48 197H47V198H48ZM54 197H55V196H54ZM64 197H65V195H64ZM64 197H63V198H64ZM66 197H67V196H66ZM69 197H70V196L68 195V198H69ZM72 197H73V196H72ZM81 197L79 198L80 201L83 200V199H82L83 197H82V198H81ZM86 197H84V200H83L84 202H85V198H86ZM157 197H159V195H158ZM162 197H163V196H162ZM199 197H200V196H199ZM235 197H236V196H234L233 198H229V199H230V202H231V199H234ZM237 197H238V196H237ZM241 197H242V196H241ZM257 197H258V196H257ZM257 197H256V198H257ZM9 198H13V197L11 196V197H9ZM9 198H8V199H9ZM17 198H18V197H16L15 200H16ZM63 198H62V199H63ZM153 198H154V197H153ZM207 198H209V197H207ZM242 198H243V197H242ZM245 198H246V197H245ZM250 198H251V197H250ZM21 199H22V198H21ZM23 199H24V197H23ZM64 199H65V198H64ZM79 199H78V200H79ZM102 199L104 200V198H102ZM158 199H159V198H158ZM226 199H227V198H226ZM2 200H3V199H2ZM2 200H1V201H2ZM5 200H6V199H5ZM15 200H14V204H15ZM44 200H45V201H44ZM54 200H55V199H54ZM54 200H53V201H54ZM67 200H69V199H67ZM71 200H72V199H71ZM106 200H107V199H106ZM224 200H225V199H224ZM234 200H235V199H234ZM244 200H245V199H243V201H244ZM7 201H9V200H7ZM20 201H21V200H20ZM22 201H23V200H22ZM46 201H47L48 203H47ZM64 201H66V200H64ZM74 201H75V199H74ZM83 201H82V203L85 204ZM90 201H91V200H90ZM232 201H233V200H232ZM236 201H237V200H236ZM236 201H235V202H236ZM238 201H239V200H238ZM5 202H6V201H5ZM11 202H12V201H11ZM66 202H67V201H66ZM70 202H71V201H70ZM103 202H106V201H102V203H103ZM112 202H113V201H112ZM152 202H153V201H152ZM201 202H202V199H201ZM204 202H205V201H204ZM245 202H246V201H245ZM252 202H253V201H252ZM9 203H10V202H9ZM9 203H8V204H9ZM24 203H23V204L20 203V204H21V205H24ZM73 203L76 205V201L73 202ZM82 203H81V204H82ZM90 203H91V202H90ZM96 203H98V202H96ZM108 203H110V202H107L106 204H108ZM119 203H120V202H119ZM141 203H142V202H141ZM159 203L161 204V202H159ZM206 203H207V202H206ZM239 203H240V202H239ZM246 203L248 204L249 202H246ZM55 204H56V203H55ZM58 204H59V203H58ZM60 204H61V203H60ZM69 204H70V203H69ZM81 204H80V205H81ZM104 204H105V203H104ZM104 204H103V206H100V205L98 206V205H97V206H98L97 208H99V209H98L99 212H100L101 209H103L102 207H104ZM121 204H122V203H121ZM198 204H199V203H198ZM213 204H214V203H213ZM229 204H230V203H229ZM6 205H7L6 203H5V205L3 204V206H5V207H6ZM12 205H13V204H12ZM18 205H19V204H18ZM25 205H24V206H25ZM64 205H65V204H64ZM66 205H67V204H66ZM77 205H79V204H77ZM91 205H92V204H91ZM101 205H102V204H101ZM111 205H114V204L112 203ZM145 205H146V204H145ZM148 205H149V204H148ZM157 205H159V204H157ZM163 205H165V203H164ZM163 205H161V206L163 207ZM196 205H197V204H196ZM204 205H205V204H204ZM13 206H14V205H13ZM60 206H61V205H60ZM60 206H59V207H60ZM67 206H68V205H67ZM106 206H108V205H106ZM106 206H105V207H106ZM114 206L116 207V204H115ZM114 206H110V207H111V210H114V208H115ZM146 206H147V205H146ZM208 206H209V205H208ZM210 206H211V205H210ZM227 206L229 207L230 205H227ZM17 207L19 208V206H17ZM55 207H56V206H55ZM59 207L57 206L56 209H58ZM65 207H66V206H65ZM72 207H73V206H72ZM76 207H79V206H76ZM89 207H90V206H89ZM93 207H94V206H93ZM119 207H121V206L119 205ZM142 207H143V206H142ZM155 207H157V206H155ZM162 207H161V208H162ZM197 207H198V206H197ZM1 208H2V207H1ZM7 208H9V207H7ZM7 208H5V210H6ZM15 208H16V207H15ZM18 208H16V209L18 210ZM20 208H21V207H20ZM20 208H19V209H20ZM86 208H87V207H86ZM100 208H101V209H100ZM107 208H108V207H106L105 209H107ZM112 208H113V209H112ZM152 208H153V207H152ZM208 208H209V207H207V209H208ZM223 208H224V207H223ZM226 208H227V207H226ZM229 208H230V207H229ZM231 208H232V207H231ZM231 208H230V209H231ZM59 209H60V210H59ZM59 209H58V211H61V213H62L64 216L61 214L62 217H61V216H59L60 218H59V217H54V220H55V218H56V219L59 218L60 220H61V219L64 220V218H66L67 216L69 217L70 212H71V214L73 213L72 211L69 212V210H70V209H69V206H68V208H64V206H61ZM68 209H69V210H68ZM108 209H109V208H108ZM108 209H107V210H108ZM148 209H151V207L148 208ZM162 209H165V207L162 208ZM197 209H198V208H197ZM197 209H196V210H197ZM201 209H202V208H201ZM201 209H198L199 211H197V212H199L200 215H201V214H208V215H209V214L211 213V212H208V213L204 212V213H202V210H201ZM249 209H250V208H249ZM3 210H4V208H3ZM11 210H12V209H11ZM23 210H24V207H23ZM23 210H22V211H23ZM49 210H48V211H49ZM72 210H74V209H72ZM75 210H76V209H75ZM83 210H84V209H83ZM91 210H92V208H91ZM111 210H110V211H111ZM116 210H118V208H116ZM157 210H158V209H157ZM200 210H201V211H200ZM208 210H209V209H208ZM216 210H217V209H216ZM231 210H232V209H231ZM8 211H10V210H8ZM8 211H7V213H9ZM15 211H16V210H15ZM46 211H47V210H46ZM58 211H57V212H58ZM76 211H78V210H76ZM105 211H106V210H105ZM114 211H115V210H114ZM193 211H195V210H193ZM203 211H205V210H203ZM209 211H211V210H209ZM19 212H20V210H19ZM19 212H18V213H19ZM25 212H26V211H25ZM55 212H56V211H55ZM92 212H94V211H92ZM102 212H103V211H102ZM112 212H113V211H112ZM200 212H201V213H200ZM10 213H12V212L10 211ZM47 213H48V212H47ZM59 213H60V212H59ZM59 213H57V216L60 215ZM74 213H75V212H74ZM77 213H78V212H77ZM77 213H76V214H77ZM83 213H84V212H83ZM94 213H95V212H94ZM97 213H98V212H97ZM110 213H111V212H110ZM119 213H120V212H119ZM144 213H146V212H144ZM180 213H181V212H180ZM193 213H194V212H193ZM195 213H196V211H195ZM195 213H194V214H195ZM1 214H2V211H1ZM1 214H0V215H1ZM3 214H4V213H3ZM13 214H14V213H13ZM13 214H12V215H13ZM22 214H23V213L20 212L19 215H18V214H16V215L14 214V215H15V216H21L20 219H21V218H22V219H25V218H24V215H25V214H23V215H22ZM92 214H93V213H92ZM101 214H102V213H101ZM117 214H118V212H117ZM132 214H133V213H132ZM135 214H136V213H135ZM135 214H134V215H135ZM196 214H197V213H196ZM196 214H195V215H196ZM215 214H216V213H215ZM221 214H222V213H221ZM234 214H235V213H234ZM4 215H5V217L7 216L6 214H4ZM4 215H1V216H4ZM10 215H11V214H9L8 216H10ZM14 215H13V216H14ZM45 215H47V214H45ZM51 215H52V211H51ZM88 215H89V214H88ZM98 215H99V214H98ZM102 215H104V214H102ZM210 215H211V214H210ZM223 215H224V214H223ZM229 215H230V214H229ZM1 216H0V217H1ZM15 216H14V217H15ZM53 216H55V214H53ZM53 216H50V217H53ZM121 216H122V217H121ZM121 216H120L119 218H126V217H124V215H121ZM126 216H127V214H126ZM129 216H130V215H129ZM237 216H238V215H237ZM48 217H49V216H48ZM48 217L46 216L47 219H48ZM50 217H49V218H50ZM71 217H72V218H73V217L76 218V216H74V215H73V216L71 215ZM78 217H82V216H79V215H78ZM97 217H98V216H97ZM99 217H100V215H99ZM116 217H117V215H116ZM218 217H219V216H218ZM218 217H217V218H218ZM241 217H244V216H241ZM6 218H8V217H6ZM6 218H3V222H2L3 225L0 226V231H4V232H5V235H3L4 239H2V240H4V241L7 240L8 243H9L10 240H8V239L12 238V237H11V233H12L13 231H15V230H13V228H14V226H15L16 224L19 223V220H18V223H16L17 221H16V222H15V221L12 222L11 218H10V220H9V219H6ZM16 218L19 219V217H16ZM16 218H15V219H16ZM46 218H45V219H46ZM83 218H84V217H82V218H80V219L83 220ZM89 218H90V217H89ZM113 218L115 219V217H113ZM119 218H118V219H115L116 222L113 221L114 219L112 220V221H113V224L115 223V224H114L115 226H116V225H120V224H122L123 221H126V220L119 219ZM132 218H133V216H132ZM144 218H145V217H144ZM148 218H149V217H148ZM5 219H6L7 221H9V222H6ZM38 219H39V218H38ZM59 219H58V221H59ZM80 219H79V220H80ZM84 219H85V218H84ZM145 219H146V218H145ZM205 219H206V218H205ZM218 219H219V218H218ZM220 219H222V216H221ZM1 220H2V219H1ZM4 220H5V221H4ZM43 220H44V219H43ZM79 220H77V222H78ZM89 220H90V219H89ZM93 220H95V219H93ZM96 220H97V218H96ZM117 220H122V223H121V222L118 223ZM140 220H141V219H140ZM222 220H223V219H222ZM10 221H11V222H10ZM37 221H38V220H37ZM39 221H40V220H39ZM50 221H51V220H50ZM55 221H56V220H55ZM66 221H67V220H66ZM73 221H74V220H73ZM106 221H107V220H106ZM112 221H111V222H112ZM137 221H138V220H137ZM142 221H143V220H142ZM205 221H206V220H205ZM219 221H221V220H219ZM242 221H243V219H242ZM22 222H24V220H23ZM35 222H34V223H35ZM44 222H46V220H45ZM81 222H82V221H81ZM81 222L77 223V225H78V224L80 225ZM89 222H90V221H89ZM111 222H110V223H111ZM146 222H147V221H146ZM221 222H223V221H221ZM237 222H238V221H237ZM20 223H21V221H20ZM53 223H54V222H53ZM66 223H67V222H66ZM71 223H72V222H71ZM82 223H83V222H82ZM87 223H88V221H87ZM96 223H97V222H95V224H96ZM104 223H105V222H104ZM116 223H118V224H116ZM124 223H125V222H124ZM132 223H133V222H132ZM142 223H143V222H142ZM200 223H201V221H200ZM238 223H239V222H238ZM0 224H1V223H0ZM45 224H47V223H45ZM48 224H49V223H48ZM167 224H168V223H167ZM194 224H195V223H194ZM196 224H197V223H196ZM207 224H208V223H206V225H207ZM222 224H223V223H222ZM236 224H237V223H236ZM240 224H242V223H240ZM19 225H20V224H19ZM19 225H18V226H19ZM21 225H22V224H21ZM52 225H53V224H52ZM57 225H59V224L54 225V226H55V227L53 226L54 228H50V227L48 226L49 229H50V231L47 230L48 233L45 232L46 235L44 234V232L42 233L43 237L46 236L45 239H44L43 237H41V238L43 239L42 242L45 241V243H42V244H44L43 246H46L47 250H49V254L52 255V257H51L50 255H47L48 252H47V254H45V252H43L45 255L48 256V258L51 257V258L49 259L50 262L47 261L48 259H47L46 257H45V258L43 257L44 259H47L46 262L41 258V260H42L45 264H49V263L51 264V262H52V261H55L56 258L58 259V258H59V254L61 255V256H60V260H62L61 258H63L64 255H66L67 257H70V258H71V257H75V255H78V253H79V256H81L80 254H82V255H83V254H84V255L86 254L85 257L87 258V257H89L90 254H91V257H92V252H94L96 248L93 249V245H95V244H93V242H91V240L89 241V239H90V238H88L89 236H88V237L85 236V238L82 239L81 237H84V236H81V237H80V236H78V234H77V236L79 237V238H78V237L76 236L75 233H72V232H71V230H67V231H70V232H71V233L68 234V237L72 238L73 240H72V239H70V240H72L73 242H72V243H71V242H67V243L72 244V245H68V246H66V247H63V249H61V250H60V248H58V250H57L56 248H54V247L56 246V243H57V245H58V243H59L60 241H62V240L65 241V239H63V238L65 237V235H67L66 232L64 231V228H62V230H63V232H64V233H63V232L61 231V227H62V226L59 225V227H60V230H59L58 227H57ZM74 225H76V224H74ZM81 225H82V224H81ZM87 225H88V224H87ZM106 225H107V224H106ZM111 225H112V224H111ZM123 225H124V224H123ZM146 225H147V223H146ZM200 225H203V223L200 224ZM220 225H221V224H220ZM33 226H34V225H33ZM50 226H51V225H50ZM126 226H127V225H126ZM128 226H129V225H128ZM236 226H237V225H236ZM48 227H47V228H48ZM51 227H52V226H51ZM73 227H74V226H73ZM116 227H117V226H116ZM119 227H120V226H118L117 228H119ZM225 227H226V226H225ZM244 227H245V226H244ZM30 228H31V227H30ZM44 228H45V227H44ZM47 228H46V229H47ZM66 228H68V226H66ZM66 228H65V229H66ZM108 228H110V225H109ZM199 228H200V227H199ZM41 229H42V228H41ZM68 229H69V228H68ZM71 229H72V228H71ZM114 229H115V228H114ZM114 229H113V230H114ZM129 229H130V228H129ZM236 229H238V228H236ZM42 230H43V229H42ZM76 230H77V228H76ZM110 230H112V229L110 228ZM115 230H116V229H115ZM122 230H123V229H122ZM159 230H161V228H160ZM29 231H31V230H29ZM38 231H40V230H38ZM120 231H121V230H120ZM195 231H196V230H195ZM225 231H227V230H225ZM229 231H230V230H229ZM26 232H27V231H26ZM26 232H25V233H26ZM73 232H76V231H73ZM156 232H157V231H156ZM187 232H188V231H187ZM196 232H198V230H197ZM196 232H195V234H196ZM214 232H215V231H214ZM219 232H220V231H219ZM221 232H222V229H221ZM223 232H224V231H223ZM238 232H239V231H238ZM240 232H241V231H240ZM263 232H264V231H263ZM263 232H262V233H263ZM0 233H1V232H0ZM13 233H14V232H13ZM23 233H24V232H23ZM56 233H57V234H56ZM200 233H201V231H200ZM217 233H218V232H217ZM217 233H216V234H217ZM229 233H230V232H229ZM26 234H27V233H26ZM26 234H23V235L26 236ZM64 234H65V235H64ZM79 234H80V233H79ZM83 234H84V233H83ZM105 234H108V233H105ZM13 235H14V234H13ZM28 235H29V234H27V236H28ZM32 235H33V233H32ZM80 235H82V233H81ZM110 235H111V234H110ZM166 235H167V233H166ZM189 235H190V234H189ZM220 235H221V234H220ZM223 235H224V236H227V234H225V233H224ZM241 235H242V234H241ZM0 236L2 237L1 234H0ZM19 236H21V235H19ZM27 236H26V237H27ZM38 236H39V235H38ZM38 236H37V237H38ZM40 236H41V234H40ZM107 236H109V235H107ZM119 236H121V234H120ZM218 236H219V233H218ZM228 236H230V235H228ZM228 236H227V237H228ZM235 236H236V235H235ZM250 236H251V234H250ZM263 236H264V235H263ZM263 236H262V238H263ZM22 237H23V236H22ZM22 237H20V238L22 239ZM30 237H31V236H30ZM30 237L28 236L29 239H31ZM160 237H161V236H160ZM215 237H216V236H215ZM220 237L222 238V236H220ZM220 237H219L218 239H220ZM243 237H244V236H243ZM18 238H19V237H18ZM35 238H36V237H35ZM35 238H33L32 241H29V243H30V242L32 243V242L34 241ZM116 238H117V236H116ZM212 238H213V237H212ZM256 238H257V237H256ZM258 238H259V237H258ZM0 239H1V238H0ZM12 239H13V238H12ZM77 239L80 240V241L77 242V243H75V242H76L75 240H77ZM81 239H82V241H81ZM84 239H85V240H84ZM96 239H97V238H96ZM105 239H106V238H105ZM110 239H113V238H110ZM118 239H119V238H118ZM127 239H128V238H127ZM215 239H217V237H216ZM225 239L227 240L228 238H224V240H225ZM16 240H18V239H16ZM27 240H28V239L26 238V239H24L23 241H24L25 243H27V242H28ZM78 240H77V241H78ZM83 240H84V241H83ZM93 240H94V239H93ZM93 240H92V241H93ZM106 240L110 241L109 239H106ZM106 240H105V241H106ZM212 240H213V239H212ZM220 240H221V239H220ZM260 240H261V239H260ZM263 240H264V238H263ZM4 241H3V242H4ZM19 241H20V240H19ZM74 241H75V242H74ZM113 241H116V242H117L118 240H114V239H113ZM119 241H120V240H119ZM121 241H122V240H121ZM136 241H137V240H136ZM141 241H143V240H141ZM246 241H251V242H252V240H250V239H249V240H246ZM94 242H95V241H94ZM251 242H250V243H251ZM255 242H256V241H255ZM0 243H1V240H0ZM4 243H7V242L5 241ZM25 243H24V245L20 244V245H18V246H21V245H22V246H26ZM33 243H34V242H33ZM33 243H32V244H33ZM36 243H38V242H36ZM39 243H40V242H39ZM62 243H63V242H62ZM74 243H75V244H74ZM105 243H106V242H105ZM120 243H122V242H120ZM228 243H229V242H228ZM228 243H227V244H228ZM260 243H261V242H260ZM92 244H93V245H92ZM96 244H97V242H96ZM110 244H111V245H110ZM246 244H247V243H246ZM252 244H253V243H252ZM0 245L3 246L4 244H0ZM12 245H13V244H12ZM27 245H28V244H27ZM30 245H31V244H29V246H30ZM38 245H40V244H38ZM59 245H60V243H59ZM62 245H63V244H62ZM255 245H256V244H255ZM22 246H21V249L24 248V247H22ZM41 246H42V245H41ZM109 246L112 247V243H111V242L108 243V248H109ZM113 246H114V243H113ZM115 246H116V245H115ZM117 246H121V245H117ZM242 246H243V245H242ZM242 246H241V247H242ZM248 246H249V245H248ZM263 246H264V245H263ZM38 247H39V246H38ZM56 247H60V246H56ZM94 247H95V246H94ZM251 247H252V245H251ZM2 248H5V245H4ZM6 248L9 249L10 247H9V246H8V247L6 246ZM6 248H5V249H6ZM25 248H27V247H25ZM28 248H29V247H28ZM40 248H41V247H40ZM121 248H122V247H121ZM138 248H139V247H138ZM243 248H244V247H243ZM253 248H254V247H253ZM7 249H6V251H7ZM15 249H16V248H15ZM36 249H37V247H36ZM41 249H42V248H41ZM55 249H56V251H55ZM104 249H105V248H104ZM10 250H11V249H10ZM22 250L25 251V249H22ZM45 250H46V249H45ZM47 250H46V251H47ZM62 250H63V251H62ZM64 250H65V251H64ZM122 250H123V249H122ZM136 250H137V249H136ZM138 250H139V249H138ZM247 250H248V249H247ZM249 250H250V249H249ZM254 250H255V249H254ZM1 251H3V249H2ZM14 251H15V250H14ZM14 251H12V253H13ZM17 251H19V250L16 249V252H17ZM36 251H37V250H36ZM52 251L54 252V254H57V253H58V254H57L58 257H57V255L52 254V253H53ZM57 251H58V252H57ZM59 251H60V253H59ZM108 251H110V250L108 249ZM133 251H134V250L131 251V254H132ZM40 252H41V251H40ZM51 252H52V253H51ZM55 252H56V253H55ZM98 252H99V250L97 251V253H98ZM110 252H111V251H110ZM116 252H117V251H116ZM244 252H245V250H244ZM17 253H18V252H17ZM101 253H102V252H101ZM103 253H104V252H103ZM107 253H108V252H107ZM111 253H112V252H111ZM113 253H115V252H113ZM213 253H214V254H213ZM213 253H212L213 255H211V254H209V255H211V256L213 257V259H214L215 252H213ZM219 253H220V252H219ZM250 253H252V252H250ZM15 254H16V253H15ZM88 254H89V255H88ZM98 254H99V253H98ZM104 254H105V253H104ZM243 254H244V253H243ZM243 254H242V255H243ZM247 254H249V253H247ZM247 254H246V255H247ZM13 255H14V254H13ZM21 255H22V254H21ZM21 255H19V256H21ZM93 255L96 256V254H94V253H93ZM105 255H107V254H105ZM110 255H113V254H110ZM110 255H109V257H110ZM219 255H220V254H219ZM6 256H7V255H6ZM17 256H18V255H17ZM23 256H24V255H23ZM54 256H56V257H54ZM95 256H94V257H95ZM113 256H114V255H113ZM117 256H118V255H117ZM128 256H129V254H128ZM133 256H134V255H133ZM207 256H208V255H207ZM211 256H209L210 259L212 258ZM7 257H8V256H7ZM14 257H15V256H14ZM40 257H41V256H40ZM81 257H82V256H81ZM91 257H89V260H90L91 262H97V260H99V259L101 260V257H102V256H100L99 259H98L97 256H96L97 258H94V257H93L92 259H93V260L95 259V261L91 260ZM216 257H217V255H216ZM219 257H221V256H219ZM53 258H54V260H51V259H53ZM64 258H65V260H66V257H64ZM70 258H68L67 260H69ZM82 258H83V257H82ZM106 258H107V257H106ZM116 258H117V257H116ZM119 258H120V257H119ZM122 258H123V257H122ZM132 258H133V257H132ZM132 258H131V259H132ZM205 258H206V257H205ZM230 258H231V257H230ZM240 258H242V257H240ZM240 258H239V259H240ZM0 259H1V257H0ZM126 259H128V257H127ZM129 259H130V258H129ZM133 259H134V258H133ZM135 259H136V258H135ZM146 259H147V258H146ZM215 259H216V258H215ZM16 260L20 262V259L18 260V258H16ZM41 260H40V261H41ZM67 260H66V261H67ZM70 260H72V259H70ZM86 260H87V261H86ZM86 260H84V261L89 262V261H88V258H87ZM111 260H112V262H113V258H112ZM119 260H120V259H119ZM119 260H118V261H119ZM121 260H122V259H121ZM121 260H120V261H121ZM10 261H11V260H10ZM29 261H31V260H29ZM36 261H37V260H36ZM56 261H59V260H56ZM63 261H64V259H63ZM66 261H65V262H66ZM84 261H83V259H82V262H84ZM102 261H103V260H101V264H103ZM106 261H107V260H106ZM126 261H127V260H126ZM195 261H197V259H196ZM199 261H200V260H199ZM206 261H207V260H206ZM19 262H18V263H19ZM59 262H60V261H59ZM82 262H81V263H82ZM91 262H89V263L91 264ZM98 262H99V261H98ZM109 262H111V261H110V258H109ZM114 262H115V259H114ZM114 262H113V263H114ZM116 262H117V261H116ZM123 262H125V261H123ZM131 262H132V261H130V264H131ZM3 263H4V262H3ZM6 263H7V262H6ZM30 263H31V262H30ZM30 263H27V261H23V260L20 262V264H30ZM106 263H107V262H106ZM106 263H105V264H106ZM117 263H119V262H117ZM128 263H129V262H127V264H128ZM147 263H148V262H147ZM194 263H195V262H194ZM32 264H33V263H32ZM37 264H38V263H37ZM40 264H42V263L40 262ZM52 264H54V263H52ZM82 264H83V263H82ZM85 264H88V263H85ZM92 264H94V263H92ZM107 264H108V263H107ZM114 264H115V263H114ZM119 264H120V263H119ZM132 264H135V261L132 262ZM150 264H151V263H150ZM153 264H154V262H153Z\"/></svg>","mask_w":264,"mask_h":264}]
</instances>
